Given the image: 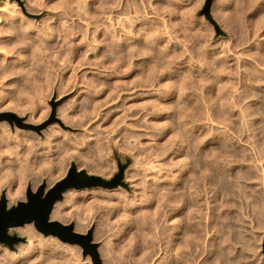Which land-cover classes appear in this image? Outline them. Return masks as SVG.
Returning <instances> with one entry per match:
<instances>
[{"label":"rangeland","instance_id":"rangeland-1","mask_svg":"<svg viewBox=\"0 0 264 264\" xmlns=\"http://www.w3.org/2000/svg\"><path fill=\"white\" fill-rule=\"evenodd\" d=\"M0 1H5V0H0ZM27 1V2H26ZM30 1L31 0H10V3H9V6H7V10H6V13L5 12H1V14H5L4 15V17L6 18V19H11V16L12 15H10V14H12L13 12L14 13H16V14H14L13 13V15H16V16H23V18H25L26 20H28L29 19V21L30 20H32V23H35V30H37L35 33H33V34H35L34 36L32 35V36H28L27 34L25 35V33L24 32H18V34H17V32L15 31V30H11L10 28V25H9V22L11 21V20H9V22H8V20H6L5 18H3V15H2V19L4 20L3 21V23H2V25L0 24V31H2V32H0V115H2V118L3 119H1L0 120V125L2 126V127H0L1 129H0V141H2L3 140V138H4V136H10L9 138H12V137H15V135L17 134L16 132H18V131H22V129H23V131L25 130V131H31V132H35L36 133V135H39L38 137L40 138V140L43 142V147H39L40 148V150H39V148H38V151H37V154H38V156H39V159L37 160V161H32L33 160V158H31L32 157V155L30 156V158L31 159H29L28 161H26V160H24V161H22V163L20 162V164L18 163V165L20 166L19 167V169H18V165H17V167L14 169V170H10V169H7V171H6V169H4L3 170V168L1 167V164H0V168L2 169V171L0 172V179H1V182H0V186H2V187H0V201H1V199L4 197L5 198V200H6V205H7V208H11V207H13V206H16V205H18V203L20 202V201H27V197H28V193H29V191H32V192H34L35 194L38 192V190H39V188L41 187V185H43V184H45L46 186H45V189H44V195L52 188V187H54L55 185H56V183L57 182H59V181H61L63 178H65V177H67L68 175H69V173H70V170H71V168H72V166L73 165H75V167H76V174H78V176H81V173L83 172V171H85L86 172V174H88V176H96V177H98V178H100L101 180H104L105 182H108L107 184H104V183H100V184H97V185H94V186H90V187H83V188H75V187H73V188H70V189H67L66 191H64L63 192V197H62V199H60V200H58V201H56V203L55 204H61V208H62V214L63 215H61L60 216V218H59V216H57V217H52L51 218V216L53 215H50V220L51 221H54L55 219H56V221H59L62 225H63V232L66 234V235H68L67 237H68V239H70V240H63L62 238H60L59 236H57V235H53V234H49L48 236L47 235H45L43 232H41L40 230H38L37 229V227L35 226V224L33 223V222H31V223H26V224H24V225H22V226H13V227H10L9 228V233L11 234V235H14V234H17V235H19V236H22V237H24L25 238V240L24 241H20V242H18V243H16L15 245H14V248H10L9 246H7L6 244H4V243H0V256H1V258H3L4 257V252L2 253V251L3 250H1V249H3V248H7L8 250L10 249V251L11 252H14L16 255H19L21 252H18V251H20V249H21V247L22 246H25V245H27L28 243H29V239H28V235H25L24 236V234H21L20 233V231H19V228L18 227H25V225L26 226H28L29 224H30V226H32L33 228H34V230L38 233V234H40L41 233V235L40 236H43V238H46V239H49L50 240V238H52V239H54V237H55V239L56 240H58V241H60V243H62V250H63V246H69V248H72L71 249V255H72V257L74 258V263H78V264H165L166 263V261H167V263L169 264L170 262V264H177L179 261H181V260H184V261H181V262H179V263H181V264H190V262H188V261H192L191 263H194L195 262V259H196V264L198 263H200V264H221L222 262H224L223 264H225V262H227V264H264V214H263V212H264V210H263V212H262V209H264V208H262V207H264V194L261 192V194H260V191H263L264 192V178H262L260 175H261V173H262V175H264L263 174V172H264V160H262V159H264V155H261V153L262 154H264V144H262V143H260V142H263V140H264V137H262V141L260 140V137L263 135H260L261 133L259 132V131H263L264 132V120H263V115H264V59H262V58H264V0H212V2H211V4H210V7H209V9L207 10L206 9V7H207V3H208V0H120V2H121V4H120V6L119 7H117L116 8V1H119V0H86V1H89V2H85V0H80V2H76V1H72V3H70V5H71V7H73L74 9H75V11L74 12H72L71 14H69V13H65L64 14V10H62L61 8H63L64 9V7L67 5V4H69V3H67L68 1L67 0H33V1H31L32 2V4L30 3ZM37 1V2H36ZM51 1V2H50ZM57 1V2H56ZM84 1V2H83ZM98 1V2H97ZM176 2V3H173V2ZM13 2V3H12ZM29 2V3H28ZM36 2V3H35ZM41 2V3H40ZM60 2H62L61 3V5H59V4H57V5H59L58 7H60V8H57V6H54V5H52L51 3H60ZM94 2V3H93ZM102 2V3H101ZM113 2V3H112ZM141 2H142V4H144V5H142L141 4ZM92 5H91V4ZM166 3H167V5H166ZM13 4V5H12ZM32 5L33 6V8H32V6H31V8L29 7L30 5ZM36 4H39V5H36ZM90 4V5H89ZM113 4V5H112ZM140 4L142 5V6H140ZM168 4H169V7L168 8H166L167 6H168ZM175 4H177V5H175ZM12 5V6H11ZM27 5H28V7L29 8H27ZM41 5V6H40ZM79 5H81L82 7H80L79 8ZM85 5V6H84ZM104 6L105 7V5H106V12H105V14H101V15H99V13H98V9H99V6ZM171 5V6H170ZM173 5V6H172ZM21 6V7H20ZM38 6V7H37ZM145 8H144V7ZM37 7V8H36ZM40 7H42L41 9H40ZM54 7H56V8H54ZM83 7H85L84 8V10H83ZM111 7V8H110ZM174 7V8H173ZM214 7H216V8H214ZM219 7V8H218ZM27 8V9H26ZM98 8V9H97ZM110 8V9H109ZM143 8H144V10H143ZM177 8V9H176ZM10 9V10H9ZM35 9H37V10H35ZM52 9V10H51ZM59 10V12H58V10ZM88 9V12L86 11ZM107 9H108V11H114L113 13L116 15V16H118V17H120V18H117V19H120L119 21H123L124 22V25L122 26H120L119 27V29H118V32H119V34H117L116 36H117V39L120 41V43L121 44H124V46H127L128 48H129V46L133 43V45H131V46H135L136 48H138L139 49V51H138V49H136V53H135V57H134V55H130V54H128V52L127 51H125V50H128V49H125V50H123V52H122V50H119V51H115V52H112L111 50H109V48L111 49L112 48V50H113V47L114 46H108V44L110 43L109 42V38H105V36H101L99 39H96L95 38V33H96V31L98 30L99 31V29L100 28H102L103 26H107V28H109L110 29V23H109V20H107V23H108V25L106 24V19L107 18H105V16L109 13L108 11H107ZM113 9V10H112ZM146 9V10H145ZM172 9V10H171ZM222 9V10H221ZM14 10V11H13ZM22 11V13H21V11ZM39 10V11H38ZM78 10H80V12L78 11ZM81 10H82V13H81ZM95 10V11H94ZM178 10V11H177ZM180 10H182V11H180ZM10 11H11V13H10ZM13 11V12H12ZM38 11V12H37ZM61 11L63 12V13H61ZM85 11H86V13H88V14H86L85 13ZM146 11V12H145ZM180 11V12H179ZM222 11H223V13H222ZM9 12V13H8ZM18 12H20V13H18ZM45 12V13H44ZM60 13V15H59V17H57V15H55V14H53V13ZM98 13V14H96V13ZM132 12V13H131ZM18 13V14H17ZM79 13V14H78ZM84 13V15H82ZM144 13V14H143ZM225 13V14H224ZM20 14H22V15H20ZM25 14H26V17H25ZM61 14H62V16H61ZM65 16H64V15ZM93 14V15H92ZM119 14V15H118ZM136 14V15H135ZM48 15V16H47ZM92 15V16H91ZM98 17H96V16ZM134 15H135V17H134ZM140 17H139V16ZM7 16V17H6ZM29 16H30V18H29ZM44 16V17H43ZM78 16V17H77ZM80 16V17H79ZM130 16V17H129ZM141 16H143L142 18H141ZM147 16V17H146ZM41 17H42V20H41ZM57 17V18H56ZM103 17V18H102ZM131 17H133V18H131ZM136 17H138L137 19H136ZM36 18V19H35ZM53 18H55V19H53ZM59 18V19H58ZM64 18V19H63ZM100 18H102L101 20H100ZM129 18H130V20H129ZM135 18V19H134ZM146 18H147V20H146ZM46 21H45V20ZM58 19V20H57ZM62 21H61V20ZM142 19V20H141ZM144 19V20H143ZM149 19L151 20V21H149ZM54 20H57V23H56V32L57 33H55L54 35L49 31L50 29H48V28H46L47 30V35H48V38H50V39H48V38H46V42L44 41H40V38H41V36L40 35H38L37 33H39V32H42L44 29L42 28V25H43V27L46 25V23L48 22V23H52ZM64 20V21H63ZM89 20V21H88ZM103 20H105L104 22H103ZM132 20V21H131ZM135 20V21H134ZM67 21V22H66ZM87 21L88 22H92L90 25H89V29H90V32L88 33V35H87V37H88V42L90 43L89 45H87L86 46V48H82V44H81V39L85 36V31H83V29L85 30L86 29V25L84 24V23H87ZM97 21H99L98 23H97ZM101 21V22H100ZM128 21V22H127ZM145 21V22H144ZM153 21V22H152ZM31 22V21H30ZM44 24H43V23ZM65 24H64V23ZM97 23V24H95V23ZM128 23V25H127V23ZM159 22V23H158ZM7 23H8V25H9V28H7L8 27V25H7ZM58 23H60V24H58ZM80 23H81V25H80ZM125 23H126V25H125ZM130 23V24H129ZM132 23V24H131ZM171 25H170V24ZM176 23V24H175ZM180 23H181V25H180ZM198 23V24H197ZM6 24V25H5ZM39 24V25H38ZM94 26H93V25ZM104 24V25H103ZM142 24H146V25H143L142 26ZM147 24L148 25H150V26H148L147 27ZM155 24V25H154ZM157 24V25H156ZM159 24H160V26H159ZM163 24H164V26H163ZM169 24V25H168ZM5 25V26H4ZM63 25V27H61ZM79 25H80V27H83V29L81 28V30H80V27H79ZM99 25H101V26H99ZM132 26V28H131V26ZM134 25V26H133ZM154 25V26H153ZM180 25V26H179ZM198 25V26H197ZM3 26V27H2ZM64 26H66L65 28H64ZM117 26H119V23L117 24ZM142 26V27H141ZM145 26L148 28V29H146L145 28ZM172 26H173V28H172ZM178 26V27H177ZM5 27H6V29L8 30L9 29V31L11 32V34H10V32L9 31H7L6 29H5ZM36 27H37V29H36ZM41 27V28H40ZM59 27V28H58ZM124 27V28H123ZM126 27L129 29H126ZM155 27H156V30H155ZM181 27V28H180ZM186 27V28H185ZM200 27V28H199ZM39 28V29H38ZM64 28V29H63ZM141 30H140V29ZM145 28V29H144ZM150 28V29H149ZM159 28H161V30L159 29ZM190 28V29H189ZM2 29V30H1ZM13 29V28H12ZM63 31H62V30ZM77 29V30H76ZM79 29V30H78ZM123 29L126 31H123ZM130 29H131V32H132V34H131V32H130ZM186 30V31H184V30ZM189 29V30H188ZM203 29V30H202ZM5 30V31H4ZM41 30V31H40ZM67 30V31H66ZM127 30H128V33H127ZM143 30V32L141 33V31ZM148 30V31H147ZM151 30V31H150ZM183 30V31H182ZM192 30V31H191ZM206 30V31H205ZM7 31V32H6ZM23 31V30H22ZM69 31V32H68ZM97 31V32H98ZM135 31H137V32H135ZM146 31V32H145ZM154 31V32H153ZM201 31H202V33H201ZM206 32V34H205V32ZM4 32V33H3ZM12 32H14V34H12ZM26 32V31H25ZM28 32H30L31 33V31H29L28 30ZM79 33V34H77V33ZM135 32V33H134ZM138 32H140V33H138ZM148 32V33H147ZM150 32V33H149ZM158 32V33H157ZM186 32V33H185ZM195 32V33H194ZM198 32V33H197ZM204 32V33H203ZM20 33V34H19ZM23 33V34H22ZM49 33V34H48ZM123 33H125V34H123ZM127 33V34H126ZM144 33H146L147 35H145ZM154 33V34H153ZM160 33V34H159ZM170 33V35H166V34H169ZM188 33V34H187ZM3 34V35H2ZM22 34V35H21ZM78 36H77V35ZM83 34V35H82ZM137 34H139V36L137 35ZM144 35V37H148L149 39L148 40H146V41H144L145 39H147V37L146 38H144L143 39V35ZM148 34H150V35H148ZM196 36H195V35ZM204 34V35H203ZM21 35V36H20ZM25 35V36H24ZM55 36V37H53V36ZM121 37H120V36ZM127 35V36H126ZM130 35V36H129ZM132 35V36H131ZM153 37H152V36ZM158 35V36H157ZM171 35H172V37H171ZM202 35V36H201ZM4 36V37H3ZM17 36H20V37H17ZM39 36V37H38ZM56 36H58V37H56ZM60 36V37H59ZM62 36H65V38L68 40L67 42L65 41V39H63L62 38ZM119 36V37H118ZM124 36H125V38H124ZM129 36V37H128ZM157 36V37H156ZM165 36H166V38H165ZM172 38H170V37ZM174 36V37H173ZM192 36H194L193 37V39H192ZM10 37V38H9ZM17 37V38H16ZM22 37H23V39L24 40H22ZM25 37H26V39H25ZM30 39H28V38ZM38 37V38H37ZM80 37H82V38H80ZM123 37V38H122ZM138 37V38H137ZM152 37V38H151ZM155 37V38H154ZM159 37V38H158ZM164 37V38H163ZM15 38H16V42L14 41L15 40ZM33 38H35V40H33ZM52 38V39H51ZM56 38H58V39H56ZM80 38V39H79ZM95 38V39H94ZM122 38V40H120ZM127 38H129L130 40H128ZM152 40H151V39ZM162 38H163V40H162ZM20 39V43H21V45L19 44V42L17 41V40H19ZM38 39V40H37ZM62 39L65 41V43H64V41H62ZM78 39H79V41H78ZM101 39H103V40H105V41H103L102 42V44H105V45H101L100 44V41H101ZM157 39H158V41H157ZM167 39V40H166ZM169 39V40H168ZM184 39H186L185 41H184ZM27 42H26V41ZM38 42H37V41ZM41 40H42V38H41ZM53 40V42H51ZM58 40V41H57ZM71 41V43L73 44V46H71L72 44L71 43H69L70 41ZM96 42H95V41ZM135 40V41H134ZM143 40V41H142ZM178 40H180V41H178ZM23 41V42H22ZM33 41H34V44H33ZM36 41V42H35ZM55 41V42H54ZM62 41V42H61ZM82 41H85V37H84V40H82ZM111 41V40H110ZM130 41V42H129ZM144 42V43H142V42ZM163 41V42H162ZM168 41H171V42H168ZM18 42V43H17ZM28 42H32L31 44L30 43H28ZM40 42L42 43L43 42V44H41V45H39L40 44ZM56 42H59V43H56ZM73 42H75V44L73 43ZM77 42V43H76ZM79 42V43H78ZM92 42L94 43L93 44V46H92ZM125 42V43H124ZM132 42V43H131ZM150 42V44H148ZM155 42V43H154ZM173 42V43H172ZM179 42H180V44H179ZM187 42H188V44H187ZM37 43H39V44H37ZM46 43V44H45ZM49 43H50V45H49ZM52 43H55V44H53L54 45V47L55 48H51V46L53 47V45H51ZM63 43V44H62ZM69 45V47H68V45ZM99 43V44H98ZM126 43H128V44H126ZM157 43V44H156ZM165 44V46L163 47L162 46V44ZM170 43V44H169ZM175 43V44H174ZM185 43V44H184ZM19 44V45H18ZM25 44H27V45H25ZM50 46V48H49V46ZM59 44V45H58ZM64 44H66V45H64ZM79 44V45H78ZM95 44H97L96 45V48L94 47L95 46ZM111 44H113V43H111ZM137 44H139V46L137 45ZM141 44L143 45V46H141ZM158 44H160L163 48L161 49L160 47H159V45ZM177 44V45H176ZM187 44V45H186ZM33 45H35L34 47L36 48V49H34V47L32 48L31 46H33ZM43 45V46H42ZM44 45H46V47L44 46ZM107 45V46H106ZM144 45H146V46H144ZM147 45H149V46H147ZM156 45V46H155ZM158 45V46H157ZM173 45H174V47H173ZM180 45H182L183 47H181ZM29 46V47H28ZM47 46H48V48H47ZM61 46V48H62V50L59 48ZM66 46V47H65ZM75 46V47H74ZM78 46V47H77ZM130 46V48H132ZM152 46H155V47H151ZM169 46V47H168ZM191 46V47H190ZM207 48H206V47ZM42 47H44V48H46L45 49V51H47V52H45L44 51V49L42 50L41 48ZM126 47V48H127ZM142 49V51H141V49ZM143 47H148V48H145L146 49V51L149 53V54H146V52H145V50H143L144 48ZM157 47V48H156ZM167 47H168V49H167ZM185 47H190L191 49H187V48H185ZM193 47V48H192ZM31 48L35 51V50H40V51H38L37 50V52L35 51V53H38V52H40L39 53V55L38 54H35L34 53V51L31 53ZM65 48V52H66V54L65 55H67V56H65L64 54H62V53H65L64 51H63V49ZM67 48H68V50H67ZM78 48V49H77ZM88 48H90V49H88ZM105 48H108V52H107V50L105 49ZM149 48H150V51H149ZM159 48V49H158ZM172 48V49H171ZM48 49L50 50V49H53V50H50L49 52H48ZM74 51H72V50ZM79 49H80V51L82 50V53H83V58H82V55H81V53H80V51H79ZM116 49H118V48H116ZM148 49V50H147ZM155 49V50H154ZM158 50V52H159V54H158V52H156L157 50ZM263 49V50H262ZM58 50H59V52L61 53H59L58 52ZM71 50V51H70ZM86 51V53H85V51ZM90 52H89V51ZM91 50H92V52H91ZM106 50V51H105ZM151 50H152V52H151ZM162 50V51H161ZM164 50V51H163ZM171 50V51H170ZM195 50V51H194ZM205 50V51H204ZM42 51V52H41ZM53 51V52H52ZM56 51V52H55ZM70 51V52H69ZM76 51H78V52H76ZM102 51H103V54H104V57L103 58H105L106 57V55L107 54H109V56H111L110 58H109V56L108 57H106L104 60L103 59H101V60H99L100 59V57L101 56H103V54L102 55H100L101 53H102ZM109 51H111L110 53H109ZM124 51H125V53H124ZM172 51H174V53L172 52ZM201 51H202V53L203 54H201ZM209 51V52H208ZM51 52V53H50ZM54 52H55V54H54ZM71 52H72V54H71ZM77 54H76V53ZM96 52H98V54L96 53ZM107 52V53H106ZM119 52V55L117 54ZM127 52V53H126ZM139 52H141L140 54H139V56H137L138 55V53ZM156 53L155 55H153L154 53ZM161 52H166V54L164 53V55H165V57H164V55H161V56H159L160 55V53ZM167 52L168 53H170L169 55L167 54ZM193 52H195V53H193ZM208 52V53H207ZM218 52V53H217ZM262 52V53H261ZM25 53V54H24ZM28 53H31V54H28ZM43 53H47V54H43ZM49 53V54H48ZM57 53H58V55H57ZM68 53V54H67ZM75 53V54H74ZM79 53V54H78ZM123 53V54H122ZM145 53V54H144ZM153 53V54H152ZM172 53H173V55H172ZM189 53V54H188ZM215 53V54H214ZM225 53V54H224ZM35 56H34V55ZM52 54V55H51ZM60 54V55H59ZM76 56H74V55ZM89 54V55H88ZM127 55L128 57H126L125 55ZM153 56H152V55ZM158 54V57L159 58H157V55ZM162 54V53H161ZM178 56H177V55ZM181 54H182V56H181ZM193 54V55H192ZM196 54H198V55H200V56H205V58L203 59H200V58H197V56L198 55H196ZM260 54V55H259ZM23 55V56H22ZM26 55V56H25ZM30 55V56H29ZM31 55H33L34 57H32ZM38 55V56H37ZM71 55H73L72 56V58L73 59H69V58H71ZM81 55V56H80ZM84 55H86L87 57H84ZM98 55H100V57L98 56ZM113 55H115V56H113ZM140 55H141V57H140ZM146 55V56H145ZM150 55H151V57H150ZM167 55V56H166ZM170 55H171V58H172V56L174 57L175 56V58L173 59V61L175 60V62H173L172 61V59H170ZM184 55V56H183ZM189 55V56H188ZM212 55V56H211ZM223 55V56H222ZM230 55V56H229ZM40 56H42V57H40ZM48 56H51V57H48ZM81 57L82 58V60H81V58H79V57ZM90 56H93V58L91 57V58H89ZM96 56V60H95V57ZM118 56V57H117ZM145 56V57H144ZM147 56H149V57H147ZM163 56V57H162ZM195 56V57H194ZM200 56H198V57H200ZM261 56V57H260ZM28 58V59H25V58ZM31 57V58H30ZM54 57V58H53ZM57 57V58H56ZM60 57H61V59H60ZM63 57H64V59H63ZM99 59H98V58ZM132 57V58H131ZM134 57V58H133ZM138 57V58H137ZM157 59H156V58ZM160 57L162 58V59H160ZM169 57V58H168ZM183 59H182V58ZM188 57L189 58H191V60L190 59H188ZM209 57V58H208ZM211 57V58H210ZM215 57V58H214ZM219 57V58H218ZM45 58V59H44ZM67 58V59H66ZM79 58V59H78ZM86 58H88V61L86 60ZM108 58V59H107ZM126 58V59H125ZM151 60H150V59ZM153 58V59H152ZM167 58V59H166ZM178 58V59H177ZM185 58H187V59H185ZM212 58H214V59H212ZM91 59V60H90ZM115 59V61L117 62V64H115L116 62H113V60ZM133 59V60H132ZM158 59H160V60H158ZM182 59V60H181ZM185 59V60H184ZM193 59H194V61H193ZM211 59V61H209ZM216 59V60H215ZM222 59V60H221ZM32 60V61H31ZM41 60V61H40ZM44 60V61H43ZM49 62H48V61ZM51 60V61H50ZM54 60V61H53ZM64 60V61H63ZM67 61V63H66V61ZM76 60V61H75ZM155 60V61H154ZM165 62H163V61ZM167 60H169V61H167ZM191 61V63L192 62H194V63H190V61ZM8 61V62H7ZM45 61H47V62H45ZM58 61V62H57ZM62 61V62H61ZM71 61V62H70ZM73 61V62H72ZM75 61V62H74ZM85 61V62H84ZM87 61V62H86ZM90 61V62H89ZM91 61H93L92 62V64H91ZM97 61V62H96ZM106 61H109V62H111V63H107ZM133 61V62H132ZM158 61V62H157ZM168 63H167V62ZM174 63V65H173V63ZM184 61V62H183ZM187 61L190 63H187ZM220 61H222V62H220ZM224 61H225V63H224ZM231 61V62H230ZM249 61V62H248ZM11 63V65H10V63ZM16 62V63H15ZM33 62V63H32ZM65 62V63H64ZM83 62V63H82ZM104 64H103V63ZM139 62H141V63H139ZM143 62H144V64H145V62H146V64L148 65H146L147 66V68L145 67V65H142L143 64ZM154 62V63H153ZM208 62H209V64H208ZM211 62V63H210ZM213 62V63H212ZM235 62V63H234ZM6 63V64H5ZM9 65H8V64ZM26 63V64H25ZM30 63H32L33 64V67H31L32 65L30 64ZM46 63H48V64H46ZM64 63V64H63ZM75 63V64H74ZM130 63H131V67L129 66L130 65ZM136 63H137V65H136ZM150 63H152V64H150ZM155 63H157L158 65H156ZM162 63V64H161ZM179 63V64H178ZM215 63V64H214ZM217 63H218V65L220 64V66H218L217 65ZM229 63V64H228ZM239 63V64H238ZM5 64V65H4ZM30 64V65H29ZM55 64V65H54ZM72 64V65H71ZM80 64H82V65H80ZM107 64V65H106ZM113 66V68L110 66ZM115 64V65H114ZM119 64V68H117V65ZM127 64H129V65H127ZM138 64H140L139 65V67H138ZM161 64V65H160ZM194 64H195V66H194ZM206 64H208V65H206ZM254 64V65H253ZM7 65H8V67H7ZM63 65V66H62ZM71 65V66H70ZM152 65V66H151ZM154 65V66H153ZM163 65H164V69H165V67H166V65H167V67H169V65H170V67L172 68H168V70L167 69H163ZM209 65H212V66H209ZM214 65H216V67L214 66ZM241 65V66H240ZM253 65V66H252ZM10 66V67H9ZM16 66V67H15ZM19 66H23V68H24V66H25V68L23 69V68H21V67H19ZM29 66L31 67V68H29ZM56 66V67H55ZM124 66H125V68H124ZM127 66H129V68H127ZM136 66V67H135ZM158 66V67H157ZM161 66V67H160ZM186 68H184V67ZM214 66V67H213ZM223 66V67H222ZM230 66V67H229ZM243 66V67H242ZM7 67V68H6ZM12 67H14V68H12ZM40 67H41V69L43 70V71H45L46 72V74L48 73L47 72V70H49L50 72H49V74L48 75H46L45 73H43L42 74V70L40 69ZM50 67V68H49ZM114 67L116 68V69H114ZM138 67V68H137ZM140 67H142V68H140ZM143 67H144V69H143ZM148 67H150V68H148ZM153 67V68H152ZM160 67V68H159ZM197 67H199V69H197ZM201 67V68H200ZM203 67V68H202ZM220 67H221V69H220ZM224 67H226L225 69H224ZM236 67V68H235ZM239 67V68H238ZM249 67H251L249 70H247ZM259 67V68H258ZM6 68V70H4V69ZM9 68V69H8ZM17 68V69H16ZM18 68L20 69V70H18ZM51 68H52V70H51ZM57 68V69H56ZM66 68V70H64ZM127 68V69H126ZM134 68V69H133ZM146 68V69H145ZM163 70H162V69ZM229 68H232V69H229ZM247 68V69H246ZM13 69H15V70H13ZM27 69H29V70H27ZM38 69V70H37ZM69 69V70H68ZM105 69V70H104ZM143 69V70H142ZM157 69H159L158 70V72L160 73H158L156 70ZM170 69L172 70V71H170ZM180 71H182V73H183V76H184V74H186L185 76H184V78H182L181 80H178V79H180L181 78V76H182V73L181 72H179L178 73V71L179 70ZM184 69V70H183ZM189 69H190V72H189ZM195 69H197V70H195ZM236 69V70H235ZM244 69V70H243ZM246 69V70H245ZM256 69V70H255ZM260 69V70H259ZM21 70H23V71H21ZM27 70V71H26ZM33 70H37V71H34V73H33ZM115 70V71H114ZM141 70H142V73H141ZM146 70H148L147 72H146ZM162 70V71H161ZM200 70H201V72H200ZM211 70V71H210ZM212 70L213 71H215V72H217V74L214 72H212ZM223 71V73H221L220 71ZM224 70H226L225 72H224ZM231 70H232V72H231ZM243 70V71H242ZM255 70V73H256V75H255V73L253 72ZM8 71V72H7ZM18 71V72H17ZM21 71V72H20ZM24 71H26V72H24ZM39 71V72H38ZM55 71V72H54ZM100 71V72H99ZM106 71V72H105ZM127 71V73H125ZM139 71V72H138ZM195 71H199V73H197V72H195ZM207 71V72H206ZM244 71H247V72H244ZM249 71V72H248ZM258 71V72H257ZM5 72V73H4ZM7 72V73H6ZM14 74H13V73ZM57 72H59V73H57ZM70 72V74H68ZM100 74H99V73ZM109 72V76H107L108 73ZM136 72V73H135ZM151 72H153L152 74L153 75H155V76H153V75H151L150 73ZM174 72H175V74H174ZM204 72V73H203ZM220 72V73H219ZM228 72V73H227ZM242 72V73H241ZM260 72V73H259ZM17 73V74H16ZM27 73V76L25 75V74ZM39 73V74H38ZM86 73V74H85ZM104 73H106V74H104ZM138 73V74H137ZM146 74V76L147 75H150L151 76V80L148 78L149 76H145V78H144V76L142 75H140V74ZM148 73V74H147ZM167 73V74H166ZM169 73V74H168ZM172 73V74H171ZM191 74V77H190V75L188 76V74ZM194 73V74H193ZM201 73V74H200ZM205 73H207V74H205ZM235 73V74H234ZM246 73L248 74V75H246ZM251 73V75H249ZM258 73V74H257ZM22 74V75H21ZM42 74V75H41ZM46 76H45V75ZM56 74V75H55ZM58 74V75H57ZM86 76H85V75ZM120 74V75H119ZM135 74H137V75H135ZM177 74V75H176ZM192 74H193V76H192ZM199 74V75H198ZM202 74H203V76H202ZM204 74H205V76H204ZM212 74H214V76L212 75ZM222 74V75H221ZM232 74H234V75H232ZM239 74V75H238ZM261 74H263V75H261ZM2 75H4V77L2 76ZM25 75V76H24ZM40 75V76H39ZM62 75V76H61ZM72 75V76H71ZM84 75V76H83ZM89 75V77H87ZM140 75V76H139ZM163 75V76H162ZM209 75V76H208ZM211 75V76H210ZM221 75V76H220ZM224 75V76H223ZM228 77H227V76ZM242 77H241V76ZM245 75H246V77H245ZM259 75H260V77H259ZM23 76H24V79H23ZM36 76V77H35ZM69 76H71V78L69 77ZM92 76V77H91ZM103 76V77H102ZM134 76V77H133ZM136 76H137V78H136ZM156 77V78H153V77ZM159 76V77H158ZM168 78H167V77ZM182 76V77H183ZM220 77V78H218V77ZM239 76V77H238ZM255 77L254 78V80L253 81H256V80H258V81H256V82H253L252 81V79H253V77ZM258 77V79H257V77ZM37 77H39V78H37ZM48 77V78H47ZM100 77H102V78H100ZM117 77V78H116ZM131 77H133V78H131ZM171 77H173V79L171 78ZM178 77V78H177ZM190 79H193V80H190ZM200 78V77H202V79L200 78V79H197V78ZM204 77V78H203ZM207 77V78H206ZM209 77H212L211 79H209L208 80V78ZM217 79V80H215V78ZM222 77V78H221ZM232 78V80H231V78ZM238 77V78H237ZM243 77H245V78H243ZM248 77V78H247ZM25 78L27 79V81L29 82V83H27V81L25 80ZM35 78V79H34ZM74 78V79H73ZM103 78H104V80H103ZM120 80H122V81H119V79ZM140 79V81L141 80H143V79H146L147 78V80L148 81H141V82H139L138 80ZM141 78H143V79H141ZM153 78V79H152ZM159 78V79H158ZM171 78V82H172V84L170 83V82H168V81H170L169 79ZM175 78V79H174ZM188 78L189 79V81H188V79L186 80V79ZM195 78V79H194ZM225 78V85H223L224 84V79ZM228 78V79H227ZM239 78H243V79H239ZM251 78V79H250ZM39 79V80H38ZM51 79V80H50ZM86 81H85V80ZM95 79H97L96 81H99L100 82V84H101V82H103V84L105 85L106 84V82H107V84H106V86H103L102 84V86L105 88V89H103V87L100 85V84H98V86H97V84H96V82H93V81H95ZM102 79V80H101ZM124 79V80H123ZM125 79H126V81H125ZM129 79H131L130 80V82H133L134 80V82L131 84L130 82H129ZM133 79V80H132ZM157 80V82H156V80ZM165 79V80H164ZM177 79V80H176ZM222 79V80H221ZM239 81H238V80ZM247 80V82H246V80ZM260 79H261V82H260ZM262 79H263V81H262ZM20 80V81H19ZM24 80V81H23ZM72 80V81H71ZM88 80V81H87ZM89 80H93V81H91L92 82V87L93 86H97L96 87V90H95V87H91V85L90 86H88L87 84H90L89 83ZM113 80H116V81H113ZM155 80V81H154ZM175 80H176V82H175ZM186 80V81H185ZM196 80H198L197 81V83H198V85H196L197 83H194V82H196ZM200 80V81H199ZM206 80V81H205ZM213 80H215L214 82H213ZM226 80H227V82H229V84H228V86H226L227 85V82H226ZM242 80H243V82H242ZM249 80H250V82H249ZM25 81H26V83H25ZM77 81V82H76ZM82 82V83H79V82ZM111 81H113L112 83H111ZM139 83H138V82ZM151 81H153V84L152 83H150ZM164 83H163V82ZM168 82V83H170L169 84V86H167L168 85V83L166 84V82ZM202 81V83L203 84H201L200 82ZM217 81H219V82H217ZM237 81V82H236ZM19 82V83H18ZM35 84H34V83ZM51 82V83H50ZM73 82L75 83V84H73ZM88 82V83H87ZM110 82V83H109ZM116 82H118L117 84H118V87L116 88V85L117 84H115ZM155 82V83H154ZM163 83L164 84V87H163V84H161V83ZM174 82L176 83V84H174ZM180 84H179V83ZM187 82V83H186ZM191 82H193V83H191ZM207 82V83H206ZM212 83V85H211V83ZM231 82V83H230ZM233 82H235L234 84H232ZM249 82V83H248ZM258 82H260V84L258 83ZM263 82V83H262ZM32 83V84H31ZM38 83V84H37ZM79 83V84H78ZM85 83V84H84ZM127 83H129V84H127ZM146 83V84H145ZM189 83H191V84H193V86L191 87L190 85H189ZM208 83H210L209 85H208ZM217 83H219V84H217ZM236 83H237V85H236ZM243 83V84H242ZM246 83V84H245ZM21 84V85H20ZM22 84H24V85H22ZM28 84V85H27ZM62 84V85H61ZM84 85V86H82V85ZM138 84V85H137ZM150 84V85H149ZM166 84V85H165ZM202 86V88L200 87V85ZM218 85V86H214V85ZM231 84V85H230ZM245 84V85H244ZM247 84H248V86H247ZM251 86H250V85ZM259 84V85H258ZM18 85V86H17ZM74 85V86H73ZM78 85H80L81 86V88H80V86H78ZM85 85L87 86V88L85 87ZM100 85V86H99ZM109 85H110V87H109ZM112 85L114 86L113 88H116V89H118V90H115V89H113V90H111V88H112ZM129 85H135L134 87H131V86H129ZM140 85V86H139ZM171 85V86H170ZM175 85V86H174ZM180 85H181V87H180ZM182 85H184V86H182ZM186 85H188V86H186ZM194 85H195V87H194ZM211 85V86H210ZM221 85V86H220ZM234 85V86H233ZM246 86L247 87V89L248 90H245V88L246 87H243V86ZM255 85H257V86H255ZM11 86V87H10ZM28 86H30L28 89H27V87ZM36 90V91H34V89L32 88V87ZM72 86V87H71ZM155 86V87H154ZM161 86V87H160ZM166 86V87H165ZM179 86V87H178ZM190 86V87H189ZM205 86V87H204ZM217 87L218 89H220V87L222 88V89H220V90H218V89H214V87ZM220 86V87H219ZM223 86V87H222ZM224 86H225V89H224ZM250 86V87H249ZM252 86H254V87H252ZM21 87V88H20ZM63 87V88H62ZM68 87V88H67ZM84 87H85V89L87 90H89V93H88V90H87V92H86V90H84L83 91V89H84ZM91 87V88H90ZM100 87V88H99ZM102 87V88H101ZM130 87H131V89H130ZM159 87V88H158ZM196 87H198V88H196ZM207 87H208V89H207ZM212 87V88H211ZM231 87V88H230ZM234 87H236V88H234ZM237 87L240 89H238L237 91L239 92H237L236 91V89H237ZM259 87H261V88H259ZM263 87V88H262ZM25 88V92H26V90H27V93H25V92H23V89ZM31 88H32V90H31ZM120 88V89H119ZM164 90H163V89ZM173 88H174V91H173ZM175 88H177V90L179 91L180 89L182 90H180V92H181V94L183 95V89H184V91H186L187 93H184L185 95H183V96H180L181 94L179 93V92H176L175 93V91H177ZM183 88V89H182ZM193 89V88H195V89H197V90H192L191 91V89ZM205 88V89H204ZM228 90H227V89ZM244 88V89H243ZM251 88H254V89H251ZM18 89L19 90H21V91H18ZM66 89H67V91H66ZM81 89V90H80ZM100 89V90H99ZM109 89V91H107ZM166 89V90H165ZM172 89V90H171ZM185 89H187V90H185ZM212 89V90H211ZM230 89V90H229ZM249 89H250V91H251V93H255L256 95L254 96L253 94H252V96L250 95L251 93H250V91H249ZM261 89L263 90V91H261ZM38 90V91H37ZM52 90V91H51ZM77 90V91H76ZM80 90V91H79ZM95 90L96 91V93L95 92H93V91ZM99 90V91H98ZM119 90H121V91H119ZM159 90V91H158ZM169 90V91H168ZM215 90V91H214ZM218 90V91H217ZM221 90H223V91H221ZM225 90V91H224ZM235 90V93H233V91ZM242 90H245V91H243V92H241L240 93V91H242ZM258 90V93L256 92ZM79 91V93H77ZM92 91V92H91ZM119 91V92H118ZM156 91V92H155ZM191 91V92H190ZM195 91H197V92H199V93H194ZM202 91H204V93L202 92ZM206 91V92H205ZM207 91H209V93L207 92ZM221 91V92H220ZM226 91H229V92H226ZM232 91V92H231ZM249 91V93H247V92ZM9 92V93H8ZM11 92H13L12 94H11ZM30 92V94H28ZM50 92V93H49ZM97 92H99V93H97ZM117 92V93H116ZM161 92H162V94H161ZM173 94H172V93ZM202 92V93H201ZM220 92V93H219ZM17 93H19V94H17ZM32 93V94H31ZM38 93V94H37ZM49 95H48V94ZM77 93V94H76ZM91 93H94V94H91ZM131 93H134V94H131ZM193 93V94H192ZM205 93H207L206 95L208 96H206L205 95ZM211 93H213V94H211ZM216 93H219V94H216ZM225 93V94H224ZM262 93V94H261ZM11 94V95H10ZM17 94V95H16ZM87 96V97H91V98H87V97H85L86 99H83V97L82 96ZM89 94V95H88ZM98 94V95H97ZM104 94V95H103ZM198 94V95H197ZM202 94V95H201ZM215 94V95H214ZM223 94V95H222ZM227 94V96H224V95H226ZM239 94L241 95L240 97H239ZM247 94H249V95H247ZM257 94H260L259 95V98L257 97L258 95ZM8 95V96H7ZM31 95V96H30ZM34 97H33V96ZM36 95H38V96H36ZM76 95V96H75ZM80 95V96H79ZM94 95V96H93ZM107 95V96H106ZM169 95V96H168ZM173 95V96H172ZM186 95H188V99H186L187 98V96ZM196 97H195V96ZM200 95V96H199ZM203 95H205V97L203 96ZM217 95V98L215 97ZM218 95H219V98H218ZM232 95V96H231ZM235 95V96H234ZM238 95V96H237ZM243 95V96H242ZM245 95V96H244ZM246 95L249 97V96H251V97H249V98H246V100L245 99H243V98H245L246 97ZM5 96V97H4ZM12 96H13V99H12ZM46 96V97H45ZM47 96H49V97H47ZM134 96V97H133ZM178 96V97H177ZM186 98H185V97ZM190 96H192V97H190ZM202 96V97H201ZM210 96V97H209ZM212 96V97H211ZM220 96H222V97H220ZM226 97V101L225 102H223V100H224V97ZM4 97V98H3ZM17 97H19V99H21V100H19ZM22 97V98H21ZM32 97V98H31ZM41 97V98H40ZM45 97V98H44ZM75 97V99L73 100V98ZM98 97H99V99H98ZM130 97V98H129ZM157 97V99H155ZM175 97H177V98H175ZM201 97V98H200ZM205 99H204V98ZM206 97L208 98L207 100H206ZM214 97V98H213ZM231 97V98H230ZM236 97V98H235ZM243 97V98H242ZM256 97V98H255ZM9 98H11V99H9ZM77 98V99H76ZM94 98V99H93ZM150 98H153V99H155V100H152V102H151V100H149ZM174 98V99H173ZM184 98V99H183ZM210 98V99H209ZM215 98L218 100L219 99V102L217 101V100H215ZM221 98H223V100L221 99ZM255 98V99H254ZM39 99V100H38ZM42 100V102L43 103H41V100ZM45 99V100H44ZM82 99H83V101H82ZM88 99V100H87ZM93 99V100H92ZM97 99V100H96ZM101 99V100H100ZM186 99V100H185ZM195 101V100H197L196 102H197V104L200 102V101H203L202 103V105H201V102L199 103V109H198V106H196L197 104L193 101V100ZM200 99V100H199ZM244 101H243V100ZM31 100H33V101H31ZM76 100V101H75ZM78 100H80V101H82V102H79ZM92 100V101H91ZM95 100V101H94ZM169 102H168V101ZM181 100V101H180ZM188 100V101H187ZM191 100H192V103H189V102H191ZM199 100V101H198ZM206 100V104H205V101ZM209 100L215 105H213V104H211V102H210V105H209ZM256 100V101H255ZM261 100V101H260ZM9 101V102H8ZM12 101V104L10 103ZM14 101V102H13ZM74 101V102H73ZM78 101V102H77ZM85 101H86V103H87V105L85 104ZM90 103V107H89V104H88V102ZM94 101V102H93ZM98 101H99V108H98ZM135 101V102H134ZM153 101H154V103H153ZM155 101H157L158 103H160L159 105L157 104V102H155ZM160 101V102H159ZM187 103L188 102V104H186L185 102ZM238 102V105H237V103L236 102ZM32 102H34V103H32ZM37 102V103H36ZM40 102V104H38ZM76 102V103H75ZM92 102L95 104V106L92 104ZM130 102H134V106H133V103L132 104H130ZM164 102H168V103H164ZM171 102V103H170ZM181 102H183L184 104H186V106L184 105V104H182V105H180L181 104ZM220 103L219 105H220V107H218L219 105H217L216 106V104H218V103ZM221 102H222V106H221ZM227 102H229V103H227ZM231 102V103H230ZM233 102V103H232ZM235 102V103H234ZM15 103V104H14ZM18 103V104H17ZM20 103V104H19ZM25 104V106H26V104H27V107H29V108H27V107H25L23 104ZM73 103H75V104H73ZM81 103L82 104H84V105H81ZM193 103H195V104H193ZM240 103V104H239ZM8 104V105H7ZM11 104V105H10ZM35 104V105H34ZM73 104V106H71ZM92 104V105H91ZM135 104H137V105H135ZM152 104H153V106H155V107H153L152 106ZM155 104H157L158 105V108H160V109H158L157 108V105H155ZM161 104H162V106H161ZM167 104H170L169 105V107L167 106ZM177 104H178V106H177ZM204 104H205V106H204ZM207 104H208V106H207ZM243 104V105H242ZM249 104L251 105V107L249 106ZM23 105V106H22ZM33 105V106H32ZM167 107H166V106ZM192 105H194L195 107H196V109L198 110V113H196L197 111L195 110V111H193L192 113H190L191 111H192V109H191V107H193V108H195L194 106H192ZM201 105V106H200ZM213 105V106H212ZM226 105V106H225ZM229 105V107H227ZM234 105V106H233ZM236 105H237V108H236ZM247 105V106H246ZM255 105V106H254ZM258 105V106H257ZM11 106V107H10ZM15 108H14V107ZM19 107V110L21 111V108L23 107V110H24V107H25V109H28V110H22V112H20V111H18V107ZM22 106V107H21ZM47 106V107H46ZM77 106H81L82 107V109L80 108L79 109V107H77ZM94 106V107H93ZM166 107V108H168L167 110H165L164 108V110L162 111L161 110V108L162 107ZM182 106H185V108L183 107V109H182ZM191 106V107H190ZM223 106H224V109H221V108H223ZM238 106H240V107H238ZM244 106H245V108H244ZM32 107V108H31ZM44 107H45V109H44ZM69 109H68V108ZM70 107H72L71 109H70ZM85 107H87L88 108V110H87V108L86 109H84ZM92 107V108H91ZM124 107H126V109H124ZM170 107H174L175 109H169ZM177 107V108H176ZM206 107V108H205ZM208 107H210V110H208L209 108ZM213 107V108H212ZM216 107H218V108H216ZM225 107H227V108H225ZM232 107V108H231ZM234 107H235V109H234ZM246 107H249L248 109L246 108ZM254 107V110L252 109ZM260 107H261V109H260ZM263 107V108H262ZM33 108H35V109H33ZM38 108V109H37ZM43 108V109H42ZM62 110H61V109ZM75 108H78V109H75ZM178 108H181V109H178ZM189 108V109H188ZM202 108H204V109H202ZM243 108L247 111V112H245V110H243ZM257 108H258V113L256 112V110H257ZM39 109H40V111H39ZM60 109V110H59ZM83 109L85 110L84 112H82L83 111ZM90 109V110H89ZM94 109V110H93ZM95 109H98V110H95ZM177 109H178V111H177ZM185 109H187V112L185 111ZM190 109H191V111H190ZM211 109H212V111H211ZM217 109V110H216ZM218 109H219V111H220V114L218 113L219 111H218ZM228 109H230V110H228ZM234 111H233V110ZM243 111H242V110ZM260 109V110H259ZM35 110V111H34ZM38 110V111H37ZM43 110H44V112H43ZM82 110V111H81ZM91 110H93V111H91ZM159 110H161V111H159ZM174 110V111H173ZM176 110V111H175ZM179 110H180V112H179ZM194 110V109H193ZM204 110V111H203ZM208 110V111H207ZM223 110H224V114H226V115H222V113H223ZM228 110V111H227ZM237 110H239V111H237ZM241 110V111H240ZM263 110V111H262ZM34 111V112H33ZM46 111V112H45ZM74 111L77 113L78 112V114H75L74 113ZM91 112L90 114L93 116H90V114H89V112ZM94 111H97V114H95L96 112H94ZM159 111V112H158ZM184 111V113H182ZM189 111V112H188ZM201 111V112H200ZM212 113H211V112ZM218 111V112H217ZM222 111V112H221ZM227 113H226V112ZM234 112V113H232V114H230V113H228V112ZM254 111L256 112V113H254ZM262 111V112H261ZM39 112H41V113H39ZM61 112V113H60ZM68 112V113H67ZM93 112V113H92ZM181 113V114H179V113ZM202 112H204L205 113V116H204V113H202ZM210 112V113H209ZM217 112V113H216ZM239 112V117H237L238 115L236 114V113H238ZM244 112V114H242ZM252 113V115L254 114L255 115V117H254V115L252 116L250 113ZM261 112V113H260ZM29 113H31V114H29ZM71 113V114H70ZM82 113V117H81V115H79V114H81ZM83 113H85V114H83ZM200 113L205 117V118H203L202 117V115H200ZM34 114H35V116H34ZM64 114V115H63ZM68 114V116H66ZM70 114V115H69ZM75 115V116H73L72 117V115ZM87 114H89V115H87ZM101 114V115H100ZM147 114V115H146ZM175 114H177V115H175ZM195 114L196 115H199L198 116V118H197V116H195ZM213 114V115H212ZM216 114V115H215ZM218 114H219V116H218ZM236 114V115H235ZM245 114H247V116L245 115ZM256 114L257 115H259V117L258 116H256ZM261 114V115H260ZM263 114V115H262ZM38 115V116H37ZM41 115H42V118H41ZM63 115V116H62ZM79 115V117H81V118H79V117H77ZM85 115V116H84ZM86 115H87V117H86ZM95 115V116H94ZM168 115V116H167ZM182 115H185V117L184 116H182ZM230 115H232V116H230ZM235 115V116H234ZM248 115H250L249 117H248ZM40 116V117H39ZM83 116H84V118H83ZM183 118H182V117ZM241 116V117H240ZM246 116V117H245ZM252 116V117H251ZM29 117V118H28ZM35 117V118H34ZM39 117V118H38ZM70 117H72V118H70ZM88 117H91V118H88ZM173 117H175V118H177V120L175 119V118H173ZM178 117L180 118V119H178ZM196 117V118H195ZM209 117V118H208ZM227 117V118H226ZM237 117V118H236ZM244 117V118H243ZM248 117V118H247ZM251 117V118H250ZM261 117V118H260ZM263 117V118H262ZM32 118V119H31ZM37 118V119H36ZM75 118H77V119H79L78 121H76V119ZM83 118V119H82ZM143 119V120H145V119H147L148 118V120H151V123H150V121L149 122H147V123H145L144 121H142L141 119ZM165 118H167V119H165ZM186 118V119H185ZM189 118L192 120V121H194V122H192L191 120H189ZM202 118L205 120H202ZM207 118V119H206ZM216 118V119H215ZM224 118H226V121L224 120ZM228 118H229V120H228ZM241 118H243V119H241ZM68 119H73L72 121L71 120H68ZM90 119V120H89ZM139 119H140V121H139ZM187 120L188 119V121H185V120ZM214 119V120H213ZM218 119V120H217ZM237 119H239V120H237ZM250 119V120H249ZM253 121H252V120ZM255 119V120H254ZM260 119V120H259ZM67 120V122H65ZM84 120V121H83ZM137 120V121H136ZM154 120L156 121L155 122V124H160V125H158L159 127H160V129L164 126V128H162V131H157L158 129H159V127L158 126H155L154 127ZM158 120V121H157ZM166 120H167V122L170 124V125H172L173 123H174V125L173 126H170V125H168V123L166 122ZM184 120V121H183ZM220 120V121H219ZM231 120V121H230ZM257 120V121H256ZM4 121V122H3ZM71 123H70V122ZM81 121V126H80V122ZM147 121V120H146ZM160 121L161 122H163L164 124H162V123H160ZM192 123H191V122ZM219 121V122H218ZM222 121H225V122H222ZM236 122V123H234V122ZM255 121V122H254ZM65 122V123H64ZM74 124H73V123ZM85 122V123H84ZM134 122V123H133ZM142 122H144V123H142ZM182 122L184 123V124H186V123H191V124H186L187 125V127L186 128H188V129H186V128H183V126H185V125H182ZM221 122V123H220ZM226 122H229V124H226ZM253 123V124H250V123ZM257 122V123H256ZM2 123V124H1ZM7 123V124H6ZM76 123H78V124H76ZM83 123H84V125H83ZM132 123V124H131ZM142 124V126H144V127H142L141 126V124ZM177 123H181L180 125L182 126V128L179 126V124H177ZM203 123V124H202ZM222 123H225V124H222ZM230 123H232V125L230 124ZM243 123L245 124V125H243ZM246 123L248 124V126H250V127H247L246 126ZM5 124L8 126H5ZM16 124V125H15ZM73 126H72V125ZM76 124V125H75ZM144 124V125H143ZM200 124H201V126L203 125L204 127H201L200 126ZM209 124V125H208ZM236 124V125H235ZM238 124V125H237ZM239 124H241L240 126H239ZM51 125H52V127H51ZM128 125V126H127ZM197 125V126H196ZM206 125V126H205ZM218 126V127H216V126ZM221 125V126H220ZM225 125V126H224ZM231 125V126H230ZM258 125V126H257ZM4 126L5 127H7V128H4ZM54 126V127H53ZM84 126V127H83ZM147 126V127H146ZM174 126H175V129H174ZM178 126V127H177ZM189 126V127H188ZM192 126V127H191ZM227 126V127H226ZM232 126H234L235 128H237V129H239L240 131L242 130L243 131V133H242V131H241V133H239V131L238 130H236V129H234ZM241 126H243V127H241ZM257 126V127H256ZM262 126H263V128H262ZM16 127V128H15ZM88 129H87V128ZM145 127H146V129H145ZM156 127H158V128H156ZM177 127V128H176ZM196 127V128H195ZM201 127V128H200ZM208 127H210L209 129H208ZM246 129H245V128ZM59 131V132H57L56 131V129ZM86 128V129H85ZM90 128V129H89ZM91 128L93 129V130H91ZM95 128H96V130H95ZM132 128V129H131ZM148 128V129H147ZM156 128V129H155ZM170 128L172 129V130H170ZM178 128H180L179 130H178ZM195 128V129H194ZM199 128V129H198ZM204 128L205 129H207V130H204ZM214 128V129H213ZM216 128V129H215ZM227 129V131H226V129ZM251 128V129H250ZM257 129L258 128V130L256 131V130H254V129ZM5 129H7V132H6V130ZM16 129V130H15ZM21 129V130H20ZM51 129H54V130H51ZM83 129H84V131H83ZM150 129V130H149ZM168 129H169V131H168ZM181 129L183 130V133H182V131H181ZM211 129H213L212 131H211ZM13 130V131H12ZM18 130V131H17ZM50 130H51V132H50ZM89 130V131H88ZM163 130H164V132H163ZM199 130V131H198ZM209 130H210V132H209ZM224 130L226 131V134H228V135H226L225 134V132H224ZM244 130H246V131H248V133H250V134H248V133H246V131H244ZM5 131V132H4ZM16 131V132H15ZM24 131V132H25ZM53 131L55 132L56 131V133H59L58 134V136H56L55 138H54V144L53 145H57L56 147L55 146H50V147H52V148H50V147H48L49 146V144H47L46 143V141H47V139L50 137V135L49 134H51V133H53ZM65 133H64V132ZM127 131V132H126ZM129 131V132H128ZM136 131V132H135ZM147 131V132H146ZM150 131V132H149ZM172 131H174V132H172ZM180 131H181V133H182V136H186L185 135V132L187 133V136L185 137V138H183L182 139V137L180 138V137H178V135L177 134H179L180 133ZM185 131V132H184ZM198 131V132H197ZM201 131V132H200ZM204 131H207L208 133H210L211 134V136H210V134L208 135V133L206 132H204ZM214 131H215V133H214ZM222 131V132H221ZM236 131H238V133H236ZM254 131V132H253ZM2 132H4V133H6L5 135L2 133ZM8 132H9V134H8ZM10 132H11V134H10ZM45 132V133H44ZM49 132V133H48ZM67 132H70L69 134L67 133ZM75 132V133H74ZM81 132V133H80ZM99 133V134H96V133ZM120 132V133H119ZM123 132H126V133H123ZM146 133V135H142V136H140V139H139V135L137 134V133ZM162 132V133H161ZM175 132L177 133L176 135H175ZM190 132V133H189ZM195 132V133H194ZM198 133V135H197V133ZM212 132V133H211ZM221 133V134H219V133ZM224 132V133H223ZM229 132H230V135H229ZM256 132H258V133H256ZM82 134V135H84V137L82 136V135H79V134ZM88 133V134H87ZM128 133H129V136H128ZM130 133H131V135H130ZM137 134V136H136V134ZM139 133V134H140ZM141 133V134H142ZM148 133H150V134H148ZM170 133V134H169ZM193 133V134H192ZM201 133H202V137H200V135H201ZM203 133H205L206 135H208V136H205V134L203 135ZM218 133V134H217ZM234 133V134H233ZM246 133V134H245ZM252 133V134H251ZM12 134H14V135H12ZM45 134H48V135H46V138H45ZM63 134H66V135H64L66 138L64 139L63 137ZM74 134V135H73ZM90 134V135H89ZM126 134V136L125 137H128V138H125V137H123L122 135H125ZM137 137L136 138V140H135V137H134V135ZM140 134V135H141ZM174 134V135H173ZM189 134V135H188ZM223 134V135H222ZM232 134V135H231ZM239 134V135H238ZM248 134V135H247ZM254 134H256V136L259 138V139H257V137L255 136V138H254ZM259 134V135H258ZM72 135V136H71ZM79 135V136H78ZM86 135V136H85ZM133 135V136H132ZM160 135V136H159ZM181 135V134H180ZM190 135H191V138H190ZM212 135H213V137H212ZM219 135V136H218ZM221 135V136H220ZM242 135V136H241ZM245 135H247L246 137L247 138H245ZM49 136V137H48ZM68 136H70V137H68ZM74 136V137H73ZM78 136V137H77ZM98 136V137H97ZM194 136V137H193ZM204 136V137H203ZM215 136V137H214ZM225 136V137H224ZM227 136V137H226ZM231 136V137H230ZM239 136V137H238ZM240 136H241V138H240ZM244 136V137H243ZM253 138H252V137ZM264 136V135H263ZM62 137V138H61ZM133 137V138H132ZM169 137V138H168ZM189 137V138H188ZM198 137H200V139L201 138H204L203 140H204V142H203V140L201 139H199ZM207 137V138H206ZM218 137H219V139H218ZM236 137V138H235ZM252 139H251V138ZM61 138V139H60ZM67 138L69 139V141H67ZM79 138H81V139H83V140H79ZM88 140H87V139ZM113 138V139H112ZM195 138H196V140H199L200 142L198 143V141H196L195 140ZM217 138V139H216ZM233 138V139H232ZM235 138V139H234ZM16 139V138H15ZM15 139H13V140H15ZM59 139V140H58ZM96 140V142H99L98 144L95 142V140ZM115 139V140H114ZM118 139V140H117ZM124 141H123V140ZM127 139V140H126ZM131 139V140H130ZM169 139V140H168ZM182 139V142H183V145H182V142L180 141ZM185 139V140H184ZM186 139H188V140H191L192 139V141L193 142H195V143H193L192 141H187ZM221 139L223 140V141H221ZM231 140L232 142H228V140ZM240 139L242 140V142L240 141ZM250 139H251V142H248L247 140H249L250 141ZM256 140V141H254V140ZM61 140V141H60ZM74 140V141H73ZM108 142H106V141ZM129 140V141H128ZM138 141L137 142V144H138V146L137 145H135L136 144V142H134V141ZM139 140H140V142H139ZM174 140V141H173ZM225 140H227V141H225ZM237 140H239V141H237ZM246 140V141H245ZM253 140V141H252ZM257 140H260V144L259 145H257L258 144V142H257ZM4 141V140H3ZM44 141H45V143H44ZM56 141H57V143H56ZM78 141V142H77ZM121 141L124 143H121ZM125 141H127L128 142V145H127V142H125ZM141 141H142V143H141ZM157 141H158V147H157ZM202 141V142H201ZM235 141H237V142H235ZM5 142V141H4ZM4 142H1V143H4ZM58 142H59V144H58ZM65 143L66 144V142H67V145H70V146H66L65 144H62V143ZM70 142H73V143H70ZM76 142V143H75ZM82 142V143H81ZM159 142L162 144H159ZM186 142H188V144L186 143ZM220 142V143H219ZM235 142V143H234ZM242 143L241 145H240V143ZM245 142V143H244ZM6 143V142H5ZM61 143V144H60ZM68 143H70V144H68ZM104 143V144H103ZM130 143H132L131 145H130ZM174 145H173V144ZM181 143V144H180ZM185 143H186V145H185ZM190 143V144H189ZM201 143H202V146H201ZM211 145H210V144ZM214 143V145H215V148L217 149V148H219V147H221V149H217L218 150V152H220L221 151V153L220 154H218V152H216V151H214V146L212 145ZM222 143H223V145H222ZM252 143V144H251ZM254 143H257V144H254ZM46 144V145H45ZM88 144V145H87ZM89 144H95V145H90V151H89V149H88V147H89ZM101 144V145H100ZM103 144V145H102ZM142 144V145H141ZM177 144H179L178 146H177ZM191 144H195V146H193V145H191ZM198 146H197V145ZM204 144V145H203ZM219 144V145H218ZM227 144V145H226ZM231 145V146H229V145ZM48 145V146H47ZM64 145V146H63ZM76 145V146H75ZM86 146V148H85V146ZM105 145H106V148L108 149V150H110L109 152H107L108 150L105 148ZM132 146V148L130 149V147H128V146ZM141 145V146H140ZM154 145H156L154 148L156 149H161L162 148V150L164 149V151L162 152V150H160V151H158L157 149H156V152L154 151L155 149L154 148H152V146H154ZM172 145V146H171ZM187 145H188V147L192 150H190L188 147H187ZM191 145V146H190ZM222 145V146H221ZM240 146V148L238 147V146ZM252 145V146H251ZM260 146V149H258L259 147H257V146ZM262 145V146H261ZM45 146V147H44ZM63 147V149H62V147ZM97 146H100V148L99 147H97ZM101 146H102V148H101ZM109 146V147H108ZM126 146V147H125ZM163 146V147H162ZM169 146V147H168ZM200 146V147H199ZM208 146V147H207ZM217 146V147H216ZM226 146H228V147H226ZM234 146H236V147H234ZM243 146H245V147H243ZM47 147H48V151H47ZM61 147V148H60ZM65 147H67V149H65ZM68 147L70 148L69 150H68ZM92 147V148H91ZM96 149H100L99 151L98 150H96ZM142 148V149H145L144 151L141 149V151H140V149L139 148ZM180 147H182V149H180ZM211 147V148H210ZM224 147V148H223ZM233 147V148H232ZM243 147V148H242ZM263 147V149L261 150V148ZM56 148V149H55ZM57 148H59L60 150H58ZM73 148H74V150H73ZM104 148V149H103ZM134 148V149H133ZM138 148V149H137ZM167 148H169V150H166ZM171 148V149H170ZM173 148V149H172ZM188 148V149H187ZM198 148V149H197ZM222 148L225 150V149H228V150H225L224 152H223V150H222ZM229 148H231V150L229 149ZM239 148V149H238ZM246 148H248V150L246 149ZM12 149H14V148H12ZM43 149V150H42ZM50 149V150H49ZM53 149V150H52ZM65 149V150H64ZM76 149V150H75ZM84 149H86V150H84ZM94 149V150H93ZM104 151H103V150ZM106 149V150H105ZM133 149V150H132ZM151 149V150H150ZM153 149V150H152ZM185 149H186V151H187V153L189 154V155H186L187 153H186V151H185ZM193 149H196L197 151L198 150H200V151H198V153H196V150H193ZM215 149V150H216ZM235 149H237L238 150V154H239V157H238V155H237V151H235ZM242 149H244L243 151H242ZM251 149H252V153H250L251 152ZM15 150V149H14ZM14 150H12V151H14ZM42 150V151H41ZM62 150V151H61ZM67 150V151H66ZM96 150V151H95ZM172 150V151H171ZM175 150V151H174ZM203 150H205V151H203ZM230 150V151H229ZM234 151V153H235V155H234V153H232L233 151ZM255 150H256V152H255ZM258 150V151H257ZM16 151V150H15ZM15 151H14V153L12 152L11 154H9V156H14V157H16L17 158V155L15 154ZM47 151V156H46V154H45V152ZM49 151H51V152H49ZM62 152V154H61V152ZM66 151V152H65ZM88 153H87V152ZM94 151H95V153H96V155H95V153H94ZM101 151H103V152H101ZM143 151V152H142ZM167 151H169V152H167ZM177 151V152H176ZM184 151H185V155H186V157H185V155H184ZM206 151H207V153L209 154V156H208V154L206 153ZM228 151V152H227ZM241 151V153H239ZM244 151H246L245 152V154L243 155V153L242 152H244ZM260 151V152H259ZM42 152L44 153V154H42ZM58 152V153H57ZM132 152H133V154L135 155V158H133L134 157V155L132 154ZM141 152V153H140ZM146 152H147V154L149 153L150 155H152V156H150L149 154H148V156H149V159H148V156L146 155ZM152 152H155V153H152ZM157 152H158V154H157ZM215 152L217 153V154H215ZM223 152V153H222ZM229 154V155H227V153ZM250 154H254V155H252V156H257V157H259V154H260V157L262 158L261 160L263 161V164H262V161L260 160V159H257V157H252L251 155H248L249 153ZM255 152V153H254ZM258 152V154H256ZM52 153V154H51ZM64 153V154H63ZM87 153V154H86ZM99 153V154H98ZM144 153H145V156H144ZM211 153H214V154H211ZM226 153V154H225ZM60 154V155H59ZM91 154V155H90ZM95 156H94V155ZM101 154V155H100ZM106 156H104V155ZM108 154V155H107ZM138 154V155H137ZM154 154V155H153ZM158 156H157V155ZM161 154H163V155H165V156H162ZM173 154V155H172ZM178 154V155H177ZM193 154V155H192ZM204 154V155H203ZM206 154V155H205ZM211 154V155H210ZM224 154L226 155V156H224ZM234 155V158H233V155ZM43 155H45V156H43ZM49 155V156H48ZM97 155L98 156H100V158L99 157H97ZM160 155L162 156V158L160 157ZM172 155V156H171ZM198 155V156H197ZM214 155H217L216 157L214 156ZM240 155H242V156H240ZM28 156V157H29ZM54 156V157H53ZM55 156H57L58 158H59V160L58 159H56L55 158ZM64 156V157H63ZM103 156H104V158H103ZM109 157V159H108V157ZM177 156V157H176ZM182 156H184L185 157V161L183 160V158L184 157H182ZM190 156H192V158L193 159H191V157ZM195 156H197V157H195ZM219 156V157H218ZM231 156V158L229 159V157ZM247 156V157H246ZM248 156H250V158L248 157ZM52 157V158H51ZM97 157V158H96ZM111 157V158H110ZM138 157V158H137ZM143 159V163L141 162L142 161V159ZM153 157H155V159L153 158ZM158 157L160 158V159H158ZM187 157H190V158H187ZM218 157V158H217ZM222 157V158H221ZM231 161L232 160V162L229 164V160L227 159V158ZM236 157V158H235ZM237 157H238V159H237ZM242 157V159H246V160H242V159H240ZM26 158V157H25ZM42 158V159H41ZM48 158H50L49 159V161H48ZM61 158V159H60ZM95 158V159H94ZM101 160H99V159ZM102 158V159H101ZM150 158H152V160L150 161ZM157 158V159H156ZM176 158V159H175ZM182 158V159H181ZM224 158H226V159H224ZM256 158V159H255ZM47 159V160H46ZM52 159V160H51ZM106 159V160H105ZM140 159V160H139ZM163 159V160H162ZM165 159H167V161L169 160H171L170 162H172V163H170L169 161L167 162H164L165 161ZM173 159V160H172ZM175 159V160H174ZM180 159V160H179ZM189 159V161H187V160ZM199 159H200V161H199ZM204 159H206V160H204ZM215 159H217V160H215ZM222 159V160H221ZM238 160V161H235V160ZM249 159H253V161L254 160H256V161H252V160H249ZM42 160V161H41ZM55 160H56V162H55ZM95 160V161H94ZM134 160V161H133ZM138 160V161H137ZM145 160L147 161V162H145ZM161 160V161H160ZM221 161L220 163H218L219 161ZM224 160H226L225 162H226V164H224ZM227 160L229 161L228 162V164L230 165V167H229V165L227 164ZM240 160V161H239ZM248 160V161H247ZM32 161V162H31ZM51 161H52V163L53 162H55V163H53V167H51L52 166V164H51ZM59 161H61V164H59ZM99 163H98V162ZM108 161V162H107ZM110 161V162H109ZM148 161H150V162H152L151 164H153L152 166H150L151 164H150V162H148ZM156 161V162H155ZM159 161V162H158ZM176 162V164H178L180 167H182V169L179 167V166H176V164H174L175 162ZM184 161V162H183ZM199 161V162H198ZM202 161H204V162H202ZM206 161H207V163H208V161H209V164H212V165H209L208 164V166L206 165V164H204V163H206ZM217 161V163H216V167H215V164L213 165V162H216ZM244 161H246V162H244ZM24 162L26 163V164H24ZM34 162V163H33ZM134 162V163H133ZM183 162V166H182V163ZM189 163L188 165L187 164H185V163ZM196 162H198V164H200V163H203V166L200 164V165H198ZM252 162H253V164H252ZM257 162H259L258 164H257ZM28 163V164H27ZM31 163H33V164H31ZM36 163V164H35ZM108 163V164H107ZM114 163V164H113ZM133 163V164H132ZM136 163V164H135ZM139 163V164H138ZM148 163V164H147ZM156 163V164H155ZM163 164L164 165V163L165 164H168V163H170L169 165H167V167H166V165H161V164ZM196 163V164H195ZM239 163V164H238ZM249 163H251L252 165H250ZM22 164V165H21ZM31 164V165H30ZM55 164V165H54ZM57 164V165H56ZM144 164L146 165L145 167H143L144 166ZM192 164V165H191ZM195 164V165H194ZM223 164V165H222ZM240 164H242V165H240ZM244 164V165H243ZM246 164V165H245ZM249 164V165H248ZM256 164V165H255ZM29 165V166H28ZM61 165V166H60ZM96 165H98V166H96ZM102 165V166H101ZM121 165H125V167H124V169H123V171H122V175L120 176V179H119V181H118V183L116 184V185H110V183L112 184V183H114V181H116L117 179H118V177H119V174L121 173ZM132 165H134L133 167H132ZM143 165V166H142ZM157 165V166H156ZM160 165V166H159ZM184 165H186V166H184ZM205 165V166H204ZM222 166V167H218V166ZM225 165V166H224ZM240 165V166H239ZM250 166V167H252V169H253V165H255L256 166V168H254L253 169V172H252V170H251V172H250V169H248V170H244V169H247L248 168V166ZM257 165H259V167H257ZM263 165V166H262ZM96 166V167H95ZM147 166H148V168H147ZM157 168H155V167ZM158 166L159 167H161V168H163L164 169V171H163V169H161V168H158ZM172 168H171V167ZM173 166H176V167H173ZM188 166V167H187ZM192 166V167H191ZM193 166H197L196 168L194 167L193 168ZM198 166H200V167H198ZM201 166L203 167V168H201ZM207 166V168H205ZM228 166V167H227ZM243 166V167H242ZM246 166V167H245ZM59 167V168H58ZM99 168V170H97V169H94L93 170V168ZM115 167V168H114ZM131 167V168H130ZM143 167V168H142ZM150 167V168H149ZM153 167V168H152ZM169 167V168H168ZM179 167V168H178ZM183 167H184V169H183ZM190 167V168H189ZM213 167H215V168H213ZM224 167V168H223ZM227 167V168H226ZM239 167V168H238ZM245 167V168H244ZM261 167V168H260ZM40 168V169H39ZM115 170H114V169ZM146 168V171L145 170H143V169H145ZM170 168H171V170L172 171H174V172H172L171 170H170ZM244 168V169H243ZM258 168H259V170L261 169H263L262 170V172H261V170L259 171L258 170ZM35 169V173L36 174H34V172H33V170ZM53 169H54V171H53ZM136 169V170H135ZM153 169V170H152ZM170 170V172H169V170ZM176 169H178L177 171H178V176H177V171H176ZM181 169V170H180ZM189 169H193V170H189ZM194 169L196 170V171H194ZM203 169H205V171H202ZM210 169V170H209ZM213 169V170H212ZM220 169V170H219ZM221 169H223V170H221ZM228 169V170H227ZM244 170L246 173H243V175H244V177L243 178H247L248 176H250L251 174L250 173H253V176L251 175V177H249V179L251 178L252 179V181L251 180H248V178L246 179V181H244L245 179H243V181L246 183V185H247V187H246V185L244 184V182L242 183L241 181H242V179L241 178H239V177H241L240 175L242 174L241 172H243L242 170ZM256 169V170H255ZM57 170H58V172H57ZM112 170V171H111ZM129 170V171H128ZM148 170V171H147ZM150 170V171H149ZM155 170V171H154ZM157 170H158V172H157ZM232 170H234V171H232ZM240 170V171H239ZM257 170H258V172H261L260 174L258 173V175L260 176V178H254L255 176H257L258 177V175H255V174H257ZM5 171V172H4ZM10 171H12V172H10ZM24 171V172H23ZM30 171H32V173L30 172ZM143 171V172H142ZM154 171V172H153ZM167 171V172H166ZM188 171H189V173H188ZM194 171V172H193ZM210 173H212L213 171H214V174L216 173V172H218V174H221L222 176H224V173H225V176H229V177H221V175H218L217 173V176H219L218 178L219 179H216L217 178V176L216 175H214V174H210ZM216 171V172H215ZM222 171V172H221ZM231 171H232V173H231ZM235 171H236V173L239 171V173H237L238 175H236V173H235ZM255 171H256V173H255ZM20 172H22V174L19 173ZM126 172V173H125ZM148 172V173H147ZM197 172V173H196ZM198 172H199V174H198ZM204 172H206V173H204ZM210 174V176H211V178H206V177H210L209 175H208V173ZM234 172V173H233ZM31 173V174H30ZM39 175H38V174ZM42 173H44V174H42ZM130 173H132V177H128V174H130ZM146 173V174H145ZM155 173V174H154ZM192 173H196L197 175H199V176H197L196 174L195 175H193ZM223 173V174H222ZM241 173V174H240ZM20 175V177H19V175ZM23 174H26V175H24L23 176ZM32 174H33V176H32ZM54 176H53V175ZM152 176H151V175ZM166 174H167V177H166ZM171 174H172V176H171ZM190 174V175H189ZM204 174V175H203ZM231 175V178L232 179H230V175ZM248 174V175H247ZM28 175H30V176H28ZM36 175V178H34V176ZM176 175V176H175ZM187 175H188V177H187ZM191 175L194 177V180H193V182H192V186H184V185H186L187 184V182L183 185V183H184V181L182 182V180H184V179H186V178H189V177H191ZM203 175V176H202ZM236 175V176H235ZM255 175V176H254ZM38 176V177H37ZM40 176H42V177H40ZM157 176V177H156ZM215 176H216V178H215ZM239 176V177H238ZM2 177H5V178H2ZM9 179H8V178ZM13 179H11V178ZM24 177H26V178H24ZM33 177V178H32ZM157 179H156V178ZM169 177V178H168ZM177 177H178V179H177ZM183 177V178H182ZM196 177H197V182H196ZM198 177H199V180H198ZM223 178L222 180H221V178ZM233 177H235L236 178V180H235V178L233 179ZM253 177V178H252ZM264 177V176H263ZM18 178V179H17ZM131 178V179H130ZM153 178V179H152ZM202 178V179H201ZM205 178V179H204ZM213 178H215L216 179V181L217 180H221L220 181V183H221V185H223V187L225 186V184L227 183V185H229V187L226 185V187H227V189H223L222 188V186H219L220 185V183H219V185L217 184V182L215 181V183H214V181L213 180H215V179H213ZM228 178V179H227ZM239 178V179H238ZM7 179V180H6ZM29 179V180H28ZM36 179L38 180V181H36ZM40 179L42 180V181H40ZM165 179V180H164ZM228 180V182L226 181V180ZM253 179H254V181H253ZM258 179V180H257ZM263 179V180H262ZM15 180V181H14ZM26 180V181H25ZM35 181V182H33V181ZM55 180V181H54ZM137 180V181H136ZM153 180V181H152ZM172 180V181H171ZM200 180H201V182H200ZM202 180H204V182L202 181ZM208 180V181H207ZM212 180V181H211ZM225 180V181H224ZM233 180H235L236 182H238V183H234V181ZM239 180V181H238ZM241 180V181H240ZM248 180V181H247ZM7 181V182H6ZM25 183H24V182ZM32 181V182H31ZM52 181H54V182H52ZM141 183H140V182ZM147 181H149V182H147ZM194 181H195V184H194ZM198 181H199V184L201 183V185L202 186H204V187H206L207 189H209L210 188V192H208V190L207 189H205V188H203L201 185L199 186V184H198ZM224 181V182H223ZM231 183H230V182ZM3 182V183H2ZM9 182V183H8ZM10 182H11V185H10ZM16 182V183H15ZM19 182V183H18ZM26 182H28L27 184H26ZM30 182H31V184H30ZM50 182H51V184H50ZM132 182V183H131ZM205 184V185H203V183ZM208 182H212V183H210V186H208L209 184H208ZM233 182V183H232ZM242 184H241V183ZM255 182V183H254ZM7 183V184H6ZM34 183H36L37 184V186L34 184ZM40 183V184H39ZM134 183V184H133ZM145 183H146V185H148V186H146L145 185ZM155 183V184H154ZM169 183V184H168ZM197 183V184H196ZM3 184V185H2ZM8 184L10 185V186H8ZM14 184V185H13ZM19 184V185H18ZM22 184H24V185H22ZM34 184V185H33ZM142 184L144 185V186H142ZM164 184V185H163ZM219 186V187H216L217 189H219V190H217L214 186H217V185ZM249 184V185H248ZM18 185V186H17ZM32 185H33V187H32ZM50 185V186H49ZM152 185H154L153 187H152ZM166 185V186H165ZM194 185V186H193ZM197 185V186H196ZM214 185V186H213ZM231 185V186H230ZM234 185V186H233ZM240 185V187H242V189L240 188V187H238V186ZM243 185H245V187L248 189L249 187H251V188H249L248 190L243 186ZM255 185H257L256 187H255ZM260 185H261V187H260ZM4 186V187H3ZM7 186H8V188H7ZM19 186H21L20 188H19ZM35 186V187H34ZM139 186H141V187H143V188H141V187H139ZM151 186V187H150ZM161 186H163L164 188V190L163 189H161L160 190V188H162ZM173 187L172 189V191H173V194L175 193V196L177 197L178 195L177 194H179L180 196H184V197H182V199H180V200H182V201H180V202H178L177 200H176V203H175V201L174 202H170L171 204H169V200L167 199V201H168V205H167V202L165 201V194L167 193V192H169V187ZM177 186H179V187H177ZM200 188H202V189H204V190H202L201 189V191H200V189H199V187ZM209 188H208V187ZM235 186L237 187V188H235ZM255 188H254V187ZM263 186V187H262ZM11 187V188H10ZM13 187V188H12ZM18 189H16V188ZM121 187V188H120ZM135 187V188H134ZM147 189H146V188ZM148 187H150V188H153V189H150V188H148ZM159 187V188H158ZM169 188V189H167V188ZM180 187H182V188H180ZM186 187V188H185ZM193 187V188H192ZM195 187H197V189L201 192H199ZM211 187H212V189H211ZM213 187H214V189H213ZM252 187H253V190L254 191H257V193L258 194H256V192L254 193V192H251V191H253L252 190ZM257 187H259V188H257ZM35 188V189H34ZM154 188H155V191H154ZM184 190L183 192H184V194H183V192H181V190ZM185 188V189H184ZM187 188H189V192H195V193H193V194H191V195H194V194H196V192H197V194L196 195H194L196 198H197V200H200L201 201V203H200V201H197L198 202V204L200 205L199 207H201V208H199L197 205H195V202H193L192 200V196H188V189ZM221 188V189H220ZM231 188V189H230ZM240 190H239V189ZM263 188V189H262ZM19 189H20V191H19ZM122 189V190H121ZM146 189V191H144ZM180 191H179V190ZM236 189V192H237V194H238V191L240 192H242L243 193V195L246 193V195L247 194H249L248 195V197H246V195H244L243 197L245 198H242V197H240V196H242V195H240V194H242V193H239V196L236 194L235 195V191L234 190ZM256 189V190H255ZM260 191H259V190ZM7 190V191H6ZM25 192H24V191ZM76 190V191H75ZM82 190H84V191H82ZM87 190V191H86ZM92 192V193H90V191ZM96 192H95V191ZM136 190H138V191H136ZM150 190V191H149ZM152 190V191H151ZM160 190V191H159ZM163 190V191H162ZM176 190H178V192H177V194H176ZM197 190V191H196ZM213 190H214V192H213ZM216 190V191H215ZM227 190V191H226ZM233 190V191H232ZM12 191V192H11ZM23 191V192H22ZM87 193H86V192ZM89 191V192H88ZM175 191V192H174ZM206 191V192H205ZM220 191H222V192H220ZM228 191H229V193H228ZM230 191H232V192H230ZM248 191V192H247ZM9 192V193H8ZM16 192H19L17 195H16ZM23 194H22V193ZM70 192V193H69ZM73 192V193H72ZM78 192V193H77ZM81 192H82V195H80L81 194ZM95 192V193H94ZM104 192H106V194L104 193ZM120 192H122V193H120ZM141 192V193H140ZM144 192H146L145 194L146 195H144ZM154 192V193H153ZM156 192H158V193H156ZM181 194H180V193ZM205 192V193H204ZM212 192V193H211ZM219 194H218V193ZM227 194L228 193V195L229 194H232V193H234V195H235V197H238L237 199L239 200H237L236 198V200H234V199H232V197L234 198V196L232 195V197L230 198V196L231 195H229V198H228V196L226 195L225 196V194ZM10 193H12V195H10ZM14 193V194H13ZM80 193V194H79ZM105 195H104V194ZM128 193V194H127ZM143 193V194H142ZM149 193V194H148ZM153 194V195H151V194ZM187 193V194H186ZM252 193H254V195L252 194ZM22 194V195H21ZM75 194H77V195H75ZM92 194V195H91ZM102 194V195H101ZM108 194H110V195H108ZM113 194H115L114 196H113ZM117 194V195H116ZM120 195V197H118L117 198V196H119ZM124 194H125V197H124ZM133 194V195H132ZM135 194V195H134ZM154 194H155V196H154ZM156 194H158V196L160 195L161 197H159V198H157L158 196L156 195ZM189 194V195H190ZM201 194V195H200ZM205 196H204V195ZM207 194V195H206ZM208 194H211L210 196L208 195ZM215 194V195H214ZM223 194V196H222V199L220 198V195H222ZM25 195H26V197H25ZM70 195V196H69ZM92 197H91V196ZM101 197H100V196ZM122 195H123V197L124 198H126L127 200L126 201H120V198L122 197ZM132 195V196H131ZM138 195V196H137ZM148 195H151V196H153L152 197V199L153 200H149V198H148ZM187 195V196H186ZM217 195V196H216ZM252 196L253 198L255 197L256 198V196H257V198H259L258 196H260L261 198H259V200L260 199H263V200H257V198H256V201H259V203L260 202H262V203H260L261 204V208L259 207V203L258 202H256L255 201V198H254V200H253V198L251 197H249V196ZM256 195V196H255ZM11 196V199L9 198ZM73 196H75V198L73 197ZM93 196H94V198H93ZM157 196V197H156ZM163 196V197H162ZM177 197V198H181V197ZM193 196V197H194ZM203 198H202V197ZM214 197V198H212V197ZM20 197V198H19ZM78 197V198H77ZM84 197V198H83ZM128 197V198H127ZM129 197H131V198H129ZM157 199H156V198ZM185 197H186V199H185ZM191 197V200L189 199V198ZM226 197V198H225ZM68 198V199H67ZM70 198V199H69ZM83 198V199H82ZM162 198H164L163 199V202H161L160 200H162ZM199 198V199H198ZM216 198V199H215ZM218 198V199H217ZM226 200L225 202H224V204H223V201H224V199ZM242 198V199H241ZM248 198V200H246ZM103 199V200H102ZM115 199H117L118 201H119V203H118V201L117 200H115ZM146 199H148V201L146 200ZM158 199H160V200H158ZM183 199L185 200V202H186V200H187V202L185 203L184 201H183ZM203 199V200H202ZM206 199V200H205ZM211 199V200H210ZM230 201H229V200ZM244 199V200H243ZM252 199V200H251ZM11 200V201H10ZM74 200V201H73ZM87 200V201H86ZM158 201V203H157V201ZM190 200V201H189ZM214 200V201H213ZM217 200V201H216ZM222 201V203H221V201ZM229 201V203H228V201ZM234 200V201H233ZM242 200V201H241ZM251 200V201H250ZM67 201H69L68 203H67ZM73 201V202H72ZM77 201H78V203H77ZM79 201H81V202H79ZM204 201V202H203ZM205 201H207V202H205ZM213 203H212V202ZM216 201V202H215ZM220 202V204L219 205H217V206H222V207H220L219 209H220V211L218 210V207L216 206V205H214V207H213V204H216L217 202ZM236 201V204L235 205H233V203L232 202H235ZM245 201H248L247 202V204L248 205H246L245 204ZM17 202V203H16ZM74 202H76L75 204H74ZM148 202V203H147ZM160 202V203H159ZM164 202H165V204H164ZM181 202H183V203H181ZM218 202V203H219ZM240 202V203H239ZM244 202V203H243ZM254 202H255V205L256 206H254ZM67 203V204H66ZM80 203H81V205H80ZM83 203V204H82ZM87 205H86V204ZM89 203V204H88ZM114 205H113V204ZM144 203V204H143ZM161 203L163 204V205H161ZM189 203V204H188ZM194 203V204H193ZM203 203V205H205L204 207H203V205H201ZM230 203H231V208H230ZM241 204V205H239V204ZM242 203L244 204V206L242 205ZM256 203H258V204H256ZM74 204V205H73ZM78 206H77V205ZM117 204H119V205H117ZM173 204V205H172ZM175 204V205H174ZM183 204V205H182ZM191 204V205H190ZM263 204V205H262ZM65 205V206H64ZM85 205V206H84ZM89 205V206H88ZM121 205H122V208L120 209V207H121ZM152 205V206H151ZM154 205V206H153ZM158 206V208H157V206ZM161 205V206H160ZM170 205V206H169ZM192 205H194V206H192ZM207 205V206H206ZM209 205V206H208ZM212 205V206H211ZM226 205L228 206V208H226ZM233 205V206H232ZM82 206V207H81ZM124 206V207H123ZM146 206V207H145ZM166 206V207H165ZM177 206V207H176ZM190 206H192V207H190ZM211 206V207H210ZM225 206V207H224ZM237 206V207H236ZM239 206V207H238ZM249 206H251L252 208H253V210H252V208L251 207H249ZM257 206H258V208H257ZM116 207H118V209H120V211L116 208ZM126 207L128 208V212H126L127 210H126ZM172 207V208H171ZM187 207V208H186ZM208 207H210V209L208 208ZM241 207H245V208H241ZM247 207H248V209H247ZM54 208H55V205H54ZM54 208H53V210H52V213H53V211H54ZM86 208H88V209H86ZM124 208V209H123ZM130 208H132L133 210L132 211H130L129 209ZM138 208H139V211H138ZM143 208H145V209H143ZM156 208V209H155ZM197 209L198 208V211H194V209ZM206 208V209H205ZM222 208V209H221ZM233 208V209H232ZM241 209V211H240V209ZM254 208H256V210L254 209ZM86 209V210H85ZM123 209V210H122ZM169 209V210H168ZM174 209V210H173ZM180 209H182V211L180 210ZM188 210V212H186L185 210ZM199 209H201V210H199ZM204 209V211H202ZM224 209V210H223ZM227 209V210H226ZM250 209V210H249ZM260 209V210H259ZM81 210V211H80ZM121 210L123 211V212H121ZM161 210H163V212L161 211ZM173 210V211H172ZM189 210H191V211H189ZM216 212H215V211ZM238 212H237V211ZM244 210V211H243ZM259 210V211H258ZM63 211L65 212V213H63ZM68 213H67V212ZM125 211V212H124ZM129 211H130V213H132V214H130L129 213ZM139 213H138V212ZM153 211V212H152ZM169 211V212H168ZM193 211V212H192ZM206 211V212H205ZM212 213H211V212ZM225 211H227V213L229 214V216H227V213L225 212ZM240 211V212H239ZM246 211V212H245ZM82 212V213H81ZM135 212V213H134ZM151 212L153 213V214H151ZM155 212V213H154ZM157 212V213H156ZM166 212H168L169 214H166ZM171 212V213H170ZM185 212V213H184ZM202 212V214H200ZM203 212H205V214L203 213ZM210 212V213H209ZM217 212H220V213H217ZM230 212V213H229ZM231 212H232V214H231ZM234 212H236V214H238V215H236ZM248 212V213H247ZM258 212V213H257ZM261 212V213H260ZM148 213V214H147ZM190 213L191 214H193L194 213V215H196V217L194 216V215H191V218H190V220L195 224L196 222L197 223H199L198 224V226L200 227V229H201V233L200 234H196L195 235V233L193 232V230H192V228H190L189 229V231L187 232V234L189 233L190 234V236H189V234H188V236L190 237H188L187 235V237H188V239H187V241L185 240V239H182V238H184V237H182L179 241L180 242H182V245H180L179 246V244H181L179 241H177L176 243H175V245L173 246L172 244H171V239H172V236H171V234H172V230L171 229H173V226H172V223L171 222H173V224H175V222L174 221H176L177 220V222L179 221V219H182V218H184V220H186V219H188V221H190L189 220V218H187L188 217V215H190ZM196 213V214H195ZM197 213H199V214H197ZM211 214L210 216H208L209 214ZM240 213H242V214H240ZM247 213V214H246ZM67 214V215H66ZM115 214V215H114ZM142 214V215H141ZM156 214V215H155ZM181 214V215H180ZM218 214H219V217H218ZM220 214H221V216H220ZM231 214V215H230ZM262 214V215H261ZM144 215H147V216H144ZM149 215H151V216H149ZM153 215L154 216H156V217H154L153 218ZM157 215H158V217H157ZM178 215V216H177ZM179 215L181 216V218H178L179 217ZM186 215H187V217H186ZM215 215V216H214ZM243 215V216H242ZM114 216V217H113ZM116 216H118V217H116ZM140 217V216H142L144 219H142V217H140L141 218V220H143L142 222H141V220H139L140 218H138V217ZM161 218H160V217ZM175 216H176V220H175ZM186 217V219H185V217ZM198 216L203 220H201L200 218H199V222L197 221V219H198ZM214 216V217H213ZM225 216V217H224ZM235 216H236V219H235ZM238 216V217H237ZM239 216H241V217H245V218H242V220L239 218ZM62 217V218H61ZM82 219H81V218ZM130 217H133V219H132V221L129 219ZM207 218V219H205V218ZM210 217H211V219L212 220H214V222L212 221L211 222V219H210ZM217 217V218H216ZM222 218V220H220L221 218ZM228 217H230L231 219H229ZM117 218V219H116ZM135 218V219H134ZM147 218H150V219H148L147 220ZM165 218V220H163ZM174 218V219H173ZM196 218V219H195ZM219 218V220H217ZM229 220H228V219ZM79 219V220H78ZM109 219V220H108ZM138 220V221H135V220ZM146 219V220H145ZM152 219V220H151ZM171 219V220H170ZM193 219H195V220H193ZM224 219H227V220H224ZM233 219V220H232ZM67 220V221H66ZM80 220H81V222H80ZM155 221V223H154V221ZM168 220H170V221H168ZM172 220H174V221H172ZM207 220V221H206ZM217 220V221H216ZM66 221V222H65ZM108 221V222H107ZM161 221H163V222H161ZM187 221V220H186ZM186 221H184V222H186ZM205 221V222H204ZM208 221H210V223L208 222ZM220 221H221V228H223V230L221 229H219V230H217L218 232H216V229H218L219 228V225L217 224V223H219L220 224ZM228 221V222H227ZM233 222V224L231 223V222ZM238 221V222H237ZM241 221V222H240ZM244 221V222H243ZM82 224V222L83 223H87L88 224V226L86 227V229L85 230H83V231H81V230H79L78 228H76L77 227V225L79 224ZM100 222H102V223H100ZM104 222V223H103ZM137 222H139V223H137ZM151 222H152V224H151ZM156 222H158V223H156ZM167 222V225L165 224ZM168 222H169V224H168ZM205 225H202V223ZM225 222H227L228 223V225L231 227V229H230V227H228L226 224L227 223H225ZM245 222H246V224H245ZM107 223V224H106ZM127 223H129L128 225H127ZM135 223H137V224H135ZM149 223V224H148ZM201 223V224H200ZM222 223H224V224H222ZM238 223V224H237ZM28 224V225H27ZM106 225V226H103V225ZM110 224V225H109ZM125 226H124V225ZM132 226H131V225ZM147 224V225H146ZM151 224V225H150ZM158 224V225H157ZM186 224H187V226L189 225V223H187L186 222ZM209 225V227H208V225ZM210 224H211V228H213L214 229V231H210L211 230V228H210ZM216 224V225H215ZM235 224V225H234ZM68 225H73V228H72V230L69 232V230L68 229H66V227L65 226H68ZM144 225V226H143ZM145 225L146 226H149L150 228H148V227H145ZM163 225H165V226H163ZM169 225H171L170 226V228H169ZM207 225V226H206ZM213 225H215L214 227H213ZM224 225V226H223ZM225 225L228 227H226L225 228ZM235 227H234V226ZM103 226V228L105 229V230H102L103 228H100V227H102ZM108 226V227H107ZM110 226V227H109ZM119 226H121V227H119ZM123 226H124V228H123ZM138 226V227H137ZM139 226H142L143 228H141V227H139ZM159 226V227H158ZM161 226V227H160ZM223 226V227H222ZM237 226H241V227H238L237 228ZM130 227H132V228H130ZM135 227H137V228H135ZM153 229H152V228ZM156 227H157V229H156ZM206 229H205V228ZM233 227V228H232ZM119 228H121L122 229V231H119V230H121V229H119ZM145 228H147V229H145ZM188 228H189V226H188ZM204 228V229H203ZM110 231H109V230ZM119 229V230H118ZM127 229V230H126ZM139 229V230H138ZM143 230V232H144V230H145V232H146V230L148 231H151V232H142V230ZM212 229V230H213ZM225 229H228V230H226L225 231ZM234 229V230H233ZM132 232H131V231ZM136 230V231H135ZM157 230H158V232H157ZM192 230V231H191ZM202 230H204V232L202 231ZM207 230V231H206ZM100 231V232H99ZM104 231V232H103ZM106 231V232H105ZM126 231V232H125ZM128 231V232H127ZM130 231V232H129ZM133 231H135V232H133ZM119 232V233H118ZM123 232V233H122ZM158 234V236H157V234ZM169 232V233H168ZM192 232L194 233V234H192ZM207 232L209 233L208 235H207ZM210 232H213L214 233V235H213V233L211 234V236L213 235V237H215V238H212L211 236H209L210 235ZM71 233L73 234V235H71ZM121 233V234H120ZM130 233L132 234V235H130ZM141 233H143L142 235H141ZM148 233V234H147ZM153 233H155V234H153ZM163 235H162V234ZM217 233V234H216ZM229 235L230 234V236H228L227 234ZM100 234V235H99ZM119 234V235H118ZM125 234H127V235H125ZM133 234H134V236H133ZM144 234H145V237H143L144 236ZM151 234H153V235H155V236H152ZM164 234H167V235H164ZM169 234V235H168ZM206 234V235H205ZM219 234H221V235H219ZM223 234H226V235H223ZM233 234V235H232ZM102 235V236H101ZM130 235V236H129ZM138 235V236H137ZM152 236V239L154 240V238H155V240L154 241H152V239H151V236ZM191 235H192V239H191ZM196 236V238H197V236H198V239H196L197 240V242H195L194 241V238L193 237H195ZM205 235V237L206 238H204V237H202V236H204ZM216 235V236H215ZM232 235V236H231ZM142 236V237H141ZM158 238H157V237ZM161 236V237H160ZM166 236V237H165ZM217 236H218V238H217ZM221 236H223V238L225 239V240H222L223 242V245L225 246H223L222 247V244H221V239H223V238H221ZM47 237H49V238H47ZM132 237V238H131ZM134 237V238H133ZM136 237V238H135ZM148 237H150V239L148 238ZM165 237V238H164ZM126 238V239H125ZM168 238V239H167ZM202 238V239H201ZM220 238V239H219ZM111 239V240H110ZM124 239V240H123ZM135 239V240H134ZM142 239V240H141ZM161 241H160V240ZM165 239V240H164ZM200 239V240H199ZM210 241H212L213 239H216L217 241L219 240V246L221 247V248H218L217 249V247H216V245L218 246V244H216L217 242H216V240H214L215 241V249H214V252H210L211 251V245H210V243L211 242H209V240ZM71 240H73V241H71ZM126 240V241H125ZM132 240V241H131ZM147 240V241H146ZM183 240H185L186 241V243L183 241ZM189 240H191V242H189ZM201 240H202V242H201ZM207 240V241H206ZM229 240H230V242H229ZM233 242H232V241ZM107 241H111L110 242V244H109V242H107ZM125 241V242H124ZM144 241H145V243H144ZM148 241H149V244H148ZM167 241H168V244H167ZM209 242L208 244L207 243H205V242ZM237 241V242H236ZM124 242V243H123ZM141 242V243H140ZM152 242V243H151ZM157 244H156V243ZM160 242V243H159ZM166 242V243H165ZM191 243L192 245H194L193 247H194V249H193V247H191V244H189V243ZM199 242H200V244H199ZM227 242V243H226ZM234 242H235V244H234ZM111 243H112V245H111ZM146 245H144V244ZM155 243V244H154ZM187 243L190 245L189 247L188 246H186L187 245ZM230 243V244H229ZM65 244V245H64ZM70 244V245H69ZM115 244V245H114ZM171 244V245H170ZM179 246V247H177V245ZM183 244L185 245L182 249L185 251V254H181V253H184V251L181 249V247L183 246ZM196 244V245H195ZM201 244H203V245H201ZM204 244H206V245H204ZM226 244H228V245H226ZM114 245V246H113ZM118 245V246H117ZM151 245H152V247H153V249L151 248ZM161 245V246H160ZM163 245V246H162ZM167 247H166V246ZM229 245H231L230 247H227L226 248V246H229ZM6 246V247H5ZM155 246H158V248H159V250H158V248H156ZM164 246H165V248H167L166 250L164 249ZM171 246H173V247H171ZM201 246V247H200ZM206 246V247H205ZM218 246V247H219ZM234 246V247H233ZM124 247V248H123ZM146 247H148V250H147V248ZM190 249V248H192V250L190 249H188V248ZM203 247V248H202ZM113 248V249H112ZM139 248V249H138ZM150 248V249H149ZM170 248V249H169ZM172 248V249H171ZM174 248V249H173ZM176 248H178L179 250L177 251V250H175ZM186 248V249H185ZM195 248H197L196 250H195ZM198 248H199V250H198ZM201 248V249H200ZM206 248V249H205ZM224 248V249H223ZM232 248H233V250H232ZM12 249V250H11ZM68 248H64V250H67ZM106 249L107 250V252L108 251H110V254L108 255L107 254V252L105 251L104 252V250ZM143 249H145V250H147V251H145V250H143ZM208 249V250H207ZM226 249V250H225ZM17 250V251H16ZM63 250V251H64ZM77 250H78V252H77ZM112 250V251H111ZM174 250V251H173ZM186 250H187V252L190 254H188L187 252H186ZM197 250H198V254H197ZM63 251H58V252H60V254L63 252ZM116 251V252H115ZM149 251H151V252H149ZM159 252V253H157L156 254V252ZM161 251V252H160ZM164 251V252H163ZM170 251V252H169ZM173 251V252H172ZM183 251V252H182ZM189 251H191V252H189ZM199 251H201V252H203V253H199ZM219 251H220V253H219ZM233 252L232 254H233V256H231L232 254H229L228 252ZM74 252V253H73ZM143 252H149L148 253V256L150 255V257H148L147 256V253L145 254V253H143ZM163 252V253H162ZM176 254H175V253ZM179 252H181V253H179ZM193 252V253H192ZM195 252V253H194ZM210 252V253H209ZM218 252V253H217ZM225 252V253H224ZM47 253V252H46ZM64 253V252H63ZM62 253V254H63ZM118 253V254H117ZM167 255H166V254ZM205 253V254H204ZM215 253H216V255L218 256H216L215 255ZM228 253V254H227ZM143 254V255H142ZM152 254V255H151ZM169 254V255H168ZM172 254V255H171ZM176 255V257L177 258H175V255ZM177 254H180V256H183L184 258H182V257H180L179 255H177ZM186 254H188V255H186ZM199 256H197V255ZM204 254V255H203ZM219 254H224L223 255V258L224 257H226L227 256V259H223V258H221L222 257V255H220L219 256ZM235 254H237V255H235ZM2 255H3V257H2ZM113 255V256H112ZM165 255V256H164ZM174 255V256H173ZM195 255L197 256V257H195ZM206 255V256H205ZM212 255H214V256H212ZM229 255H230V257H229ZM89 256V257H88ZM146 256V257H145ZM166 256H168V257H166ZM187 256H188V258H187ZM190 256V257H189ZM200 256H202L201 258H200ZM215 256L217 257L216 259H215ZM237 256V257H236ZM152 257V258H151ZM166 258V259H164V258ZM170 257H174V258H170ZM181 259H180V258ZM192 257V258H191ZM203 257H204V259H203ZM206 257V258H205ZM212 257V258H211ZM0 258V259H1ZM76 258L78 259V261L76 260ZM179 258V259H178ZM185 258H186V260H185ZM210 258H211V262H210ZM219 258H221V259H219ZM80 259V260H79ZM162 259H164V260H162ZM173 259H175V261L173 260ZM192 259V260H191ZM212 259H215V261L214 260H212ZM232 260L231 262H230V260ZM73 260V259H72ZM76 260V261H75ZM172 260V261H171ZM201 260V261H200ZM209 261L208 263H206V262H203V261ZM220 262H219V261ZM222 260V261H221ZM226 260V261H225ZM80 261H81V263H80ZM91 261V262H90ZM160 261V262H159ZM163 261H165V263H162ZM174 261V262H173ZM176 261H178L177 263H176ZM186 261V263H184ZM213 261H214V263H213ZM228 261H229V263H228ZM236 261V262H235ZM188 262V263H187ZM219 262V263H218ZM73 263V264H74ZM76 263V264H77ZM166 263V264H167ZM194 263V264H195Z\"/></svg>","mask_w":264,"mask_h":264},{"label":"bare ground","instance_id":"bare-ground-1","mask_svg":"<svg viewBox=\"0 0 264 264\" xmlns=\"http://www.w3.org/2000/svg\"><path fill=\"white\" fill-rule=\"evenodd\" d=\"M11 1H12V0H11ZM15 1H16V0H15ZM31 1H33V0H31ZM31 1H30V3L32 4ZM37 1H38V0H37ZM37 1H36V2H37ZM57 1H58V0H57ZM57 1H56V2H57ZM67 1H68L67 3H69V4H67V5L64 7V9H63V8H61V9L64 10V14H65V13H69V14H71L72 12L75 11V9H74L73 7H71L70 3H72V1H73V2H74V1H76V2H80V0H67ZM26 2H27V1H26ZM36 2H35V3H36ZM50 2H51V1H50ZM83 2H84V1H83ZM85 2H89V1H86V0H85ZM97 2H98V1H97ZM9 3H10V0H5V1H3V2L0 1V24H1V25H2V23H3V21H4V20L2 19V15H3V14H1V12H5V13H6V10L8 9L7 6H9ZM12 3H13V2H12ZM28 3H29V2H28ZM40 3H41V2H40ZM61 3H62V2H60V3H56V4H55V3H51V4L54 5V6H57V8H60V7H58V6L61 5ZM93 3H94V2H93ZM93 3H92V4H93ZM101 3H102V2H101ZM112 3H113V2H112ZM173 3H176V2L174 1ZM33 4H34V3H33ZM33 4H32V5H33ZM57 4H59V5H57ZM90 4H91V3H90ZM90 4H89V5H90ZM92 4H91V5H92ZM116 4H117V5H116V8L119 7L120 4H121L120 0H119V1H116ZM141 4H142V2H141ZM141 4H140V6L144 5V4H142V5H141ZM12 5H13V4H12ZM12 5H11V6H12ZM29 5H30V4H29ZM32 5H30L29 7L31 8ZM36 5H39V4H36ZM112 5H113V4H112ZM166 5H167V3H166ZM175 5H177V4H175ZM40 6H41V5H40ZM84 6H85V5H84ZM170 6H171V5H170ZM172 6H173V5H172ZM20 7H21V6H20ZM29 7H28V5H27V8H29ZM37 7H38V6H37ZM37 7H36V8H37ZM80 7H82V6L79 5V8H80ZM143 7H144V6H143ZM168 7H169V4H168V6H167L166 8H168ZM27 8H26V9H27ZM32 8H33V6H32ZM41 8H42V7H40V9H41ZM54 8H56V7H54ZM84 8H85V7H83V10H84ZM106 8H107L106 5H105V7L102 6V5L99 6V9L97 8V9H98L97 11H98L99 15H101V14H102V15L105 14V12H106ZM110 8H111V7H110ZM110 8H109V9H110ZM144 8H145V7H144ZM144 8H143V10H144ZM173 8H174V7H173ZM214 8H216V7H214ZM218 8H219V7H218ZM176 9H177V8H176ZM9 10H10V9H9ZM35 10H37V9H35ZM51 10H52V9H51ZM57 10H58V9H57ZM112 10H113V9H112ZM145 10H146V9H145ZM171 10H172V9H171ZM221 10H222V9H221ZM13 11H14V10H13ZM13 11H12V12H13ZM20 11H21V10H20ZM38 11H39V10H38ZM38 11H37V12H38ZM78 11L80 12V10H78ZM86 11L88 12V9H87ZM86 11H85V13H86ZM94 11H95V10H94ZM107 11H108V9H107ZM177 11H178V10H177ZM180 11H182V10H180ZM180 11H179V12H180ZM58 12H59V10H58ZM108 12H109V13L105 16V18H107V19H106V24H107V25H108L107 20H109V23H110V29L107 28V26H103V27H102L101 25H99V26H101L102 28H100L99 31L97 30L98 32L96 31V33H95V38H96V39H99L101 36H105V38H109V39L111 40V41L109 40L110 43L108 44V46H114V47H113V50H112V48H111V49L109 48V50H111L112 52H115L116 50H117V51L122 50V52H123V50L128 49V50H125V51H127L128 54H130L131 56L134 55V57H135L136 49H138V48L135 47L136 45H135V46H131V45H133L134 42H133V43L131 42L132 44H131L130 46H131L132 48H130V46H129V48H128L127 46H124V44H121L120 41L117 39V36H116L117 34H119V32H118L119 27H120L122 24L124 25V22H123V21H119L120 19H117V18H120V17L116 16V15L113 13L114 11H111V12L108 11ZM145 12H146V11H145ZM8 13H9V12H8ZM10 13H11V11H10ZM13 13H14V12H13ZM13 13L10 14V15H12V16H11V19H9V20H11L10 22H9L8 19H6V18L4 17L5 14L3 15V18H5L6 20H8L9 25H10V27H11L10 29H11L12 31L15 30V31L17 32V34H18V32H20V33H21V32H24L25 35L27 34L29 37L32 36V35L34 36L35 34H33V33H35V32L37 31V30H35V26H36L35 23H32V20H30V21H31V22H30L29 19L26 20L25 18H23L24 15L21 17V16L13 15ZM18 13H20V12H18ZM18 13H17V14H18ZM21 13H22V11H21ZM44 13H45V12H44ZM61 13H63V12L61 11ZM81 13H82V10H81ZM95 13H96V12H95ZM98 13H96V14H98ZM131 13H132V12H131ZM222 13H223V11H222ZM14 14H16V13H14ZM22 14H23V13H22ZM22 14H20V15H22ZM53 14L57 15V17H59V15H60V13L58 14V13H56V12L53 13ZM64 14H63V15H64ZM78 14H79V13H78ZM86 14H88V13H86ZM143 14H144V13H143ZM224 14H225V13H224ZM82 15H84V13H83ZM92 15H93V14H92ZM92 15H91V16H92ZM118 15H119V14H118ZM135 15H136V14H135ZM135 15H134V17H135ZM47 16H48V15H47ZM61 16H62V14H61ZM64 16H65V15H64ZM95 16H96V15H95ZM97 16H98V15H97ZM97 16H96V17H97ZM103 16H104V15H103ZM138 16H139V15H138ZM6 17H7V16H6ZM25 17H26V14H25ZM43 17H44V16H43ZM57 17H56V18H57ZM62 17H63V16H62ZM77 17H78V16H77ZM79 17H80V16H79ZM129 17H130V16H129ZM139 17H140V16H139ZM142 17H143V16H141V18H142ZM146 17H147V16H146ZM29 18H30V16H29ZM59 18H60V17H59ZM59 18H58V19H59ZM97 18H98V17H97ZM102 18H103V17H102ZM102 18H100V20H101ZM131 18H133V17H131ZM137 18H138V17H136V19H137ZM143 18H144V17H143ZM35 19H36V18H35ZM53 19H55V18H53ZM58 19H57V20H58ZM63 19H64V18H63ZM134 19H135V18H134ZM41 20H42V17H41ZM44 20H45V19H44ZM57 20H54L52 23H48V22H47L46 25H45L44 27H43V25H42V28H43L44 30H43L42 32L37 33V34L40 35L41 38H42V40H41V38H40V41H43V42H44V41L46 40V38H48L47 31H46L47 29H46V28L50 29L49 31H50L53 35H54L55 33H57V32H56V23H57ZM60 20H61V19H60ZM129 20H130V18H129ZM141 20H142V19H141ZM143 20H144V19H143ZM146 20H147V18H146ZM45 21H46V20H45ZM61 21H62V20H61ZM63 21H64V20H63ZM88 21H89V20H88ZM88 21H87V23H84V24L86 25V29H85V30L83 29V27H80L81 23H80V25H79L80 30H81V28H82L83 31H85V32H84V33H85V36H84V37H85V41H82V40H84V37H83V38L80 37V38H82V39H81V44L83 45L82 48H83V47L86 48V46L90 44V43L88 42V37H87V35H88V33L90 32L89 25H90L92 22L90 23V22H88ZM104 21H105V20H103V22H104ZM131 21H132V20H131ZM134 21H135V20H134ZM149 21H151V20L149 19ZM66 22H67V21H66ZM98 22H99V21H97V23H98ZM100 22H101V21H100ZM127 22H128V21H127ZM127 22H126V23H127ZM144 22H145V21H144ZM152 22H153V21H152ZM42 23H43V22H42ZM63 23H64V22H63ZM94 23H95V22H94ZM97 23H95V24H97ZM118 23H119V26H117ZM126 23H125V25H126ZM158 23H159V22H158ZM43 24H44V23H43ZM58 24H60V23H58ZM64 24H65V23H64ZM129 24H130V23H129ZM131 24H132V23H131ZM169 24H170V23H169ZM169 24H168V25H169ZM175 24H176V23H175ZM197 24H198V23H197ZM5 25H6V24H5ZM5 25H4V26H5ZM7 25H8V23H7ZM9 25H8L7 28H9ZM38 25H39V24H38ZM92 25H93V24H92ZM103 25H104V24H103ZM123 25H122V26H123ZM127 25H128V23H127ZM143 25H146V24H142V26H143ZM154 25H155V24H154ZM154 25H153V26H154ZM156 25H157V24H156ZM170 25H171V24H170ZM180 25H181V23H180ZM180 25H179V26H180ZM81 26H82V25H81ZM93 26H94V25H93ZM130 26H131V25H130ZM133 26H134V25H133ZM142 26H141V27H142ZM148 26H150V25L147 24V27H148ZM159 26H160V24H159ZM163 26H164V24H163ZM197 26H198V25H197ZM2 27H3V26H2ZM45 27H46V28H45ZM61 27H63V25H62ZM65 27H66V26H64V28H65ZM143 27H144V26H143ZM147 27L145 26L146 29H148ZM177 27H178V26H177ZM12 28H13V29H12ZM40 28H41V27H40ZM58 28H59V27H58ZM64 28H63V29H64ZM123 28H124V27H123ZM131 28H132V26H131ZM145 28H144V29H145ZM172 28H173V26H172ZM180 28H181V27H180ZM185 28H186V27H185ZM199 28H200V27H199ZM5 29H6V27H5ZM36 29H37V27H36ZM38 29H39V28H38ZM126 29H128V28L126 27ZM139 29H140V28H139ZM149 29H150V28H149ZM159 29L161 30V28H159ZM189 29H190V28H189ZM189 29H188V30H189ZM1 30H2V29H1ZM6 30H7V29H6ZM11 30H10V31H11ZM22 30H23V31H22ZM28 30L31 31V33L28 32ZM61 30H62V29H61ZM76 30H77V29H76ZM78 30H79V29H78ZM128 30H129V29H128ZM128 30H127V33H128ZM140 30H141V29H140ZM155 30H156V27H155ZM183 30H184V29H183ZM183 30H182V31H183ZM202 30H203V29H202ZM4 31H5V30H4ZM7 31H9V29H8ZM7 31H6V32H7ZM10 31H9V32H10ZM25 31H26V32H25ZM40 31H41V30H40ZM62 31H63V30H62ZM66 31H67V30H66ZM123 31H125V30L123 29ZM147 31H148V30H147ZM150 31H151V30H150ZM156 31H157V30H156ZM184 31H186V30H184ZM191 31H192V30H191ZM205 31H206V30H205ZM205 31H204V32H205ZM0 32H2V31H0ZM37 32H38V31H37ZM68 32H69V31H68ZM125 32H126V31H125ZM130 32H131V29H130ZM135 32H137V31H135ZM135 32H134V33H135ZM142 32H143V30L141 31V33H142ZM145 32H146V31H145ZM153 32H154V31H153ZM204 32H203V33H204ZM3 33H4V32H3ZM20 33H19V34H20ZM76 33H77V32H76ZM127 33H126V34H127ZM138 33H140V32H138ZM147 33H148V32H147ZM149 33H150V32H149ZM157 33H158V32H157ZM185 33H186V32H185ZM194 33H195V32H194ZM197 33H198V32H197ZM201 33H202V31H201ZM10 34H11V32H10ZM12 34H14V32H12ZM15 34H16V33H15ZM15 34H14V35H15ZM22 34H23V33H22ZM22 34H21V35H22ZM48 34H49V33H48ZM77 34H79V33H77ZM77 34H76V35H77ZM123 34H125V33H123ZM131 34H132V32H131ZM144 34L147 35L146 33H144ZM153 34H154V33H153ZM159 34H160V33H159ZM187 34H188V33H187ZM205 34H206V32H205ZM2 35H3V34H2ZM21 35H20V36H21ZM25 35H24V36H25ZM53 35H52V36H53ZM82 35H83V34H82ZM137 35L139 36V34H137ZM142 35H143V34H142ZM148 35H150V34H148ZM166 35L168 36V35H170V33H169V34H166ZM194 35H195V34H194ZM203 35H204V34H203ZM20 36H17V37H20ZM77 36H78V35H77ZM119 36H120V35H119ZM119 36H118V37H119ZM126 36H127V35H126ZM129 36H130V35H129ZM129 36H128V37H129ZM131 36H132V35H131ZM151 36H152V35H151ZM153 36H154V35H153ZM153 36H152V37H153ZM157 36H158V35H157ZM157 36H156V37H157ZM195 36H196V35H195ZM201 36H202V35H201ZM3 37H4V36H3ZM17 37H16V38H17ZM34 37H35V36H34ZM38 37H39V36H38ZM38 37H37V38H38ZM53 37H55V36H53ZM56 37H58V36H56ZM59 37H60V36H59ZM63 37H64V38H63ZM120 37H121V36H120ZM146 37H147V36H146ZM146 37H144V35H143V39L146 38ZM148 37H149V36H148ZM148 37H147V39H145L144 41L148 40V39H149ZM152 37H151V38H152ZM169 37H170V36H169ZM171 37H172V35H171ZM171 37H170V38H171ZM173 37H174V36H173ZM193 37H194V36H192V39H193ZM9 38H10V37H9ZM16 38H15V40H14L15 42H16ZM20 38H21V37H20ZM27 38H28V37H27ZM62 38L65 39L66 42L68 41V40L65 38V36H62ZM80 38H79V39H80ZM95 38H94V39H95ZM122 38H123V37H122ZM122 38H121L120 40H122ZM124 38H125V36H124ZM137 38H138V37H137ZM151 38H150V39H151ZM154 38H155V37H154ZM158 38H159V37H158ZM163 38H164V37H163ZM163 38H162V40H163ZM165 38H166V36H165ZM25 39H26V37H25ZM28 39H29V38H28ZM48 39H50V38H48ZM51 39H52V38H51ZM56 39H58V38H56ZM63 39H62V41H64ZM79 39H78V41H79ZM127 39L130 40L129 38H127ZM171 39H172V38H171ZM22 40H24L23 37H22ZM29 40H30V39H29ZM33 40H35V38H33ZM37 40H38V39H37ZM37 40H36V41H37ZM151 40H152V39H151ZM166 40H167V39H166ZM168 40H169V39H168ZM185 40H186V39H184V41H185ZM17 41H18L19 44L21 45V43H20V39L17 40ZM25 41H26V40H25ZM36 41H35V42H36ZM57 41H58V40H57ZM62 41H61V42H62ZM65 41H64V43H65ZM69 41H70V40H69ZM71 41H72V40H71ZM71 41H70L69 43H71ZM94 41H95V40H94ZM103 41H105V40L101 39V41H100V44H101L102 46L105 45V44H102ZM134 41H135V40H134ZM142 41H143V40H142ZM142 41H141V42H142ZM157 41H158V39H157ZM178 41H180V40H178ZM18 42H17V43H18ZM22 42H23V41H22ZM26 42H27V41H26ZM37 42H38V41H37ZM43 42H42V43L40 42V44H39V43H37V44L41 45V44H43ZM45 42H46V41H45ZM51 42H53V40H52ZM54 42H55V41H54ZM95 42H96V41H95ZM129 42H130V41H129ZM162 42H163V41H162ZM168 42H171V41H168ZM180 42H181V41H180ZM180 42H179V44H180ZM28 43L31 44L32 42H28ZM46 43H47V42H46ZM46 43H45V44H46ZM56 43H59V42H56ZM69 43H68V44H69ZM73 43L75 44V42H73ZM76 43H77V42H76ZM78 43H79V42H78ZM111 43H113V44H111ZM124 43H125V42H124ZM142 43H144V42H142ZM154 43H155V42H154ZM172 43H173V42H172ZM19 44H18V45H19ZM33 44H34V41H33ZM53 44H55V43H52L51 45H53ZM62 44H63V43H62ZM66 44H67V43H66ZM66 44H64V45H66ZM68 44H67V45H68ZM71 44H72V43H71ZM93 44H94V43L92 42V46H93ZM98 44H99V43H98ZM126 44H128V43H126ZM148 44H150V42H149ZM156 44H157V43H156ZM161 44H162V43H161ZM169 44H170V43H169ZM174 44H175V43H174ZM184 44H185V43H184ZM187 44H188V42H187ZM187 44H186V45H187ZM25 45H27V44H25ZM31 45H32V44H31ZM47 45H48V44H47ZM49 45H50V43H49ZM49 45H48V46H49ZM58 45H59V44H58ZM78 45H79V44H78ZM96 45H97V44H95V46H94L95 48H96ZM137 45L139 46V44H137ZM150 45H151V44H150ZM158 45H159V47L161 46L160 44H158ZM158 45H157V46H158ZM176 45H177V44H176ZM34 46H35V45H33V46H31V47L33 48ZM42 46H43V45H42ZM44 46L46 47V45H44ZM48 46H47V48H48ZM56 46H57V45H56ZM56 46H55V47H56ZM71 46H73V44H72ZM106 46H107V45H106ZM141 46H143V45L141 44ZM144 46H146V45H144ZM147 46H149V45H147ZM155 46H156V45H155ZM155 46H152V47H155ZM162 46L164 47L165 44H162ZM162 46L160 47L161 49L163 48ZM180 46L183 47L182 45H180ZM28 47H29V46H28ZM55 47H54V45H53V47L51 46V48H55ZM65 47H66V46H65ZM68 47H69V45H68ZM74 47H75V46H74ZM77 47H78V46H77ZM126 47H127V48H126ZM150 47H151V46H150ZM152 47H151V48H152ZM168 47H169V46H168ZM168 47H167V49H168ZM173 47H174V45H173ZM190 47H191V46H190ZM190 47H188V48L191 49ZM205 47H206V46H205ZM207 47H208V46H207ZM207 47H206V48H207ZM32 48H31V53L34 51ZM40 48H41V47H40ZM49 48H50V46H49ZM56 48H57V47H56ZM59 48L62 50L61 46H60ZM116 48H118V49H116ZM139 48H140V47H139ZM143 48H144L143 50H145L146 54H149V53L146 51V49H145V48H148V47H143ZM156 48H157V47H156ZM185 48H187V47H185ZM188 48H187V49H188ZM192 48H193V47H192ZM34 49H36V48L34 47ZM41 49H42V50L44 49V51H45L46 48L42 47ZM77 49H78V48H77ZM88 49H90V48H88ZM105 49H106L107 52H108V48H105ZM140 49H141V48H140ZM158 49H159V48H158ZM171 49H172V48H171ZM32 50H33V51H32ZM37 50H38V49H37ZM37 50H35V51L37 52ZM46 50H47V49H46ZM50 50H53V49H50ZM50 50L48 49V52H49ZM64 50H65V48L63 49V51H64ZM67 50H68V48H67ZM71 50H72V49H71ZM71 50H70V51H71ZM106 50H105V51H106ZM147 50H148V49H147ZM154 50H155V49H154ZM156 50H157V49H156ZM262 50H263V49H262ZM35 51H34V53H35ZM38 51H40V50H38ZM70 51H69V52H70ZM72 51H73V50H72ZM79 51H80V49H79ZM84 51H85V50H84ZM88 51H89V50H88ZM111 51H109V53H110ZM125 51H124V53H125ZM138 51H139V49H138ZM141 51H142V49H141ZM149 51H150V48H149ZM161 51H162V50H161ZM163 51H164V50H163ZM170 51H171V50H170ZM194 51H195V50H194ZM204 51H205V50H204ZM41 52H42V51H41ZM45 52H47V51H45ZM52 52H53V51H52ZM55 52H56V51H55ZM55 52H54V54H55ZM58 52H59V50H58ZM64 52H65V51H64ZM73 52H74V51H73ZM76 52H78V51H76ZM76 52H75V53H76ZM89 52H90V51H89ZM91 52H92V50H91ZM107 52H106V53H107ZM119 52H120V51H119ZM119 52L117 53L118 55H119ZM127 52H126V53H127ZM142 52H143V51H142ZM151 52H152V50H151ZM156 52H158V50H157ZM159 52H160V51H159ZM159 52H158V54H159ZM172 52L174 53V51H172ZM208 52H209V51H208ZM208 52H207V53H208ZM31 53H28V54H31ZM39 53H40V52L35 53V54H38V55H39ZM50 53H51V52H50ZM59 53H60V52H59ZM75 53H74V54H75ZM80 53H81L82 58H83V53H84V52L82 53V50H81ZM85 53H86V51H85ZM96 53L98 54V52H96ZM115 53H116V52H115ZM140 53H141V52H139L137 56H139ZM153 53H154V52H153ZM153 53H152V54H153ZM161 53H162V54H161ZM161 53H160L159 56L164 55V53L166 54V52H164V53L161 52ZM170 53H171V52H170ZM170 53L167 52L168 55H169ZM173 53H172V55H173ZM193 53H195V52H193ZM203 53H204V52H203ZM203 53H202V51H201V54H203ZM217 53H218V52H217ZM261 53H262V52H261ZM24 54H25V53H24ZM40 54H41V53H40ZM43 54L45 55V54H47V53H43ZM48 54H49V53H48ZM60 54H61V53H60ZM60 54H59V55H60ZM62 54L65 55L66 52H65V53H62ZM67 54H68V53H67ZM71 54H72V52H71ZM74 54H73V55H74ZM76 54H77V53H76ZM78 54H79V53H78ZM102 54H103V51H102V53H101L100 55H102ZM122 54H123V53H122ZM128 54H127V55H128ZM136 54H137V53H136ZM141 54H142V53H141ZM144 54H145V53H144ZM152 54H151V55H152ZM155 54H156V53H154L153 55H155ZM158 54L156 55L157 58H159V57H158ZM188 54H189V53H188ZM201 54H200V55H201ZM214 54H215V53H214ZM224 54H225V53H224ZM33 55H34V54H33ZM33 55H31V56L34 57L35 55H34V56H33ZM38 55H37V56H38ZM51 55H52V54H51ZM57 55H58V53H57ZM73 55H71V58H69V59H73V58H72ZM81 55H80V56H81ZM88 55H89V54H88ZM100 55H98V56L100 57ZM120 55H121V54H120ZM120 55H119V56H120ZM124 55H125V54H124ZM127 55H125V56L128 57ZM151 55H150V57H151ZM153 55H152V56H153ZM176 55H177V54H176ZM192 55H193V54H192ZM196 55H198V54H196ZM200 55H198V56H200ZM259 55H260V54H259ZM22 56H23V55H22ZM25 56H26V55H25ZM29 56H30V55H29ZM65 56H67V55H65ZM74 56H75V55H74ZM108 56H109V54L106 55V57H108ZM111 56H112V55H111ZM111 56H109V58H110ZM113 56H115V55H113ZM145 56H146V55H145ZM145 56H144V57H145ZM166 56H167V55H166ZM177 56H178V55H177ZM181 56H182V54H181ZM183 56H184V55H183ZM188 56H189V55H188ZM198 56H197V58H200V59H202L203 57L205 58V56H203V55H202L203 57H202V56L198 57ZM211 56H212V55H211ZM222 56H223V55H222ZM229 56H230V55H229ZM40 57H42V56H40ZM48 57H51V56H48ZM75 57H76V56H75ZM78 57H79V56H78ZM84 57H87V56L84 55ZM91 57L93 58V56H90L89 58H91ZM103 57H104V54H103V56L100 57V59H99L98 57H97V58H98L99 60H101V59L104 60L106 57H105V58H103ZM117 57H118V56H117ZM134 57H133V58H134ZM140 57H141V55H140ZM147 57H149V56H147ZM162 57H163V56H162ZM164 57H165V55H164ZM194 57H195V56H194ZM260 57H261V56H260ZM28 58H29V57H28ZM28 58L26 57L25 59H28ZM30 58H31V57H30ZM53 58H54V57H53ZM56 58H57V57H56ZM79 58H81V57H79ZM79 58H78V59H79ZM82 58H81V60H82ZM94 58H95V60H96V56H95ZM131 58H132V57H131ZM135 58H136V57H135ZM137 58H138V57H137ZM155 58H156V57H155ZM157 58H156V59H157ZM168 58H169V57H168ZM172 58L174 59L175 56H174V57L172 56ZM172 58H171V55H170V59H172ZM181 58H182V57H181ZM204 58H203V59H204ZM208 58H209V57H208ZM210 58H211V57H210ZM214 58H215V57H214ZM214 58H212V59H214ZM218 58H219V57H218ZM44 59H45V58H44ZM60 59H61V57H60ZM63 59H64V57H63ZM66 59H67V58H66ZM107 59H108V58H107ZM110 59H111V58H110ZM125 59H126V58H125ZM149 59H150V58H149ZM152 59H153V58H152ZM160 59H162V58L160 57ZM160 59H158V60H160ZM166 59H167V58H166ZM173 59H172V61H173ZM175 59H176V58H175ZM177 59H178V58H177ZM182 59H183V58H182ZM182 59H181V60H182ZM185 59H187V58H185ZM185 59H184V60H185ZM188 59L191 60V58H189V57H188ZM262 59H264V58H262ZM86 60L88 61V58H86ZM90 60H91V59H90ZM112 60H113V59H112ZM132 60H133V59H132ZM150 60H151V59H150ZM190 60H189V61H190ZM215 60H216V59H215ZM221 60H222V59H221ZM31 61H32V60H31ZM40 61H41V60H40ZM43 61H44V60H43ZM47 61H48V60H47ZM47 61H45V62H47ZM50 61H51V60H50ZM53 61H54V60H53ZM63 61H64V60H63ZM65 61H66V60H65ZM75 61H76V60H75ZM75 61H74V62H75ZM87 61H86V62H87ZM154 61H155V60H154ZM162 61H163V60H162ZM167 61H169V60H167ZM167 61H166V62H167ZM172 61H171V62H172ZM191 61H192V60H191ZM191 61H190V63H191ZM193 61H194V59H193ZM209 61H211V59H210ZM7 62H8V61H7ZM48 62H49V61H48ZM57 62H58V61H57ZM61 62H62V61H61ZM70 62H71V61H70ZM72 62H73V61H72ZM84 62H85V61H84ZM89 62H90V61H89ZM92 62H93V61H91V64H92ZM96 62H97V61H96ZM106 62H107V63H111V62H109V61H106ZM113 62H116L115 59L113 60ZM132 62H133V61H132ZM157 62H158V61H157ZM163 62H164V61H163ZM173 62H175V60H174ZM173 62H172V63H173ZM183 62H184V61H183ZM220 62H222V61H220ZM230 62H231V61H230ZM248 62H249V61H248ZM9 63H10V62H9ZM15 63H16V62H15ZM32 63H33V62H32ZM32 63H30V64L32 65L31 67H33V64H32ZM64 63H65V62H64ZM64 63H63V64H64ZM66 63H67V61H66ZM82 63H83V62H82ZM102 63H103V62H102ZM139 63H141V62H139ZM153 63H154V62H153ZM164 63H165V62H164ZM167 63H168V62H167ZM187 63H189V62L187 61ZM190 63H189V64H190ZM192 63H194V62H192ZM192 63H191V64H192ZM210 63H211V62H210ZM212 63H213V62H212ZM224 63H225V61H224ZM234 63H235V62H234ZM5 64H6V63H5ZM5 64H4V65H5ZM7 64H8V63H7ZM25 64H26V63H25ZM30 64H29V65H30ZM46 64H48V63H46ZM74 64H75V63H74ZM103 64H104V63H103ZM115 64H117V62H116ZM115 64H114V65H115ZM145 64H146V62H145ZM145 64H144V62H143L142 65H145ZM150 64H152V63H150ZM155 64L158 65L157 63H155ZM161 64H162V63H161ZM161 64H160V65H161ZM178 64H179V63H178ZM208 64H209V62H208ZM208 64H206V65H208ZM214 64H215V63H214ZM228 64H229V63H228ZM238 64H239V63H238ZM8 65H9V64H8ZM8 65H7V67H8ZM10 65H11V63H10ZM54 65H55V64H54ZM71 65H72V64H71ZM71 65H70V66H71ZM80 65H82V64H80ZM92 65H93V64H92ZM106 65H107V64H106ZM109 65H110V64H109ZM127 65H129V64H127ZM136 65H137V63H136ZM139 65H140V64H138V67H139ZM146 65H147V64H146ZM146 65H145V67L147 68L148 65H147V66H146ZM173 65H174V63H173ZM217 65H218V63H217ZM253 65H254V64H253ZM253 65H252V66H253ZM11 66H12V65H11ZM62 66H63V65H62ZM110 66H111V65H110ZM118 66H119V64L117 65V68H119ZM129 66L131 67V63H130ZM129 66H127V68H129ZM151 66H152V65H151ZM153 66H154V65H153ZM194 66H195V64H194ZM209 66H212V65H209ZM214 66L216 67V65H214ZM214 66H213V67H214ZM218 66H220V64H219ZM240 66H241V65H240ZM7 67H6V68H7ZM9 67H10V66H9ZM15 67H16V66H15ZM19 67H21V66H19ZM31 67L29 66V68H31ZM55 67H56V66H55ZM111 67L113 68V66H111ZM132 67H133V66H132ZM132 67H131V68H132ZM135 67H136V66H135ZM138 67H137V68H138ZM157 67H158V66H157ZM160 67H161V66H160ZM160 67H159V68H160ZM169 67H170V65H169ZM169 67H167V65H166L165 69L168 70ZM183 67H184V66H183ZM222 67H223V66H222ZM229 67H230V66H229ZM242 67H243V66H242ZM6 68H5V69L3 68V69L6 70ZM12 68H14V67H12ZM21 68H23V66H22ZM24 68H25V66H24ZM24 68H23V69H24ZM49 68H50V67H49ZM124 68H125V66H124ZM127 68H126V69H127ZM140 68H142V67H140ZM146 68H145V69H146ZM148 68H150V67H148ZM152 68H153V67H152ZM170 68H171V67H170ZM184 68H185V67H184ZM200 68H201V67H200ZM202 68H203V67H202ZM225 68H226V67H224V69H225ZM235 68H236V67H235ZM238 68H239V67H238ZM250 68H251V67H249L248 69L246 68V69L249 70ZM258 68H259V67H258ZM8 69H9V68H8ZM16 69H17V68H16ZM40 69H41V67H40ZM56 69H57V68H56ZM114 69H116V68L114 67ZM133 69H134V68H133ZM143 69H144V67H143ZM143 69H142V70H143ZM161 69H162V68H161ZM163 69H164V65H163ZM163 69H162V70H163ZM165 69H164V70H165ZM171 69H172V68H171ZM171 69H170V71H172ZM185 69H186V68H185ZM197 69H199V67H197ZM197 69H195V70H197ZM220 69H221V67H220ZM229 69H232V68H229ZM246 69H245V70H246ZM13 70H15V69H13ZM18 70H20V69L18 68ZM27 70H29V69H27ZM27 70H26V71H27ZM37 70H38V69H37ZM37 70H33V73H34V71H37ZM41 70H42V69H41ZM49 70H50V69H49ZM49 70H47V72H48L47 74H46L45 71L42 70V71H43L42 74L45 73L46 75H48L49 72H50ZM51 70H52V68H51ZM64 70H66V68H65ZM68 70H69V69H68ZM104 70H105V69H104ZM142 70H141V73H142ZM158 70H159V69H157L156 71L158 72ZM162 70H161V71H162ZM178 70H179V69H178ZM183 70H184V69H183ZM221 70H222V69H221ZM235 70H236V69H235ZM243 70H244V69H243ZM243 70H242V71H243ZM255 70H256V69H255ZM255 70L253 71L254 73H255ZM259 70H260V69H259ZM263 70H264V69H263ZM0 71H1V70H0ZM21 71H23V70H21ZM21 71H20V72H21ZM26 71H24V72H26ZM114 71H115V70H114ZM147 71H148V70H146V72H147ZM210 71H211V70H210ZM215 71H216V70H215ZM215 71L212 70L213 73H214ZM219 71H220V70H219ZM225 71H226V70H224V72H225ZM7 72H8V71H7ZM7 72H6V73H7ZM17 72H18V71H17ZM38 72H39V71H38ZM54 72H55V71H54ZM99 72H100V71H99ZM99 72H98V73H99ZM105 72H106V71H105ZM138 72H139V71H138ZM148 72H149V71H148ZM179 72L182 73V71H180V70L178 71V73H179ZM189 72H190V69H189ZM195 72H197V71H195ZM200 72H201V70H200ZM206 72H207V71H206ZM220 72L223 73V71H220ZM220 72H219V73H220ZM231 72H232V70H231ZM244 72H247V71H244ZM248 72H249V71H248ZM257 72H258V71H257ZM4 73H5V72H4ZM12 73H13V72H12ZM57 73H59V72H57ZM125 73H127V71H126ZM135 73H136V72H135ZM152 73H153V72H151L150 74L153 75L154 73H153V74H152ZM158 73H159V72H158ZM197 73H199V71H198ZM203 73H204V72H203ZM215 73L217 74V72H215ZM227 73H228V72H227ZM241 73H242V72H241ZM259 73H260V72H259ZM13 74H14V73H13ZM16 74H17V73H16ZM24 74H25V73H24ZM38 74H39V73H38ZM42 74H41V75H42ZM45 74H44V75H45ZM68 74H70V72H69ZM85 74H86V73H85ZM85 74H84V75H85ZM99 74H100V73H99ZM104 74H106V73H104ZM107 74H108L107 76H109V72H108ZM137 74H138V73H137ZM137 74H135V75H137ZM139 74H140V73H139ZM147 74H148V73H147ZM159 74H160V73H159ZM166 74H167V73H166ZM168 74H169V73H168ZM171 74H172V73H171ZM174 74H175V72H174ZM179 74H180V73H179ZM193 74H194V73H193ZM193 74H192V76H193ZM200 74H201V73H200ZM205 74H207V73H205ZM205 74H204V76H205ZM223 74H224V73H223ZM234 74H235V73H234ZM234 74H232V75H234ZM257 74H258V73H257ZM21 75H22V74H21ZM25 75L27 76V73H26ZM25 75H24V76H25ZM46 75H45V76H46ZM55 75H56V74H55ZM57 75H58V74H57ZM84 75H83V76H84ZM119 75H120V74H119ZM140 75L142 76L143 74H140ZM140 75H139V76H140ZM144 75L146 76V74H144ZM144 75H143V76H144ZM176 75H177V74H176ZM185 75H186V74H184V76H185ZM189 75H190V77H191V74H190V73L188 74V76H189ZM198 75H199V74H198ZM212 75L214 76V74H212ZM221 75H222V74H221ZM221 75H220V76H221ZM238 75H239V74H238ZM246 75H248V74L246 73ZM246 75H245V77H246ZM249 75H251V73H250ZM255 75H256V73H255ZM261 75H263V74H261ZM2 76L4 77V75H2ZM24 76H23V79H24ZM39 76H40V75H39ZM61 76H62V75H61ZM71 76H72V75H71ZM71 76H69V77L71 78ZM85 76H86V75H85ZM145 76H144V78H145ZM147 76H149L148 78L151 80V76H150V75H147ZM147 76H146V77H147ZM153 76H155V75H153ZM153 76H152V77H153ZM162 76H163V75H162ZM182 76H183V73H182ZM182 76H181V78L178 79V80H181L182 78H184V76H183V77H182ZM202 76H203V74H202ZM208 76H209V75H208ZM210 76H211V75H210ZM223 76H224V75H223ZM226 76H227V75H226ZM228 76H229V75H228ZM228 76H227V77H228ZM240 76H241V75H240ZM35 77H36V76H35ZM87 77H89V75H88ZM91 77H92V76H91ZM102 77H103V76H102ZM102 77H100V78H102ZM133 77H134V76H133ZM133 77H131V78H133ZM158 77H159V76H158ZM166 77H167V76H166ZM193 77H194V76H193ZM217 77H218V76H217ZM238 77H239V76H238ZM238 77H237V78H238ZM241 77H242V76H241ZM245 77H243V78H245ZM252 77H253V76H252ZM256 77H257V76H256ZM259 77H260V75H259ZM37 78H39V77H37ZM47 78H48V77H47ZM116 78H117V77H116ZM136 78H137V76H136ZM153 78H156V77H153ZM153 78H152V79H153ZM167 78H168V77H167ZM171 78L173 79V77H171ZM171 78L169 79L170 81H168V82H170V83L172 84V82H171ZM177 78H178V77H177ZM188 78H189V77H188ZM188 78H187V79H188ZM200 78L202 79V77H200ZM200 78L198 77L197 79H200ZM203 78H204V77H203ZM206 78H207V77H206ZM211 78H212V77H209L208 80L211 79ZM214 78H215V77H214ZM218 78H220V77H218ZM221 78H222V77H221ZM230 78H231V77H230ZM243 78H239V79H243ZM247 78H248V77H247ZM254 78H255V77H253L252 81L254 80ZM260 78H261V77H260ZM34 79H35V78H34ZM39 79H40V78H39ZM39 79H38V80H39ZM71 79H72V78H71ZM73 79H74V78H73ZM118 79H119V78H118ZM133 79H134V78H133ZM133 79H132V80H133ZM138 79H139V78H138ZM141 79H143V78H141ZM158 79H159V78H158ZM174 79H175V78H174ZM185 79H186V78H185ZM187 79H186V80H187ZM189 79H190V78H189ZM189 79H188V81H189ZM194 79H195V78H194ZM227 79H228V78H227ZM250 79H251V78H250ZM255 79H256V78H255ZM257 79H258V77H257ZM263 79H264V78H263ZM263 79H262V81H263ZM25 80L27 81L26 78H25ZM50 80H51V79H50ZM84 80H85V79H84ZM96 80H97V79H95V81H93V80H89V83H90V84H87V85H88V86L91 85V87H92L93 84H92L91 81L96 82V84L100 81V80H99V81H96ZM101 80H102V79H101ZM103 80H104V78H103ZM123 80H124V79H123ZM130 80H131V79H129V82H130ZM143 80H144L145 82L148 81L147 78H146V79H143ZM143 80H141V81H143ZM155 80H156V79H155ZM155 80H154V81H155ZM164 80H165V79H164ZM176 80H177V79H176ZM176 80H175V82H176ZM186 80H185V81H186ZM190 80H193V79H190ZM215 80H217V79L215 78ZM215 80H213V82H214ZM221 80H222V79H221ZM223 80H224V84H223V85H225V78H224ZM231 80H232V78H231ZM237 80H238V79H237ZM245 80H246V79H245ZM19 81H20V80H19ZM23 81H24V80H23ZM26 81H25V83H26ZM71 81H72V80H71ZM85 81H86V80H85ZM87 81H88V80H87ZM113 81H116V80H113ZM113 81H111V83H112ZM119 81H122V80L119 79ZM125 81H126V79H125ZM134 81H135V80H134ZM134 81H133V82H134ZM138 81L141 82L140 79H139ZM138 81H137V82H138ZM197 81H198V80H196V82H194V83H197ZM199 81H200V80H199ZM205 81H206V80H205ZM238 81H239V80H238ZM256 81H258V80H256ZM256 81H253V82H256ZM76 82H77V81H76ZM103 82H104V81H103ZM103 82H101V84H102L103 86H106V84H107L108 81L106 82L105 85L103 84ZM126 82H127V81H126ZM133 82H130V83L132 84ZM139 82H138V83H139ZM156 82H157V80H156ZM162 82H163V81H162ZM165 82H166V81H165ZM168 82H166V84H167ZM175 82H174V84L177 83V82H176V83H175ZM217 82H219V81H217ZM226 82H227V80H226ZM236 82H237V81H236ZM242 82H243V80H242ZM246 82H247V80H246ZM249 82H250V80H249ZM249 82H248V83H249ZM260 82H261V79H260ZM260 82H258V83L260 84ZM18 83H19V82H18ZM27 83H29V82L27 81ZM33 83H34V82H33ZM50 83H51V82H50ZM79 83H82V82L80 81ZM79 83H78V84H79ZM87 83H88V82H87ZM109 83H110V82H109ZM113 83H114V82H113ZM113 83H112V84H113ZM117 83H118V82H116L115 84H117ZM141 83H142V82H141ZM143 83H144V82H143ZM143 83H142V84H143ZM150 83L153 84V81H151ZM154 83H155V82H154ZM160 83H161V82H160ZM163 83H164V82H163ZM163 83H161V84H163ZM170 83H168L167 86H169ZM178 83H179V82H178ZM186 83H187V82H186ZM191 83H193V82H191ZM191 83H189V85H190ZM194 83H193V84H194ZM200 83L203 84L202 81H201ZM206 83H207V82H206ZM210 83H211V82H210ZM210 83H208V85H209ZM230 83H231V82H230ZM234 83H235V82H233L232 84H234ZM262 83H263V82H262ZM31 84H32V83H31ZM34 84H35V83H34ZM37 84H38V83H37ZM73 84H75V83L73 82ZM84 84H85V83H84ZM98 84H100V82H99ZM98 84H97V86H98ZM101 84H100V85H101ZM127 84H129V83H127ZM145 84H146V83H145ZM166 84H165V85H166ZM179 84H180V83H179ZM193 84H191V85L193 86ZM217 84H219V83H217ZM228 84H229V82H227V85H226V86H228ZM242 84H243V83H242ZM245 84H246V83H245ZM245 84H244V85H245ZM259 84H258V85H259ZM20 85H21V84H20ZM22 85H24V84H22ZM27 85H28V84H27ZM61 85H62V84H61ZM81 85H82V84H81ZM100 85H99V86H100ZM102 85H101V86H102ZM137 85H138V84H137ZM149 85H150V84H149ZM153 85H154V84H153ZM172 85H173V84H172ZM191 85H190V86H191ZM196 85H198V83H197ZM199 85H200V84H199ZM211 85H212V83H211ZM211 85H210V86H211ZM230 85H231V84H230ZM236 85H237V83H236ZM249 85H250V84H249ZM260 85H261V84H260ZM17 86H18V85H17ZM24 86H25V85H24ZM73 86H74V85H73ZM78 86H80V85H78ZM82 86H84V85H82ZM97 86H96V85L93 86V87H95V90H96V87H97ZM103 86H102V87H103ZM107 86H108V85H107ZM107 86H106V87H107ZM114 86H115V85H114ZM114 86L112 85L111 90H113V89L118 90V89H116V88L118 87V84L116 85V88H113ZM129 86H131V85H129ZM134 86H135V85H132L131 87H134ZM139 86H140V85H139ZM170 86H171V85H170ZM174 86H175V85H174ZM182 86H184V85H182ZM186 86H188V85H186ZM190 86H189V87H190ZM192 86H191V87H192ZM214 86H218V85L215 84ZM214 86H213V87H214ZM220 86H221V85H220ZM220 86H219V87H220ZM233 86H234V85H233ZM242 86H243V85H242ZM247 86H248V84H247ZM250 86H251V85H250ZM250 86H249V87H250ZM255 86H257V85H255ZM10 87H11V86H10ZM25 87H26V86H25ZM29 87H30V86H28L27 89H28ZM31 87H32V86H31ZM71 87H72V86H71ZM85 87L87 88L86 85H85ZM85 87H84L83 91L86 90ZM91 87H90V88H91ZM93 87H92V88H93ZM102 87H101V88H102ZM109 87H110V85H109ZM131 87H130V89H131ZM135 87H136V86H135ZM154 87H155V86H154ZM160 87H161V86H160ZM163 87H164V84H163ZM165 87H166V86H165ZM178 87H179V86H178ZM180 87H181V85H180ZM184 87H185V86H184ZM194 87H195V85H194ZM200 87L202 88L201 85H200ZM204 87H205V86H204ZM222 87H223V86H222ZM243 87H246V86H243ZM252 87H254V86H252ZM20 88H21V87H20ZM32 88H33V87H32ZM32 88H31V90H32ZM62 88H63V87H62ZM67 88H68V87H67ZM80 88H81V86H80ZM97 88H98V87H97ZM99 88H100V87H99ZM158 88H159V87H158ZM196 88H198V87H196ZM211 88H212V87H211ZM215 88L218 89L217 87H214V89H215ZM230 88H231V87H230ZM234 88H236V87H234ZM259 88H261V87H259ZM262 88H263V87H262ZM22 89H23V88H22ZM22 89H21V90H22ZM33 89H34V88H33ZM103 89H105V88L103 87ZM119 89H120V88H119ZM162 89H163V88H162ZM175 89L177 90V88H175ZM182 89H183V88H182ZM190 89H191V88H190ZM194 89H195V88L191 89V91L194 90ZM204 89H205V88H204ZM207 89H208V87H207ZM220 89H222V88L220 87ZM220 89H218V90H220ZM224 89H225V86H224ZM226 89H227V88H226ZM238 89H239V88L237 87L236 91H237ZM240 89H241V88H240ZM240 89H239V90H240ZM243 89H244V88H243ZM251 89H254V88H251ZM21 90L18 89V91H21ZM24 90H25V88L23 89V92H25ZM80 90H81V89H80ZM80 90H79V91H80ZM87 90H88V89H87ZM87 90H86V92H87ZM89 90H90V89H89ZM89 90H88V93H89ZM95 90H94V91L92 90V91L96 93ZM99 90H100V89H99ZM99 90H98V91H99ZM163 90H164V89H163ZM165 90H166V89H165ZM171 90H172V89H171ZM180 90H181V89H180ZM180 90H179V91H178V90L175 91V93H176V92H179V93L181 94ZM185 90H187V89H185ZM195 90H197V89H195ZM208 90H209V89H208ZM211 90H212V89H211ZM218 90H217V91H218ZM227 90H228V89H227ZM229 90H230V89H229ZM239 90H238V91H239ZM245 90H248L247 87L245 88ZM245 90L240 91V93L243 92V91H245ZM34 91H36V90L34 89ZM37 91H38V90H37ZM51 91H52V90H51ZM66 91H67V89H66ZM76 91H77V90H76ZM79 91H78L77 93H79ZM92 91H91V92H92ZM107 91H109V89H108ZM119 91H121V90H119ZM119 91H118V92H119ZM158 91H159V90H158ZM168 91H169V90H168ZM173 91H174V88H173ZM181 91H182V90H181ZM191 91H190V92H191ZM197 91H198V90H197ZM197 91H195V92L193 91V92L196 93ZM214 91H215V90H214ZM221 91H223V90H221ZM221 91H220V92H221ZM224 91H225V90H224ZM238 91H237V92H238ZM249 91H250V89H249ZM249 91H248V92L246 91V92L249 93ZM261 91H263V90L261 89ZM21 92H22V91H21ZM109 92H110V91H109ZM155 92H156V91H155ZM183 92H184V93H187L186 91H184V89H183ZM202 92L204 93V91H202ZM202 92H201V93H202ZM205 92H206V91H205ZM207 92L209 93V91H207ZM220 92H219V93H220ZM226 92H229V91H226ZM231 92H232V91H231ZM256 92L258 93V90H257ZM8 93H9V92H8ZM12 93H13V92H11V94H12ZM25 93H27V90H26ZM49 93H50V92H49ZM77 93H76V94H77ZM97 93H99V92H97ZM116 93H117V92H116ZM171 93H172V92H171ZM184 93H183V95H185ZM197 93H199V92H197ZM219 93H216V94H219ZM229 93H230V92H229ZM233 93H235V90L233 91ZM238 93H239V92H238ZM250 93H251V91H250ZM250 93H249V94H250ZM11 94H10V95H11ZM13 94H14V93H13ZM13 94H12V95H13ZM17 94H19V93H17ZM17 94H16V95H17ZM28 94H30V92H29ZM31 94H32V93H31ZM37 94H38V93H37ZM47 94H48V93H47ZM91 94H94V93H91ZM131 94H134V93H131ZM161 94H162V92H161ZM172 94H173V93H172ZM192 94H193V93H192ZM206 94H207V93H205V95H206ZM211 94H213V93H211ZM224 94H225V93H224ZM230 94H231V93H230ZM249 94H247V95H249ZM252 94H253L254 96L256 95L255 93H251L250 95L252 96ZM261 94H262V93H261ZM14 95H15V94H14ZM48 95H49V94H48ZM83 95H84V94H83ZM88 95H89V94H88ZM97 95H98V94H97ZM103 95H104V94H103ZM183 95L181 94L180 96H183ZM197 95H198V94H197ZM201 95H202V94H201ZM205 95H203V96L205 97ZM214 95H215V94H214ZM222 95H223V94H222ZM247 95H246L245 98H243V97H242V98L246 100V98L251 97V96L248 97ZM257 95H258L257 97L259 98V95H260V94H257ZM7 96H8V95H7ZM30 96H31V95H30ZM32 96H33V95H32ZM36 96H38V95H36ZM75 96H76V95H75ZM79 96H80V95H79ZM93 96H94V95H93ZM106 96H107V95H106ZM168 96H169V95H168ZM172 96H173V95H172ZM186 96H187V98H186L185 96H184V97H185L186 99H188V95H186ZM194 96H195V95H194ZM199 96H200V95H199ZM206 96H207V95H206ZM224 96H227V94L224 95ZM224 96H223V97H224ZM231 96H232V95H231ZM234 96H235V95H234ZM237 96H238V95H237ZM240 96H241V95L239 94V97H240ZM242 96H243V95H242ZM244 96H245V95H244ZM260 96H261V95H260ZM4 97H5V96H4ZM4 97H3V98H4ZM33 97H34V96H33ZM45 97H46V96H45ZM45 97H44V98H45ZM47 97H49V96H47ZM82 97H83V99H86L85 97H87V96L84 95V96H82ZM133 97H134V96H133ZM177 97H178V96H177ZM177 97H175V98H177ZM190 97H192V96H190ZM195 97H196V96H195ZM201 97H202V96H201ZM201 97H200V98H201ZM204 97H203V98H204ZM207 97H208V96H207ZM207 97H206V100L208 99ZM209 97H210V96H209ZM211 97H212V96H211ZM215 97L217 98V95H216ZM220 97H222V96H220ZM17 98L19 99V97H17ZM21 98H22V97H21ZM31 98H32V97H31ZM40 98H41V97H40ZM87 98H91V97H87ZM129 98H130V97H129ZM213 98H214V97H213ZM216 98H215V100H217ZM218 98H219V95H218ZM230 98H231V97H230ZM235 98H236V97H235ZM251 98H252V97H251ZM255 98H256V97H255ZM255 98H254V99H255ZM263 98H264V97H263ZM9 99H11V98H9ZM12 99H13V96H12ZM74 99H75V97L73 98V100H74ZM76 99H77V98H76ZM83 99H82V101H83ZM93 99H94V98H93ZM93 99H92V100H93ZM98 99H99V97H98ZM151 99H152V100H155V99H157V97H156L155 99L150 98L149 100H151ZM173 99H174V98H173ZM183 99H184V98H183ZM186 99H185V100H186ZM204 99H205V98H204ZM209 99H210V98H209ZM219 99H220V98H219ZM219 99L217 100L218 102H219ZM221 99L223 100V98H221ZM225 99H226V97H224L223 102L226 101ZM243 99H242V100H243ZM249 99H250V98H249ZM19 100H21V99H19ZM38 100H39V99H38ZM40 100H41V99H40ZM44 100H45V99H44ZM87 100H88V99H87ZM92 100H91V101H92ZM96 100H97V99H96ZM100 100H101V99H100ZM152 100H151V102H152ZM157 100H158V99H157ZM192 100H193V99H192ZM192 100H191V102H189V103H192ZM199 100H200V99H199ZM199 100H198V101H199ZM206 100L204 101L205 104H206ZM31 101H33V100H31ZM75 101H76V100H75ZM78 101H79V102H82V101H80V100H78ZM78 101H77V102H78ZM94 101H95V100H94ZM94 101H93V102H94ZM167 101H168V100H167ZM180 101H181V100H180ZM187 101H188V100H187ZM193 101H194V100H193ZM196 101H197V100H195L194 102L197 104ZM243 101H244V100H243ZM255 101H256V100H255ZM260 101H261V100H260ZM8 102H9V101H8ZM13 102H14V101H13ZM73 102H74V101H73ZM87 102H88V101H87ZM93 102H92V104L95 106L96 103L94 104ZM134 102H135V101H134ZM134 102H130V104L133 103V106H134ZM155 102H157V101H155ZM159 102H160V101H159ZM168 102H169V101H168ZM168 102H164V103H168ZM184 102H185V101H184ZM200 102H201V105H202V104H203V103H202L203 101H200ZM200 102H199V103H200ZM210 102H211V101L209 100V105H210ZM218 102H217V103H218ZM235 102H236V101H235ZM235 102H234V103H235ZM10 103L12 104V101H11ZM32 103H34V102H32ZM36 103H37V102H36ZM41 103H43L42 100H41ZM75 103H76V102H75ZM75 103H73V104H75ZM153 103H154V101H153ZM160 103H161V102H160ZM160 103L157 102L158 105H159ZM170 103H171V102H170ZM185 103H186V102H185ZM195 103H193V104H195ZM199 103H198L196 106H198ZM227 103H229V102H227ZM230 103H231V102H230ZM232 103H233V102H232ZM236 103H237V105H238V102H236ZM11 104H10V105H11ZM14 104H15V103H14ZM17 104H18V103H17ZM19 104H20V103H19ZM22 104H23V103H22ZM38 104H40V102H39ZM73 104H72L71 106H73ZM85 104L87 105L86 101H85ZM88 104H89V107H90V103H89V102H88ZM92 104H91V105H92ZM97 104H98V105H97ZM97 104H96V105H97L98 108H99V101H98ZM157 104H155V105H157ZM182 104H184V103L181 102L180 105H182ZM186 104H188V102H187ZM186 104H184V105L186 106ZM205 104H204V106H205ZM211 104H213V103L211 102ZM214 104H215V103H214ZM214 104H213V105H214ZM219 104H220V103L216 104V106L219 105ZM239 104H240V103H239ZM7 105H8V104H7ZM23 105L25 106V104H23ZM23 105H22V106H23ZM34 105H35V104H34ZM81 105H84V104L81 103ZM135 105H137V104H135ZM158 105H157V108H158ZM169 105H170V104H167L168 107H169ZM188 105H189V104H188ZM201 105H200V106H201ZM213 105H212V106H213ZM222 105H223V104H222V102H221V106H222ZM237 105H236V108H237ZM242 105H243V104H242ZM251 105H252V104H251ZM251 105L249 104L250 107H251ZM22 106H21V107H22ZM32 106H33V105H32ZM84 106H85V105H84ZM94 106H93V107H94ZM152 106H153V104H152ZM159 106H160V105H159ZM161 106H162V104H161ZM165 106H166V105H165ZM167 106H166V107H167ZM177 106H178V104H177ZM185 106H182V109H183V107L185 108ZM192 106H194V105H192ZM207 106H208V104H207ZM210 106H211V105H210ZM214 106H215V105H214ZM225 106H226V105H225ZM233 106H234V105H233ZM246 106H247V105H246ZM254 106H255V105H254ZM257 106H258V105H257ZM263 106H264V105H263ZM10 107H11V106H10ZM13 107H14V106H13ZM15 107H16V106H15ZM15 107H14V108H15ZM17 107H18V106H17ZM19 107H20V106H19ZM19 107H18V111H20V110H19ZM25 107H27V104H26ZM25 107H24V110H28V109H25ZM46 107H47V106H46ZM77 107H79V106H77ZM153 107H155V106H153ZM166 107L163 106V107L161 108V110H162L163 108H164L165 110H167L168 108H166ZM186 107H187V106H186ZM190 107H191V106H190ZM194 107H195V106H194ZM218 107H220V105H219ZM218 107H216V108H218ZM227 107H229V105H228ZM227 107H225V108H227ZM238 107H240V106H238ZM27 108H29V107H27ZM31 108H32V107H31ZM67 108H68V107H67ZM71 108H72V107H70V109H71ZM80 108L82 109L81 106L79 107V109H80ZM83 108H84V107H83ZM86 108H87V107H85L84 109H86ZM91 108H92V107H91ZM171 108H172V107H170L169 109H171ZM176 108H177V107H176ZM205 108H206V107H205ZM208 108H209L208 110H210V107H208ZM212 108H213V107H212ZM231 108H232V107H231ZM244 108H245V106H244ZM244 108H243V110H245ZM246 108L248 109L249 107H246ZM262 108H263V107H262ZM29 109H30V108H29ZM33 109H35V108H33ZM37 109H38V108H37ZM42 109H43V108H42ZM44 109H45V107H44ZM60 109H61V108H60ZM60 109H59V110H60ZM62 109H63V108H62ZM62 109H61V110H62ZM68 109H69V108H68ZM75 109H78V108H75ZM84 109H83V111H82V110H81V111L84 112V111H85ZM124 109H126V107H124ZM158 109H160V108H158ZM164 109H163V110H164ZM172 109H175V108L173 107ZM178 109H181V108H178ZM178 109H177V111H178ZM182 109H181V110H182ZM188 109H189V108H188ZM191 109H192V111H191ZM191 109H190V111H191L190 113H192V112L195 111V110L197 111L196 113H198V110L196 109V107H195V108L191 107ZM193 109H194V110H193ZM198 109H199V106H198ZM202 109H204V108H202ZM221 109H224V106H223V108H221ZM234 109H235V107H234ZM247 109H246V110H247ZM249 109H250V108H249ZM252 109L254 110V107H253ZM260 109H261V107H260ZM260 109H259V110H260ZM263 109H264V108H263ZM22 110H23V107L21 108V111H20V112H22ZM24 110H23V111H24ZM45 110H46V109H45ZM87 110H88V108H87ZM89 110H90V109H89ZM93 110H94V109H93ZM93 110H91V111H93ZM95 110H98V109H95ZM161 110H159V111H161ZM163 110H162V111H163ZM208 110H207V111H208ZM216 110H217V109H216ZM228 110H230V109H228ZM228 110H227V111H228ZM232 110H233V109H232ZM241 110H242V109H241ZM241 110H240V111H241ZM243 110H242V111H243ZM246 110H245V112H247ZM34 111H35V110H34ZM34 111H33V112H34ZM37 111H38V110H37ZM39 111H40V109H39ZM159 111H158V112H159ZM173 111H174V110H173ZM175 111H176V110H175ZM185 111L187 112V109H185ZM203 111H204V110H203ZM211 111H212V109H211ZM211 111H210V112H211ZM218 111H219V109H218ZM218 111H217V112H218ZM233 111H234V110H233ZM237 111H239V110H237ZM257 111H258V108H257L256 112H257ZM262 111H263V110H262ZM262 111H261V112H262ZM24 112H25V111H24ZM43 112H44V110H43ZM45 112H46V111H45ZM88 112H89V111H88ZM94 112H96L95 114H97V111H94ZM179 112H180V110H179ZM179 112H178V113H179ZM188 112H189V111H188ZM200 112H201V111H200ZM210 112H209V113H210ZM212 112H213V111H212ZM212 112H211V113H212ZM217 112H216V113H217ZM221 112H222V111H221ZM225 112H226V111H225ZM256 112L254 111V113H256ZM261 112H260V113H261ZM39 113H41V112H39ZM60 113H61V112H60ZM67 113H68V112H67ZM74 113H75V114H78V112L76 113L75 111H74ZM90 113H91V112H89V114H90ZM92 113H93V112H92ZM182 113H184V111H183ZM202 113H204V112H202ZM218 113L220 114V111H219ZM226 113H227V112H226ZM228 113L232 114V113H234V112L231 113V112L229 111ZM249 113H250V112H249ZM257 113H258V112H257ZM29 114H31V113H29ZM70 114H71V113H70ZM70 114H69V115H70ZM83 114H85V113H83ZM89 114H87V115H89ZM179 114H181V113H179ZM219 114H218V116H219ZM223 114H224V110H223L222 115H223ZM236 114L238 115L239 112L236 113ZM236 114H235V115H236ZM242 114H244V112H243ZM250 114L252 115V113H250ZM63 115H64V114H63ZM63 115H62V116H63ZM79 115H81V117H82V113L79 114ZM79 115H78L77 117H79ZM87 115H86V117H87ZM100 115H101V114H100ZM146 115H147V114H146ZM175 115H177V114H175ZM200 115H202V114L200 113ZM212 115H213V114H212ZM215 115H216V114H215ZM224 115H226V114H224ZM232 115H233V114H232ZM232 115H230V116H232ZM235 115H234V116H235ZM245 115L247 116V114H245ZM253 115H254V114H253ZM253 115H252V116H253ZM260 115H261V114H260ZM262 115H263V114H262ZM34 116H35V114H34ZM37 116H38V115H37ZM66 116H68V114H67ZM73 116H75V115L73 114L72 117H73ZM84 116H85V115H84ZM84 116H83V118H84ZM90 116H92V115L90 114ZM94 116H95V115H94ZM167 116H168V115H167ZM182 116L185 117V115H182ZM182 116H181V117H182ZM195 116H197V118H198L199 115H196V114H195ZM204 116H205V113H204ZM204 116L202 115L203 118L206 117V116H205V117H204ZM226 116H227V115H226ZM246 116H245V117H246ZM249 116H250V115H248V117H249ZM252 116H251V117H252ZM256 116L259 117V115H257V114H256ZM39 117H40V116H39ZM39 117H38V118H39ZM68 117H69V116H68ZM72 117H70V118H72ZM81 117H79V118H81ZM92 117H93V116H92ZM237 117H239V115H238ZM237 117H236V118H237ZM240 117H241V116H240ZM248 117H247V118H248ZM251 117H250V118H251ZM254 117H255V115H254ZM263 117H264V115H263ZM263 117H262V118H263ZM28 118H29V117H28ZM34 118H35V117H34ZM41 118H42V115H41ZM83 118H82V119H83ZM88 118H91V117H88ZM173 118H175V117H173ZM182 118H183V117H182ZM195 118H196V117H195ZM203 118H202V120H204ZM208 118H209V117H208ZM226 118H227V117H226ZM226 118H224L225 121H226ZM243 118H244V117H243ZM243 118H241V119H243ZM260 118H261V117H260ZM31 119H32V118H31ZM36 119H37V118H36ZM75 119H76V121L79 120V119H77V118H75ZM140 119H141V118H140ZM140 119H139V121H140ZM165 119H167V118H165ZM175 119L177 120V118H175ZM178 119H180V118L178 117ZM185 119H186V118H185ZM185 119H184V120H185ZM206 119H207V118H206ZM215 119H216V118H215ZM68 120H71V119H68ZM72 120H73V119H72ZM72 120H71V121H72ZM89 120H90V119H89ZM141 120L144 121L145 123H147V122H149V121H150V123H151V120H148V118L145 119V120H143V119H141ZM146 120H147V121H146ZM167 120H168V119H167ZM167 120H166V122H167ZM184 120H183V121H184ZM189 120H191V119L189 118ZM213 120H214V119H213ZM217 120H218V119H217ZM228 120H229V118H228ZM237 120H239V119H237ZM249 120H250V119H249ZM251 120H252V119H251ZM254 120H255V119H254ZM259 120H260V119H259ZM263 120H264V118H263ZM73 121H74V120H73ZM83 121H84V120H83ZM136 121H137V120H136ZM157 121H158V120H157ZM185 121H188V119L185 120ZM191 121H192V120H191ZM191 121H190V122H191ZM204 121H205V120H204ZM219 121H220V120H219ZM219 121H218V122H219ZM225 121H222V122H225ZM230 121H231V120H230ZM252 121H253V120H252ZM256 121H257V120H256ZM3 122H4V121H3ZM65 122H67V120H66ZM65 122H64V123H65ZM69 122H70V121H69ZM144 122H142V123H144ZM155 122H156V121L154 120V127L160 125V124H155ZM192 122H194V121H192ZM192 122H191V123H192ZM233 122H234V121H233ZM236 122H237V121H236ZM236 122H234V123H236ZM254 122H255V121H254ZM70 123H71V122H70ZM72 123H73V122H72ZM79 123H80V126H81V124H82L81 121H80ZM84 123H85V122H84ZM84 123H83V125H84ZM133 123H134V122H133ZM145 123H144V124H145ZM160 123L164 124V123L161 122V121H160ZM167 123H168V122H167ZM191 123H186V124L188 125V124H191ZM220 123H221V122H220ZM256 123H257V122H256ZM1 124H2V123H1ZM6 124H7V123H6ZM6 124H5V126H7ZM73 124H74V123H73ZM76 124H78V123H76ZM76 124H75V125H76ZM131 124H132V123H131ZM140 124H141V123H140ZM144 124H143V125H144ZM170 124H171V123H170ZM170 124L168 123V125H170ZM177 124H179V126L182 128V126L180 125L181 123H177ZM186 124H184V123L182 122V125H185V126H183V128H186V127H187ZM202 124H203V123H202ZM222 124H225V123H222ZM226 124H229V122H226ZM230 124L232 125V123H230ZM250 124H253V123L251 122ZM15 125H16V124H15ZM71 125H72V124H71ZM173 125H174V123H173L172 125H170V126H173ZM208 125H209V124H208ZM231 125H230V126H231ZM235 125H236V124H235ZM237 125H238V124H237ZM240 125H241V124H239V126H240ZM243 125H245V124L243 123ZM263 125H264V124H263ZM2 126H3V125H2ZM2 126L0 125V127H2ZM5 126H4V128H7V127H8V126H7V127H5ZM72 126H73V125H72ZM127 126H128V125H127ZM141 126H142V124H141ZM196 126H197V125H196ZM200 126H201V124H200ZM205 126H206V125H205ZM215 126H216V125H215ZM220 126H221V125H220ZM224 126H225V125H224ZM246 126H247V127H250V126H248L247 123H246ZM257 126H258V125H257ZM257 126H256V127H257ZM51 127H52V125H51ZM53 127H54V126H53ZM83 127H84V126H83ZM142 127H144V126H142ZM146 127H147V126H146ZM146 127H145V129H146ZM158 127H159V126H158ZM158 127H156V128H158ZM177 127H178V126H177ZM177 127H176V128H177ZM188 127H189V126H188ZM191 127H192V126H191ZM201 127H204V126L202 125ZM201 127H200V128H201ZM216 127H218V126H216ZM226 127H227V126H226ZM232 127H233L234 129L238 130L239 133H241L242 130L240 131L239 129L235 128L234 126H232ZM241 127H243V126H241ZM15 128H16V127H15ZM86 128H87V127H86ZM86 128H85V129H86ZM156 128H155V129H156ZM162 128H164V126H163ZM162 128L160 129V127H159V129H158L157 131H159V130L162 131ZM183 128H182V129H183ZM195 128H196V127H195ZM195 128H194V129H195ZM209 128H210V127H208V129H209ZM244 128H245V127H244ZM262 128H263V126H262ZM0 129H1V128H0ZM2 129H3V128H2ZM2 129H1V130H2ZM55 129H56V128H55ZM87 129H88V128H87ZM89 129H90V128H89ZM93 129H94V128H93ZM93 129L91 128V130H93ZM131 129H132V128H131ZM147 129H148V128H147ZM174 129H175V126H174ZM179 129H180V128H178V130H179ZM182 129H181V131H182V133H183V130H182ZM186 129H188V128H186ZM198 129H199V128H198ZM213 129H214V128H213ZM213 129H211V131H212ZM215 129H216V128H215ZM225 129H226V128H225ZM245 129H246V128H245ZM250 129H251V128H250ZM5 130H6V132H7V129H5ZM15 130H16V129H15ZM20 130H21V129H20ZM51 130H54V129H51ZM51 130H50V132H51ZM95 130H96V128H95ZM149 130H150V129H149ZM170 130H172V129L170 128ZM204 130H207V129L204 128ZM254 130L257 131L258 128H257V129L255 128ZM12 131H13V130H12ZM17 131H18V130H17ZM24 131H25V130H24ZM24 131H23V129H22V131H18V132L15 131L17 134L15 135V137H12V138H9L10 136L8 137L7 135L4 136L3 140H4L6 143H5L3 140L0 141V164H1V167L3 168V170H4V169H6V171H7V169L14 170V169L17 167L18 163L20 164V162L22 163V161H24V160L28 161L29 159L33 158L32 161H37V160L39 159V156H38V154H37V151H38V148H39V147H40V148L43 147V142H42V141L40 140V138L38 137L39 135H36L35 132H31V131H28V130L25 131V132H24ZM56 131L59 132L57 129H56ZM56 131H55V132L53 131V133L49 134L50 137L48 136V137H49L48 139L46 138V135H48V134H45V138L47 139L46 143L49 144V146L47 145L48 147H50V146H52V147L55 146V145H53V144H54V141H55L54 138H55L56 136H58V134H59V133H56ZM83 131H84V129H83ZM88 131H89V130H88ZM168 131H169V129H168ZM181 131H180L179 134H177V133L175 132V135L177 134L178 137H180V138L182 137V139H183V138H185V137L187 136V133H186L187 131H186V132L184 131V132H185V135H186L185 137L182 136ZM198 131H199V130H198ZM198 131H197V132H198ZM226 131H227V129H226ZM226 131L224 130L225 134H226ZM238 131H236V133H238ZM244 131H246V130H244ZM248 131H249V130H248ZM248 131H246V133H248ZM250 131H251V130H250ZM250 131H249V132H250ZM258 131H259V130H258ZM4 132H5V131H4ZM4 132H2V133L5 135L6 133H4ZM63 132H64V131H63ZM126 132H127V131H126ZM126 132H123V133H126ZM128 132H129V131H128ZM135 132H136V131H135ZM146 132H147V131H146ZM149 132H150V131H149ZM163 132H164V130H163ZM172 132H174V131H172ZM197 132H196V133H197ZM200 132H201V131H200ZM204 132L206 133L207 131H204ZM209 132H210V130H209ZM221 132H222V131H221ZM224 132H223V133H224ZM253 132H254V131H253ZM259 132H260V133L262 132L260 135H262V134L264 135V132H263V131H259ZM44 133H45V132H44ZM48 133H49V132H48ZM64 133H65V132H64ZM67 133L69 134L70 132H67ZM74 133H75V132H74ZM80 133H81V132H80ZM119 133H120V132H119ZM139 133H140V132H139ZM139 133H137V134L139 135V139H140V136H142L144 133L141 132V133H142V134L140 133L141 135H140ZM161 133H162V132H161ZM189 133H190V132H189ZM194 133H195V132H194ZM205 133H203V135H204ZM207 133H208V132H207ZM211 133H212V132H211ZM214 133H215V131H214ZM218 133H219V132H218ZM218 133H217V134H218ZM242 133H243V131H242ZM242 133H241V134H242ZM246 133H245V134H246ZM256 133H258V132H256ZM0 134H1V133H0ZM8 134H9V132H8ZM10 134H11V132H10ZM78 134H79V133H78ZM87 134H88V133H87ZM96 134H99V133L97 132ZM126 134H127V133H126ZM126 134H125V135H122V136L125 137ZM135 134H136V133H135ZM137 134H136V136H137ZM148 134H150V133H148ZM169 134H170V133H169ZM180 134H181V135H180ZM192 134H193V133H192ZM209 134H210V133H208V135H209ZM219 134H221V133H219ZM233 134H234V133H233ZM248 134H250V133H248ZM248 134H247V135H248ZM251 134H252V133H251ZM12 135H14V134H12ZM59 135H60V134H59ZM64 135H66V134H63V136H64ZM73 135H74V134H73ZM79 135H82V134H79ZM79 135H78V136H79ZM89 135H90V134H89ZM130 135H131V133H130ZM133 135H134V134H133ZM133 135H132V136H133ZM144 135H146V133H145ZM173 135H174V134H173ZM188 135H189V134H188ZM197 135H198V133H197ZM208 135L205 134V136H208ZM222 135H223V134H222ZM226 135H228V134H226ZM229 135H230V132H229ZM231 135H232V134H231ZM238 135H239V134H238ZM247 135H245V138H247V137H246ZM258 135H259V134H258ZM263 135L260 137V140H261V141H262V137H264ZM71 136H72V135H71ZM78 136H77V137H78ZM82 136L84 137V135H82ZM85 136H86V135H85ZM128 136H129V133H128ZM136 136L134 135L135 140H136V138H137ZM159 136H160V135H159ZM198 136H199V135H198ZM210 136H211V134H210ZM218 136H219V135H218ZM220 136H221V135H220ZM241 136H242V135H241ZM241 136H240V138H241ZM253 136H254V138H255L256 134H254ZM68 137H70V136H68ZM73 137H74V136H73ZM97 137H98V136H97ZM129 137H130V136H129ZM193 137H194V136H193ZM200 137H202V133H201ZM200 137H198V138L200 139ZM203 137H204V136H203ZM212 137H213V135H212ZM214 137H215V136H214ZM224 137H225V136H224ZM226 137H227V136H226ZM230 137H231V136H230ZM238 137H239V136H238ZM243 137H244V136H243ZM251 137H252V136H251ZM251 137H250V138H251ZM256 137H257V136H256ZM0 138H1V137H0ZM15 138H16V139H15ZM61 138H62V137H61ZM61 138H60V139H61ZM63 138L65 139L66 137L64 136ZM125 138H128V137H125ZM132 138H133V137H132ZM168 138H169V137H168ZM188 138H189V137H188ZM190 138H191V135H190ZM206 138H207V137H206ZM235 138H236V137H235ZM235 138H234V139H235ZM252 138H253V137H252ZM252 138H251V139H252ZM13 139H15V140H13ZM80 139H81V138H79V140H80ZM86 139H87V138H86ZM112 139H113V138H112ZM128 139H129V138H128ZM182 139L180 140L181 142H182ZM201 139L203 140L204 138H201ZM201 139H200V140H201ZM216 139H217V138H216ZM218 139H219V137H218ZM232 139H233V138H232ZM232 139H231V140H232ZM251 139H250V141H249V140H247V141H248V142H251ZM255 139H256V138H255ZM257 139H259V138L257 137ZM58 140H59V139H58ZM81 140H83V139H81ZM87 140H88V139H87ZM94 140H95V139H94ZM114 140H115V139H114ZM117 140H118V139H117ZM122 140H123V139H122ZM124 140H125V139H124ZM124 140H123V141H124ZM126 140H127V139H126ZM130 140H131V139H130ZM168 140H169V139H168ZM184 140H185V139H184ZM186 140H187V141H192V139H191V140L186 139ZM195 140H196V138H195ZM204 140H205V139H204ZM204 140H203V142H204ZM227 140H228V139H227ZM227 140H225V141H227ZM231 140H228V142H232ZM253 140H254V139H253ZM253 140H252V141H253ZM260 140H257V142H258V141L260 142ZM60 141H61V140H60ZM67 141H69L68 138H67ZM73 141H74V140H73ZM105 141H106V140H105ZM128 141H129V140H128ZM133 141H134V140H133ZM173 141H174V140H173ZM196 141H198V143L200 142L199 140H196ZM196 141H195V142H196ZM221 141H223V140L221 139ZM237 141H239V140H237ZM237 141H235V142H237ZM240 141L242 142L241 139H240ZM245 141H246V140H245ZM254 141H256V140H254ZM1 142H4V143H1ZM77 142H78V141H77ZM95 142H96V140H95ZM106 142H107V141H106ZM125 142H127V141H125ZM134 142H136V141H134ZM137 142H138V141H137ZM137 142H136L135 145L138 146ZM139 142H140V140H139ZM192 142H193V141H192ZM195 142H193V143H195ZM201 142H202V141H201ZM235 142H234V143H235ZM259 142H258V144H257V143H254V144H257V145H259L260 143L264 144V140H263V142H260V143H259ZM44 143H45V141H44ZM56 143H57V141H56ZM70 143H73V142H70ZM70 143H68V144H70ZM75 143H76V142H75ZM81 143H82V142H81ZM96 143L98 144L99 142H96ZM107 143H108V142H107ZM121 143H123V142L121 141ZM141 143H142V141H141ZM186 143L188 144V142H186ZM186 143H185V145H186ZM219 143H220V142H219ZM232 143H233V142H232ZM239 143H240V142H239ZM244 143H245V142H244ZM58 144H59V142H58ZM60 144H61V143H60ZM62 144H65V143L63 142ZM103 144H104V143H103ZM103 144H102V145H103ZM123 144H124V143H123ZM131 144H132V143H130V145H131ZM159 144H161V143L159 142ZM172 144H173V143H172ZM180 144H181V143H180ZM189 144H190V143H189ZM209 144H210V143H209ZM241 144H242V143H240V145H241ZM251 144H252V143H251ZM45 145H46V144H45ZM65 145H66V146H70V145H67V142H66ZM87 145H88V144H87ZM90 145H95V144H89L88 149L90 148ZM100 145H101V144H100ZM127 145H128V142H127ZM130 145H129L128 147H130V149H131L132 146H130ZM141 145H142V144H141ZM141 145H140V146H141ZM161 145H162V144H161ZM173 145H174V144H173ZM178 145H179V144H177V146H178ZM182 145H183V142H182ZM191 145H193V144H191ZM191 145H190V146H191ZM196 145H197V144H196ZM203 145H204V144H203ZM210 145H211V144H210ZM212 145H213L214 148H215L214 143H213ZM218 145H219V144H218ZM222 145H223V143H222ZM222 145H221V146H222ZM226 145H227V144H226ZM228 145H229V144H228ZM231 145H232V144H231ZM231 145H229V146H231ZM257 145H256V146H257ZM56 146H57V145H56ZM56 146H55V147H56ZM63 146H64V145H63ZM75 146H76V145H75ZM84 146H85V145H84ZM95 146H96V145H95ZM155 146H156V145L152 146V148H154ZM171 146H172V145H171ZM183 146H184V145H183ZM193 146H195V144H194ZM197 146H198V145H197ZM201 146H202V143H201ZM232 146H233V145H232ZM237 146H238V145H237ZM251 146H252V145H251ZM261 146H262V145H261ZM44 147H45V146H44ZM48 147H47V151H48ZM52 147H50V148H52ZM61 147H62V146H61ZM61 147H60V148H61ZM97 147L100 148V146H97ZM108 147H109V146H108ZM125 147H126V146H125ZM157 147H158V141H157ZM162 147H163V146H162ZM168 147H169V146H168ZM178 147H179V146H178ZM187 147H188V145H187ZM199 147H200V146H199ZM207 147H208V146H207ZM216 147H217V146H216ZM226 147H228V146H226ZM234 147H236V146H234ZM238 147L240 148V146H238ZM243 147H245V146H243ZM243 147H242V148H243ZM257 147H259L258 149H260V146H257ZM12 148H14L16 151H15L14 149H12ZM40 148H39V150H40ZM85 148H86V146H85ZM91 148H92V147H91ZM94 148H95V147H94ZM99 148H98V149L95 148V149L99 151V150H100ZM101 148H102V146H101ZM105 148H106V145H105ZM138 148H139V147H138ZM138 148H137V149H138ZM188 148H189V147H188ZM188 148H187V149H188ZM210 148H211V147H210ZM223 148H224V147H223ZM223 148H222L223 152H224L225 150H228V149H225V150H224ZM232 148H233V147H232ZM239 148H238V149H239ZM55 149H56V148H55ZM57 149L60 150L59 148H57ZM62 149H63V147H62ZM65 149H67V147H65ZM65 149H64V150H65ZM69 149H70V148L68 147V150H69ZM103 149H104V148H103ZM103 149H102V150H103ZM106 149H107V148H106ZM106 149H105V150H106ZM133 149H134V148H133ZM133 149H132V150H133ZM139 149H140V151H141L142 148H139ZM154 149H155V148H154ZM156 149H157V148H156ZM156 149L154 150L155 152H156ZM159 149H160V148H159ZM159 149H157V150H158V151L162 150V148H161L160 150H159ZM170 149H171V148H170ZM172 149H173V148H172ZM180 149H182V147H180ZM189 149H190V148H189ZM197 149H198V148H197ZM215 149H216V148H215ZM215 149H214V151L218 152L217 149H221V147L217 148L216 150H215ZM229 149L231 150V148H229ZM240 149H241V148H240ZM246 149L248 150V148H246ZM262 149H263V147L261 148V150H262ZM12 150L15 151V154L17 155V158L14 157V156H9V154H11L12 152L14 153V151H12ZM42 150H43V149H42ZM42 150H41V151H42ZM49 150H50V149H49ZM52 150H53V149H52ZM73 150H74V148H73ZM75 150H76V149H75ZM84 150H86V149H84ZM93 150H94V149H93ZM96 150H95V151H96ZM107 150H108V149H107ZM142 150L144 151L145 149H142ZM150 150H151V149H150ZM152 150H153V149H152ZM166 150H169V148H167ZM190 150H191V149H190ZM193 150H196V149H193ZM230 150H229V151H230ZM243 150H244V149H242V151H243ZM47 151L45 152L46 156H47V154H48ZM61 151H62V150H61ZM61 151H60V152H61ZM66 151H67V150H66ZM66 151H65V152H66ZM89 151H90V149H89ZM89 151H88V152H89ZM95 151H94V153H95ZM103 151H104V150H103ZM103 151H101V152H103ZM109 151H110V150H108L107 152H109ZM143 151H142V152H143ZM163 151H164V149L162 150V152H163ZM171 151H172V150H171ZM174 151H175V150H174ZM185 151H186V149H185ZM185 151H184V155L187 153V151H186V153H185ZM191 151H192V150H191ZM198 151H200V150H198ZM198 151L196 150V153H198ZM203 151H205V150H203ZM232 151H233V150H232ZM235 151H237L236 153H237V155H238V157H239L238 150L235 149ZM257 151H258V150H257ZM49 152H51V151H49ZM86 152H87V151H86ZM88 152H87V153H88ZM155 152H152V153H155ZM167 152H169V151H167ZM176 152H177V151H176ZM216 152H215V154H217ZM223 152H222V153H223ZM227 152H228V151H227ZM227 152H226V153H227ZM245 152H246V151L242 152L243 155L245 154ZM255 152H256V150H255ZM255 152H254V153H255ZM259 152H260V151H259ZM57 153H58V152H57ZM87 153H86V154H87ZM140 153H141V152H140ZM206 153H207V151H206ZM220 153H221V151L218 152V154H220ZM226 153H225V154H226ZM232 153H234V151H233ZM239 153H241V151H240ZM246 153H247V152H246ZM248 153H249V152H248ZM250 153H252V149H251V152H250ZM250 153H249L248 155H251V156L254 155V154H250ZM262 153H263V152H262ZM262 153H261V155H264V154H262ZM30 154L32 155L31 158H30V156H31ZM42 154H44V153L42 152ZM51 154H52V153H51ZM61 154H62V152H61ZM63 154H64V153H63ZM98 154H99V153H98ZM132 154H133V152H132ZM148 154H149V153H148ZM148 154H147V152H146V155H147V156H148ZM157 154H158V152H157ZM157 154H156V155H157ZM189 154H190V153H189ZM189 154L187 153L186 155H189ZM207 154H208V153H207ZM211 154H214V153H211ZM211 154H210V155H211ZM225 154H224V156H226ZM256 154H258V152H257ZM29 155H30V156H29ZM59 155H60V154H59ZM90 155H91V154H90ZM93 155H94V154H93ZM95 155H96V153H95ZM95 155H94V156H95ZM100 155H101V154H100ZM103 155H104V154H103ZM105 155H106V154H105ZM105 155H104V156H105ZM107 155H108V154H107ZM133 155H134V154H133ZM137 155H138V154H137ZM149 155H150V154H149ZM153 155H154V154H153ZM161 155H162V156H165V155H163V154H161ZM161 155H160V157L162 158ZM172 155H173V154H172ZM172 155H171V156H172ZM177 155H178V154H177ZM186 155H185V157H186ZM192 155H193V154H192ZM203 155H204V154H203ZM205 155H206V154H205ZM227 155H229V154L227 153ZM232 155H233V154H232ZM234 155H235V153H234ZM234 155H233V158H234ZM28 156H29V157H28ZM43 156H45V155H43ZM48 156H49V155H48ZM104 156H103V158H104ZM144 156H145V153H144ZM150 156H152V155H150ZM157 156H158V155H157ZM197 156H198V155H197ZM197 156H195V157H197ZM208 156H209V154H208ZM214 156L216 157L217 155H214ZM240 156H242V155H240ZM25 157H26V158H25ZM53 157H54V156H53ZM56 157H57V156H55V158H56ZM63 157H64V156H63ZM97 157L100 158V156H98V155H97ZM97 157H96V158H97ZM105 157H106V156H105ZM107 157H108V156H107ZM145 157H146V156H145ZM176 157H177V156H176ZM182 157H184V156H182ZM185 157L183 158L184 161H185ZM190 157H191V159H193L192 156H190ZM190 157H187V158H190ZM218 157H219V156H218ZM218 157H217V158H218ZM228 157H229V156H228ZM238 157H237V159H238ZM246 157H247V156H246ZM248 157L250 158V156H248ZM252 157H257V156L255 155V156H252ZM51 158H52V157H51ZM99 158H98V159H99ZM110 158H111V157H110ZM133 158H135V155H134ZM137 158H138V157H137ZM140 158H141V157H140ZM153 158L155 159V157H153ZM221 158H222V157H221ZM226 158H227V157H226ZM226 158H224V159H226ZM230 158H231V156L229 157V159H230ZM235 158H236V157H235ZM41 159H42V158H41ZM49 159H50V158H48V161H49ZM56 159L59 160L58 157H57ZM60 159H61V158H60ZM94 159H95V158H94ZM101 159H102V158H101ZM108 159H109V157H108ZM141 159H142V158H141ZM148 159H149V156H148ZM156 159H157V158H156ZM158 159H160V158L158 157ZM175 159H176V158H175ZM175 159H174V160H175ZM181 159H182V158H181ZM227 159H228V158H227ZM229 159H228V160H229ZM237 159H236L235 161H238ZM240 159H242V157H241ZM246 159H247V158H246ZM246 159H242V160H246ZM255 159H256V158H255ZM257 159H260V160L262 159V158L260 157V154H259V157H257ZM46 160H47V159H46ZM51 160H52V159H51ZM99 160H100V159H99ZM105 160H106V159H105ZM139 160H140V159H139ZM151 160H152V158H150V161H151ZM162 160H163V159H162ZM172 160H173V159H172ZM179 160H180V159H179ZM186 160H187V159H186ZM204 160H206V159H204ZM215 160H217V159H215ZM221 160H222V159H221ZM228 160H227V164H228V162L230 161V160H229V161H228ZM249 160H252V161H253V159H249ZM262 160H264V159H262ZM262 160H261V161H262ZM32 161H31V162H32ZM41 161H42V160H41ZM94 161H95V160H94ZM100 161H101V160H100ZM133 161H134V160H133ZM137 161H138V160H137ZM150 161H148V162H150ZM160 161H161V160H160ZM166 161H167V159H165L164 162H166ZM168 161H169V160H168ZM168 161H167V162H168ZM170 161H171V160H170ZM170 161H169V162H170ZM184 161H183V162H184ZM187 161H189V159H188ZM199 161H200V159H199ZM199 161H198V162H199ZM218 161H219V160H218ZM225 161H226V160H224V164H226ZM239 161H240V160H239ZM247 161H248V160H247ZM254 161H256V160H254ZM254 161H253V162H254ZM55 162H56V160H55ZM55 162H53V163H55ZM97 162H98V161H97ZM107 162H108V161H107ZM109 162H110V161H109ZM141 162H142V163L144 162L143 159H142ZM145 162H147V161L145 160ZM155 162H156V161H155ZM158 162H159V161H158ZM174 162H175V161H174ZM183 162L181 163L182 166H183ZM198 162H196V163L198 164ZM200 162H201V161H200ZM202 162H204V161H202ZM220 162H221V161H219L218 163H220ZM231 162H232V160L229 162V164H230ZM244 162H246V161H244ZM253 162H252V164H253ZM33 163H34V162H33ZM33 163H31V164H33ZM53 163H52V161H51V164H52L51 167H53ZM98 163H99V162H98ZM133 163H134V162H133ZM133 163H132V164H133ZM151 163H152V162H150V164H151ZM170 163H172V162H170ZM170 163H168V164H165V163H164V165H166V167H167V165H169ZM189 163H190V162H189ZM189 163L187 162V163H185V164L188 165ZM196 163H195V164H196ZM216 163H217V161H216V162H213V165L215 164V167H216ZM246 163H247V162H246ZM254 163H255V162H254ZM258 163H259V162H257V164H258ZM24 164H26V163L24 162ZM27 164H28V163H27ZM31 164H30V165H31ZM35 164H36V163H35ZM59 164H61V161H59ZM107 164H108V163H107ZM113 164H114V163H113ZM135 164H136V163H135ZM138 164H139V163H138ZM147 164H148V163H147ZM155 164H156V163H155ZM160 164H161V163H160ZM174 164H176V162H175ZM195 164H194V165H195ZM200 164L203 166V163H200ZM200 164H198V165H200ZM204 164H206V165L208 166L209 161H208V163H207V161H206V163H204ZM229 164H228V165H229ZM238 164H239V163H238ZM249 164L252 165L251 163H249ZM249 164H248V165H249ZM259 164H260V163H259ZM262 164H263V161H262ZM21 165H22V164H21ZM54 165H55V164H54ZM56 165H57V164H56ZM152 165H153V164H151L150 166H152ZM161 165H163V164H161ZM164 165H163V166H164ZM189 165H190V164H189ZM191 165H192V164H191ZM209 165H212V164H209ZM222 165H223V164H222ZM240 165H242V164H240ZM240 165H239V166H240ZM243 165H244V164H243ZM245 165H246V164H245ZM248 165H247V166H248ZM255 165H256V164H255ZM255 165H253V166H254L253 169L256 168ZM28 166H29V165H28ZM60 166H61V165H60ZM96 166H98V165H96ZM96 166H95V167H96ZM101 166H102V165H101ZM133 166H134V165H132V167H133ZM142 166H143V165H142ZM145 166H146V165L144 164L143 167H145ZM156 166H157V165H156ZM159 166H160V165H159ZM159 166H158V168H161V167H159ZM176 166H179V165L176 164ZM176 166H173V167H176ZM184 166H186V165H184ZM202 166H201V168H203ZM204 166H205V165H204ZM207 166H206L205 168H207ZM217 166H218V165H217ZM224 166H225V165H224ZM262 166H263V165H262ZM19 167H20V166L18 165V169H19ZM95 167L93 168V170L98 168V167H97V168H95ZM143 167H142V168H143ZM154 167H155V166H154ZM170 167H171V166H170ZM179 167H180V166H179ZM179 167H178V168H179ZM187 167H188V166H187ZM191 167H192V166H191ZM194 167H195V166H193V168H194ZM196 167H197V166H196ZM196 167H195V168H196ZM198 167H200V166H198ZM215 167H213V168H215ZM218 167H222V166H218ZM227 167H228V166H227ZM227 167H226V168H227ZM229 167H230V165H229ZM242 167H243V166H242ZM245 167H246V166H245ZM245 167H244V168H245ZM249 167H250V166H248L247 169H244V168H243V169L246 171V170H248V169L251 168V169H250V172H251V170H252V172H253L252 167H250V168H249ZM257 167H259V165H257ZM53 168H54V167H53ZM58 168H59V167H58ZM114 168H115V167H114ZM114 168H113V169H114ZM130 168H131V167H130ZM147 168H148V166H147ZM149 168H150V167H149ZM152 168H153V167H152ZM155 168H156V167H155ZM168 168H169V167H168ZM171 168H172V167H171ZM171 168H170V170H171ZM180 168L182 169V167H180ZM189 168H190V167H189ZM216 168H217V167H216ZM223 168H224V167H223ZM230 168H231V167H230ZM238 168H239V167H238ZM260 168H261V167H260ZM39 169H40V168H39ZM156 169H157V168H156ZM161 169H163V168H161ZM181 169H180V170H181ZM183 169H184V167H183ZM207 169H208V168H207ZM97 170H99V168H98ZM114 170H115V169H114ZM135 170H136V169H135ZM143 170L146 171V168L143 169ZM152 170H153V169H152ZM168 170H169V169H168ZM170 170H169V172H170ZM177 170H178V169H176V171H177ZM189 170H193V169H189ZM196 170H197V169H196ZM196 170L194 169V171H196ZM209 170H210V169H209ZM212 170H213V169H212ZM219 170H220V169H219ZM221 170H223V169H221ZM227 170H228V169H227ZM241 170H242V169H241ZM244 170H242V171H243V172H241L242 174L240 173V174H241V175H240L241 177L238 176L239 178L242 179V181H241V180H240V181L243 183L244 181H246L247 178H248V180H251V181H252V179H251V178L249 179V177H251V175L253 176V173H254V172H253V173H250L251 175L248 176L247 178L245 177V178H246V179H245V178H243L244 175H245V174L243 175V173H246ZM255 170H256V169H255ZM258 170H259V168H258ZM258 170H257V174H255V175H258V173L260 174V173L262 172L263 169H262V170L260 169L261 172H258ZM260 170H259V171H260ZM1 171H2V169L0 168V172H1ZM34 171H35V169L33 170V172H34ZM53 171H54V169H53ZM94 171H95V170H94ZM111 171H112V170H111ZM128 171H129V170H128ZM147 171H148V170H147ZM149 171H150V170H149ZM154 171H155V170H154ZM154 171H153V172H154ZM163 171H164V169H163ZM171 171H172V170H171ZM178 171H179V170H178ZM178 171H177V173H176L177 176H178ZM194 171H193V172H194ZM197 171H198V170H197ZM202 171H205V169H203ZM223 171H224V170H223ZM232 171H234V170H232ZM232 171H231V173H232ZM239 171H240V170H239ZM239 171H238L237 173H239ZM248 171H249V170H248ZM4 172H5V171H4ZM10 172H12V171H10ZM23 172H24V171H23ZM30 172L32 173V171H30ZM57 172H58V170H57ZM142 172H143V171H142ZM157 172H158V170H157ZM166 172H167V171H166ZM172 172H174V171H172ZM208 172H209V171H208ZM208 172H207V173H208ZM215 172H216V171H215ZM221 172H222V171H221ZM224 172H225V171H224ZM18 173H19V172H18ZM20 173L22 174V172H20ZM20 173H19V174H20ZM31 173H30V174H31ZM125 173H126V172H125ZM147 173H148V172H147ZM174 173H175V172H174ZM188 173H189V171H188ZM196 173H197V172H196ZM196 173H195V174H196ZM204 173H206V172H204ZM209 173H210V172H209ZM209 173H208V175L210 176V174H214V171H213L212 173H210V174H209ZM216 173L218 174V172H216ZM216 173H215L214 175L217 176ZM233 173H234V172H233ZM235 173H236V171H235ZM237 173H236V175H238ZM255 173H256V171H255ZM19 174H18V175H19ZM34 174H36V173L34 172ZM37 174H38V173H37ZM42 174H44V173H42ZM145 174H146V173H145ZM154 174H155V173H154ZM192 174L195 175L194 173H192ZM198 174H199V172H198ZM200 174H201V173H200ZM200 174H199V175H200ZM222 174H223V173H222ZM263 174H264V172H263ZM24 175H26V174H23V176H24ZM38 175H39V174H38ZM52 175H53V174H52ZM150 175H151V174H150ZM152 175H153V174H152ZM152 175H151V176H152ZM189 175H190V174H189ZM196 175H197V174H196ZM199 175H197V176H199ZM203 175H204V174H203ZM203 175H202V176H203ZM218 175H221V174H218ZM229 175H230V174H229ZM231 175H232V174H231ZM231 175H230V179H232V178H231ZM236 175H235V176H236ZM247 175H248V174H247ZM255 175H254V176H255ZM28 176H30V175H28ZM32 176H33V174H32ZM53 176H54V175H53ZM129 176L132 177V173L128 174V177H129ZM171 176H172V174H171ZM173 176H174V175H173ZM173 176H172V177H173ZM175 176H176V175H175ZM216 176H215V178H216ZM242 176H243V177H242ZM260 176H261L262 178H264V177H263L264 175H262V173H261ZM260 176L258 175V177L255 176L254 178H260ZM19 177H20V175H19ZM30 177H31V176H30ZM37 177H38V176H37ZM40 177H42V176H40ZM156 177H157V176H156ZM156 177H155V178H156ZM166 177H167V174H166ZM187 177H188V175H187ZM218 177H219V176H217L216 179H219ZM221 177H229V176H225V173H224V176L221 175ZM221 177H220V178H221ZM2 178H5V177H2ZM7 178H8V177H7ZM10 178H11V177H10ZM20 178H21V177H20ZM24 178H26V177H24ZM32 178H33V177H32ZM34 178H36V175L34 176ZM168 178H169V177H168ZM182 178H183V177H182ZM206 178H211V176H210V177H206ZM215 178H213V179H215ZM234 178H235V177H233V179H234ZM239 178H238V179H239ZM252 178H253V177H252ZM8 179H9V178H8ZM11 179H12V178H11ZM17 179H18V178H17ZM130 179H131V178H130ZM152 179H153V178H152ZM156 179H157V178H156ZM177 179H178V177H177ZM201 179H202V178H201ZM204 179H205V178H204ZM216 179L213 180L214 183H215ZM222 179H223V178H221V180H222ZM227 179H228V178H227ZM243 179H245V180L243 181ZM260 179H261V178H260ZM6 180H7V179H6ZM12 180H13V179H12ZM28 180H29V179H28ZM164 180H165V179H164ZM193 180H194V177L191 175V177L182 180V182L184 181L183 185L187 182V184L184 185V186L187 187V186H192V182H193ZM198 180H199V177H198ZM221 180H220V181H221ZM225 180H226V179H225ZM225 180H224V181H225ZM235 180H236V178H235ZM235 180H233L234 183L236 182ZM248 180H247V181H248ZM257 180H258V179H257ZM262 180H263V179H262ZM14 181H15V180H14ZM25 181H26V180H25ZM32 181H33V180H32ZM32 181H31V182H32ZM36 181H38V180L36 179ZM40 181H42V180L40 179ZM54 181H55V180H54ZM54 181H52V182H54ZM136 181H137V180H136ZM152 181H153V180H152ZM171 181H172V180H171ZM202 181L204 182V180H202ZM207 181H208V180H207ZM211 181H212V180H211ZM217 181L220 183L219 180H217ZM217 181H216V182H217ZM224 181H223V182H224ZM226 181L228 182V180H226ZM238 181H239V180H238ZM253 181H254V179H253ZM0 182H1V179H0ZM6 182H7V181H6ZM23 182H24V181H23ZM31 182H30V184H31ZM33 182H35V181H33ZM139 182H140V181H139ZM147 182H149V181H147ZM196 182H197V177H196ZM200 182H201V180H200ZM203 182H202V183H203ZM218 182H217V184L219 185ZM229 182H230V181H229ZM241 182H240V183H241ZM2 183H3V182H2ZM8 183H9V182H8ZM15 183H16V182H15ZM18 183H19V182H18ZM24 183H25V182H24ZM27 183H28V182H26V184H27ZM131 183H132V182H131ZM140 183H141V182H140ZM210 183H212V182H208V184H209L208 186H210ZM230 183H231V182H230ZM232 183H233V182H232ZM236 183H238V182H236ZM242 183H241V184H242ZM246 183H247V182H246ZM246 183L244 182L245 185H246ZM254 183H255V182H254ZM6 184H7V183H6ZM34 184L37 186L36 183H34ZM34 184H33V185H34ZM39 184H40V183H39ZM50 184H51V182H50ZM133 184H134V183H133ZM154 184H155V183H154ZM168 184H169V183H168ZM194 184H195V181H194ZM196 184H197V183H196ZM198 184H199V181H198ZM217 184H216V185H217ZM2 185H3V184H2ZM10 185H11V182H10ZM10 185L8 184V186H10ZM13 185H14V184H13ZM18 185H19V184H18ZM18 185H17V186H18ZM22 185H24V184H22ZM33 185H32V187H33ZM145 185H146V183H145ZM163 185H164V184H163ZM200 185H201V183L199 184V186H200ZM203 185H205V184L203 183ZM218 185H217V186H214V185H213V186H214L215 188H216V187H219V186H222V188H223L224 190L227 189V187H226L227 183L225 184L224 187H223V185H221V183H220L219 186H218ZM245 185H243V186L245 187ZM248 185H249V184H248ZM8 186H7V188H8ZM24 186H25V185H24ZM49 186H50V185H49ZM142 186H144V185L142 184ZM146 186H148V185H146ZM153 186H154V185H152V187H153ZM165 186H166V185H165ZM193 186H194V185H193ZM196 186H197V185H196ZM199 186H198V187H199ZM201 186H202V185H201ZM208 186H207V187H208ZM227 186L229 187V185H227ZM230 186H231V185H230ZM233 186H234V185H233ZM237 186H238V185H237ZM256 186H257V185H255V187H256ZM0 187H2V186H0ZM3 187H4V186H3ZM20 187H21V186H19V188H20ZM34 187H35V186H34ZM139 187H141V186H139ZM150 187H151V186H150ZM150 187H148V188H150ZM161 187H162V188H160V190L164 188L163 186H161ZM177 187H179V186H177ZM186 187H185V188H186ZM202 187L205 188V189H207V188L204 187V186H202ZM214 187H213V189H214ZM238 187H240V185H239ZM246 187H247V185H246ZM246 187H245V188H246ZM253 187H254V186H253ZM253 187H252V190H253ZM255 187H254V188H255ZM260 187H261V185H260ZM262 187H263V186H262ZM10 188H11V187H10ZM12 188H13V187H12ZM15 188H16V187H15ZM21 188H22V187H21ZM120 188H121V187H120ZM134 188H135V187H134ZM141 188H143V187H141ZM145 188H146V187H145ZM158 188H159V187H158ZM166 188H167V187H166ZM169 188H170V189H169ZM169 188H167V189H169V192H167V193L165 194V197H166V198H165V201L167 202V205H168V201H167V199L169 200V204H171L170 202H174V201H175V203H176V200H177L178 202L182 201V200H180V199H182V197H184V196H180L179 194H177L178 190H179L180 188H182V187H180L178 190H176V194L178 195L177 197L180 196L181 198H177V197L175 196V193L173 194V191H172V190H173V189H172L173 187H172V186L169 187ZM185 188H184V189H185ZM192 188H193V187H192ZM195 188L197 189V187H195ZM208 188H209V187H208ZM235 188H237V187L235 186ZM240 188L242 189V187H240ZM249 188H251V187H249ZM249 188H248V189H249ZM257 188H259V187H257ZM16 189H17V188H16ZM34 189H35V188H34ZM143 189H144V188H143ZM146 189H147V188H146ZM146 189H145L144 191H146ZM150 189H153V188H150ZM182 189H183V188H182ZM187 189H188V190H187V191H188V192H187V193H188V196H192V199H193L192 201L195 202V205H197V206L199 207V206H200L199 204L201 203V201H200V200H197V198L194 196V195L197 194V192H198L199 190L197 189L198 191L196 190V191H197L196 194L191 195V194H193V193H195V192H192V191H191V192H192V193H191V192H189V188H187ZM199 189H200V191H201L202 188L199 187ZM211 189H212V187H211ZM216 189H217V188H216ZM220 189H221V188H220ZM230 189H231V188H230ZM238 189H239V188H238ZM246 189H247V188H246ZM248 189H247V190H248ZM262 189H263V188H262ZM17 190H18V189H17ZM121 190H122V189H121ZM160 190H159V191H160ZM163 190H164V189H163ZM163 190H162V191H163ZM180 190H181V189H180ZM180 190H179V191H180ZM202 190H204V189H202ZM207 190H208V192H210V188L207 189ZM217 190H219V189H217ZM233 190H234V189H233ZM233 190H232V191H233ZM239 190H240V189H239ZM249 190H250V189H249ZM255 190H256V189H255ZM258 190H259V189H258ZM6 191H7V190H6ZM19 191H20V189H19ZM23 191H24V190H23ZM23 191H22V192H23ZM75 191H76V190H75ZM82 191H84V190H82ZM86 191H87V190H86ZM86 191H85V192H86ZM89 191H90V190H89ZM89 191H88V192H89ZM94 191H95V190H94ZM136 191H138V190H136ZM149 191H150V190H149ZM151 191H152V190H151ZM154 191H155V188H154ZM183 191H184V190H181V192H183ZM200 191H199V192H200ZM215 191H216V190H215ZM226 191H227V190H226ZM232 191H230V192H232ZM234 191L236 192V189H235ZM259 191H260V190H259ZM11 192H12V191H11ZM22 192H21V193H22ZM24 192H25V191H24ZM95 192H96V191H95ZM95 192H94V193H95ZM174 192H175V191H174ZM205 192H206V191H205ZM205 192H204V193H205ZM213 192H214V190H213ZM220 192H222V191H220ZM247 192H248V191H247ZM251 192H254V193L256 192V194H258L257 191H254V190L251 191ZM261 192L264 194L263 191H260V194H261ZM8 193H9V192H8ZM18 193H19V192H16V195H17ZM69 193H70V192H69ZM72 193H73V192H72ZM77 193H78V192H77ZM86 193H87V192H86ZM90 193H92V192L90 191ZM104 193L106 194V192H104ZM104 193H103V194H104ZM120 193H122V192H120ZM140 193H141V192H140ZM145 193H146V192H144V195H146ZM153 193H154V192H153ZM156 193H158V192H156ZM179 193H180V192H179ZM187 193H186V194H187ZM190 193H191V194H190ZM200 193H201V192H200ZM211 193H212V192H211ZM217 193H218V192H217ZM223 193H224V192H223ZM228 193H229V191H228ZM228 193H227V194L224 193L225 196H226V195L228 196V198H229V195H231L230 198H231L232 195H233L234 198L232 197V199H234V200H236V199L238 198V197H235V195L237 194V192L235 193V195H234V193L228 195ZM239 193H242V192H241V191H240V192L238 191V194H237L238 196H239ZM254 193H252V194L254 195ZM13 194H14V193H13ZM19 194H20V193H19ZM22 194H23V193H22ZM22 194H21V195H22ZM79 194H80V193H79ZM105 194H104V195H105ZM127 194H128V193H127ZM142 194H143V193H142ZM148 194H149V193H148ZM150 194H151V193H150ZM180 194H181V193H180ZM183 194H184V192H183ZM189 194H190V195H189ZM218 194H219V193H218ZM10 195H12V193H10ZM75 195H77V194H75ZM80 195H82V192H81ZM91 195H92V194H91ZM91 195H90V196H91ZM101 195H102V194H101ZM106 195H107V194H106ZM108 195H110V194H108ZM114 195H115V194H113V196H114ZM116 195H117V194H116ZM118 195H119V194H118ZM132 195H133V194H132ZM132 195H131V196H132ZM134 195H135V194H134ZM151 195H153V194H151ZM151 195H148L149 200H153V199H152L153 196H151ZM156 195L158 196V194H156ZM200 195H201V194H200ZM203 195H204V194H203ZM206 195H207V194H206ZM208 195L210 196L211 194H208ZM214 195H215V194H214ZM240 195H242V196H240V197L244 198L243 196L246 195V193H245L244 195H243V193L240 194ZM248 195H249V194H247L246 197H248ZM261 195H262V194H261ZM17 196H18V195H17ZM69 196H70V195H69ZM99 196H100V195H99ZM137 196H138V195H137ZM154 196H155V194H154ZM157 196H156V197H157ZM186 196H187V195H186ZM193 196H194V197H193ZM204 196H205V195H204ZM204 196H203V197H204ZM216 196H217V195H216ZM222 196H223V194L220 195V198H221V199H222ZM255 196H256V195H255ZM25 197H26V195H25ZM73 197L75 198V196H73ZM91 197H92V196H91ZM100 197H101V196H100ZM118 197H120V195L117 196V198H118ZM124 197H125V194H124ZM124 197H123V195H122V197L120 198V201H126L127 199L124 198ZM156 197H155V198H156ZM159 197H161V196L159 195L157 198H159ZM162 197H163V196H162ZM201 197H202V196H201ZM203 197H202V198H203ZM211 197H212V196H211ZM223 197H224V196H223ZM249 197L251 198L252 196L250 195ZM258 197L261 198L260 196H258ZM9 198L11 199V196H10ZM19 198H20V197H19ZM77 198H78V197H77ZM83 198H84V197H83ZM83 198H82V199H83ZM93 198H94V196H93ZM127 198H128V197H127ZM129 198H131V197H129ZM157 198H156V199H157ZM188 198H189V197H188ZM212 198H214V197H212ZM225 198H226V197H225ZM235 198H236V199H235ZM242 198H241V199H242ZM252 198H253V197H252ZM254 198H255V197H254ZM254 198H253V200H254ZM256 198H257V196H256ZM256 198H255V201H256ZM259 198H257V200H259ZM67 199H68V198H67ZM69 199H70V198H69ZM163 199H164V198H162V200H160V199H158V200H160L161 202H163ZM185 199H186V197H185ZM189 199L191 200V197H190ZM198 199H199V198H198ZM215 199H216V198H215ZM217 199H218V198H217ZM223 199H224V198H223ZM244 199H245V198H244ZM244 199H243V200H244ZM102 200H103V199H102ZM115 200H117V199H115ZM146 200L148 201V199H146ZM179 200H180V201H179ZM190 200H189V201H190ZM202 200H203V199H202ZM205 200H206V199H205ZM210 200H211V199H210ZM228 200H229V199H228ZM228 200H227V201H228ZM234 200H233V201H234ZM237 200H238V199H237ZM246 200H248V198H247ZM251 200H252V199H251ZM251 200H250V201H251ZM260 200H263V199H260ZM260 200H259V201H260ZM10 201H11V200H10ZM73 201H74V200H73ZM73 201H72V202H73ZM86 201H87V200H86ZM117 201H118V200H117ZM156 201H157V200H156ZM183 201L185 202L184 199H183ZM197 201H200V203L198 204ZM213 201H214V200H213ZM216 201H217V200H216ZM216 201H215V202H216ZM220 201H221V200H220ZM225 201H226V200L224 199L223 204H224ZM229 201H230V200H229ZM229 201H228V203H229ZM238 201H239V200H238ZM241 201H242V200H241ZM259 201H256V202L259 203ZM68 202H69V201H67V203H68ZM79 202H81V201H79ZM186 202H187V200H186ZM186 202H185V203H186ZM203 202H204V201H203ZM205 202H207V201H205ZM211 202H212V201H211ZM218 202H219V201H218ZM218 202H217L216 204H213V207H214V205H216V206L219 205L220 202H219V203H218ZM247 202H248V201H245V204H246V205H248ZM16 203H17V202H16ZM67 203H66V204H67ZM75 203H76V202H74V204H75ZM77 203H78V201H77ZM118 203H119V201H118ZM147 203H148V202H147ZM157 203H158V201H157ZM159 203H160V202H159ZM181 203H183V202H181ZM207 203H208V202H207ZM212 203H213V202H212ZM221 203H222V201H221ZM232 203H233V205H235V204H236V201H235V202H232ZM239 203H240V202H239ZM239 203H238V204H239ZM243 203H244V202H243ZM243 203H242V205L244 206ZM258 203H256V204H258ZM260 203H262V202H260ZM260 203H259V207L261 208V204H260ZM263 203H264V202H263ZM74 204H73V205H74ZM78 204H79V203H78ZM82 204H83V203H82ZM85 204H86V203H85ZM88 204H89V203H88ZM112 204H113V203H112ZM114 204H115V203H114ZM114 204H113V205H114ZM119 204H120V203H119ZM119 204H117V205H119ZM143 204H144V203H143ZM164 204H165V202H164ZM183 204H184V203H183ZM183 204H182V205H183ZM188 204H189V203H188ZM193 204H194V203H193ZM76 205H77V204H76ZM80 205H81V203H80ZM86 205H87V204H86ZM161 205H163V204L161 203ZM161 205H160V206H161ZM172 205H173V204H172ZM174 205H175V204H174ZM190 205H191V204H190ZM201 205H203V203H202ZM220 205H221V204H220ZM233 205H232V206H233ZM239 205H241V204H239ZM262 205H263V204H262ZM64 206H65V205H64ZM77 206H78V205H77ZM84 206H85V205H84ZM88 206H89V205H88ZM151 206H152V205H151ZM153 206H154V205H153ZM156 206H157V205H156ZM169 206H170V205H169ZM192 206H194V205H192ZM192 206H190V207H192ZM204 206H205V205H203V207H204ZM206 206H207V205H206ZM208 206H209V205H208ZM211 206H212V205H211ZM211 206H210V207H211ZM228 206H229V205H228ZM228 206L226 205V208H228ZM254 206H256V205H255V202H254ZM81 207H82V206H81ZM123 207H124V206H123ZM145 207H146V206H145ZM165 207H166V206H165ZM176 207H177V206H176ZM210 207H208V208L210 209ZM213 207H212V208H213ZM217 207H218V210L220 211L219 208L222 207V206H220V207L217 206ZM224 207H225V206H224ZM236 207H237V206H236ZM238 207H239V206H238ZM249 207H251V206H249ZM116 208L118 209V207H116ZM121 208H122V205H121L120 209H121ZM157 208H158V206H157ZM171 208H172V207H171ZM186 208H187V207H186ZM199 208H201V207H199ZM212 208H211V209H212ZM222 208H223V207H222ZM222 208H221V209H222ZM230 208H231V203H230ZM241 208H245V207H241ZM251 208H252V207H251ZM257 208H258V206H257ZM262 208H264V207H262ZM86 209H88V208H86ZM86 209H85V210H86ZM120 209H118V210L120 211ZM123 209H124V208H123ZM123 209H122V210H123ZM143 209H145V208H143ZM155 209H156V208H155ZM201 209H202V208H201ZM201 209H199V210H201ZM205 209H206V208H205ZM211 209H210V210H211ZM232 209H233V208H232ZM239 209H240V208H239ZM247 209H248V207H247ZM254 209L256 210V208H254ZM122 210H121V212H123ZM126 210H127L126 212H128V208H127V207H126ZM129 210L132 211L133 209L130 208ZM168 210H169V209H168ZM173 210H174V209H173ZM173 210H172V211H173ZM180 210L182 211V209H180ZM223 210H224V209H223ZM226 210H227V209H226ZM249 210H250V209H249ZM252 210H253V208H252ZM259 210H260V209H259ZM259 210H258V211H259ZM263 210H264V209H262V212H263ZM80 211H81V210H80ZM130 211H129V213H130ZM138 211H139V208H138ZM138 211H137V212H138ZM161 211L163 212V210H161ZM185 211L188 212L187 209H186ZM189 211H191V210H189ZM194 211H198V208H197V209L195 208ZM202 211H204V209H203ZM214 211H215V210H214ZM216 211H217V210H216ZM216 211H215V212H216ZM236 211H237V210H236ZM240 211H241V209H240ZM240 211H239V212H240ZM243 211H244V210H243ZM66 212H67V211H66ZM124 212H125V211H124ZM139 212H140V211H139ZM139 212H138V213H139ZM152 212H153V211H152ZM152 212H151V214H153ZM168 212H169V211H168ZM168 212H166V214H169ZM192 212H193V211H192ZM205 212H206V211H205ZM205 212H203V213L205 214ZM210 212H211V211H210ZM210 212H209V213H210ZM212 212H213V211H212ZM212 212H211V213H212ZM225 212L227 213V211H225ZM237 212H238V211H237ZM241 212H242V211H241ZM245 212H246V211H245ZM63 213H65V212L63 211ZM67 213H68V212H67ZM81 213H82V212H81ZM134 213H135V212H134ZM154 213H155V212H154ZM156 213H157V212H156ZM163 213H164V212H163ZM170 213H171V212H170ZM184 213H185V212H184ZM209 213H208V214H209ZM217 213H220V212H217ZM229 213H230V212H229ZM234 213L236 214V212H234ZM247 213H248V212H247ZM247 213H246V214H247ZM257 213H258V212H257ZM260 213H261V212H260ZM52 214H53V215H52ZM130 214H132V213H130ZM147 214H148V213H147ZM195 214H196V213H195ZM197 214H199V213H197ZM200 214H202V212H201ZM231 214H232V212H231ZM231 214H230V215H231ZM238 214H239V213H238ZM238 214H236V215H238ZM240 214H242V213H240ZM263 214H264V212H263ZM51 215H52L51 218H52V217H57V216H59V218H60V216L63 215V214H62L61 204H55L54 211H53V213H51ZM66 215H67V214H66ZM114 215H115V214H114ZM141 215H142V214H141ZM155 215H156V214H155ZM180 215H181V214H180ZM180 215H179L178 218H181ZM191 215H194V213H193V214L190 213V215H188V217H187V215H186V217L189 218V220H190ZM210 215H211V214H209L208 216H210ZM261 215H262V214H261ZM144 216H147V215H144ZM149 216H151V215H149ZM177 216H178V215H177ZM194 216L196 217V215H194ZM214 216H215V215H214ZM214 216H213V217H214ZM220 216H221V214H220ZM227 216H229L228 213H227ZM242 216H243V215H242ZM113 217H114V216H113ZM116 217H118V216H116ZM137 217H138V216H137ZM140 217H142V216H140ZM140 217H138V218H140ZM154 217H156V216L153 215V218H154ZM157 217H158V215H157ZM159 217H160V216H159ZM184 217H185V216H184ZM186 217H185V219H186ZM218 217H219V214H218ZM224 217H225V216H224ZM237 217H238V216H237ZM61 218H62V217H61ZM80 218H81V217H80ZM82 218H83V217H82ZM82 218H81V219H82ZM160 218H161V217H160ZM199 218H200V217L198 216L197 221L199 220ZM204 218H205V217H204ZM207 218H208V217H207ZM207 218H205V219H207ZM216 218H217V217H216ZM220 218H221V217H220ZM228 218L231 219L230 217H228ZM228 218H227V219H228ZM239 218L242 220V218H245V217H241V216H239ZM83 219H84V218H83ZM116 219H117V218H116ZM129 219L132 221L133 217H130ZM134 219H135V218H134ZM142 219H144V218L142 217ZM148 219H150V218H147V220H148ZM154 219H155V218H154ZM173 219H174V218H173ZM191 219H192V218H191ZM195 219H196V218H195ZM195 219H193V220H195ZM200 219H201V218H200ZM208 219H209V218H208ZM210 219H211V217H210ZM227 219H224V220H227ZM229 219H228V220H229ZM235 219H236V216H235ZM55 220H56V219H55ZM78 220H79V219H78ZM108 220H109V219H108ZM139 220H141V218H140ZM145 220H146V219H145ZM151 220H152V219H151ZM163 220H165V218H164ZM170 220H171V219H170ZM170 220H168V221H170ZM175 220H176V216H175ZM186 220H187V221H186ZM186 220H184V218L179 219L178 222H177V220H176V221L172 220V221L175 222V224H173V222H171V223H172V226H173V229H171V230H172V231H171V232H172V234H171V236H172L171 244H172L173 246H174L175 243H176L177 241H179L182 237H184V238H182V239H185V240L187 241L188 237L190 236L189 233H188V234H189V236H188L187 232L189 231L190 228H192V230H193V232L195 233V235L201 233V232H200L201 229H200V227L198 226L199 223L196 222V223L194 224L191 220H190V221H188V219H186ZM201 220H202V219H201ZM214 220H215V219H214ZM214 220L211 219V222H212V221L214 222ZM217 220H219V218H218ZM217 220H216V221H217ZM220 220H222V218H221ZM232 220H233V219H232ZM66 221H67V220H66ZM66 221H65V222H66ZM135 221H138V220L136 219ZM142 221H143V220H141V222H142ZM153 221H154V220H153ZM184 221H186L187 223H189V225H188L189 228H188L186 222H184ZM202 221H203V220H202ZM206 221H207V220H206ZM80 222H81V220H80ZM107 222H108V221H107ZM143 222H144V221H143ZM161 222H163V221H161ZM198 222H199V221H198ZM204 222H205V221H204ZM208 222L210 223V221H208ZM227 222H228V221H227ZM227 222H225V223H227ZM230 222H231V221H230ZM237 222H238V221H237ZM240 222H241V221H240ZM243 222H244V221H243ZM78 223H79V222H78ZM100 223H102V222H100ZM103 223H104V222H103ZM137 223H139V222H137ZM137 223H135V224H137ZM154 223H155V221H154ZM156 223H158V222H156ZM201 223H202V222H201ZM201 223H200V224H201ZM231 223L233 224V222H231ZM106 224H107V223H106ZM128 224H129V223H127V225H128ZM148 224H149V223H148ZM151 224H152V222H151ZM151 224H150V225H151ZM158 224H159V223H158ZM158 224H157V225H158ZM165 224L167 225V222H166ZM168 224H169V222H168ZM204 224H205V223H204ZM204 224L202 223V225H204ZM217 224L219 225V228L216 229V232H218L217 230H219V229H220V230H221V229L223 230V228L220 227V226H221V221H220V224H219V223H217ZM222 224H224V223H222ZM237 224H238V223H237ZM245 224H246V222H245ZM27 225H28V224H27ZM109 225H110V224H109ZM123 225H124V224H123ZM130 225H131V224H130ZM146 225H147V224H146ZM146 225H145V227L150 228L149 226H146ZM207 225H208V224H207ZM207 225H206V226H207ZM215 225H216V224H215ZM215 225H213V227H214ZM226 225H227L228 227H230V226H229L230 224L228 225V223H227ZM226 225H225V228L227 227ZM234 225H235V224H234ZM234 225H233V226H234ZM87 226H88L87 223L85 224V223L82 222V224L79 223V224L77 225L76 228H78L79 230L83 231V230L86 229ZM103 226H106V225L104 224ZM103 226L100 227V228H103ZM124 226H125V225H124ZM124 226H123V228H124ZM131 226H132V225H131ZM143 226H144V225H143ZM163 226H165V225H163ZM170 226H171V225H169V228H170ZM204 226H205V225H204ZM223 226H224V225H223ZM223 226H222V227H223ZM107 227H108V226H107ZM109 227H110V226H109ZM119 227H121V226H119ZM137 227H138V226H137ZM137 227H135V228H137ZM139 227L143 228L142 226H139ZM158 227H159V226H158ZM160 227H161V226H160ZM208 227H209V225H208ZM228 227H227V228H228ZM234 227H235V226H234ZM238 227H241V226H237V228H238ZM18 228H19V231H20L21 234H24V236H25V235H28L29 243H28L27 245L21 247L20 251H18V252H21L19 255H16L14 252H11L10 249H9V250H8L7 248H3V249H1V250H3L2 253L4 252V257H3V255H2L3 258H1V256H0V258H1V259H0V264H73V263H74V262H73V261H74V258L72 257L73 254L71 255V249H72V248H69V246H63L65 249L68 248L67 250H64V248H63V250H64V251H63L62 248H61L63 242L60 243V241L56 240L55 237H54V239L50 238V240H49V239H46V238H43V236H40L41 233L38 234V233L36 232L37 230L35 231L34 228H33L32 226H30V224H29L28 226L25 225V227H18ZM130 228H132V227H130ZM151 228H152V227H151ZM204 228H205V227H204ZM204 228H203V229H204ZM210 228H211V224H210ZM232 228H233V227H232ZM105 229H106V228H105ZM105 229L103 228L102 230H105ZM119 229H121V228H119ZM119 229H118V230H119ZM143 229H144V228H143ZM145 229H147V228H145ZM152 229H153V228H152ZM156 229H157V227H156ZM205 229H206V228H205ZM212 229H213V228H211L210 231H214V229H213V230H212ZM230 229H231V227H230ZM108 230H109V229H108ZM126 230H127V229H126ZM138 230H139V229H138ZM141 230H142V229H141ZM192 230H191V231H192ZM226 230H228V229H225V231H226ZM233 230H234V229H233ZM109 231H110V230H109ZM119 231H122V229L119 230ZM130 231H131V230H130ZM130 231H129V232H130ZM135 231H136V230H135ZM135 231H133V232H135ZM148 231H149V230H148ZM148 231L146 230V232H148ZM151 231H152V230H151ZM151 231H149V232H151ZM202 231L204 232V230H202ZM206 231H207V230H206ZM99 232H100V231H99ZM103 232H104V231H103ZM105 232H106V231H105ZM125 232H126V231H125ZM127 232H128V231H127ZM131 232H132V231H131ZM142 232H143V230H142ZM144 232H145V230H144ZM144 232H143V233H144ZM146 232H145V233H146ZM157 232H158V230H157ZM193 232H192V234H194ZM118 233H119V232H118ZM122 233H123V232H122ZM143 233H141V235H142ZM151 233H152V232H151ZM155 233H156V232H155ZM155 233H153V234H155ZM168 233H169V232H168ZM212 233H213V232H210V235H209V236H211ZM120 234H121V233H120ZM147 234H148V233H147ZM153 234H151V235H152V236H155V235H153ZM156 234H157V233H156ZM158 234H159V233H158ZM158 234H157V236H158ZM161 234H162V233H161ZM208 234H209V233L207 232V235H208ZM216 234H217V233H216ZM226 234H227V233H226ZM226 234H223V235H226ZM99 235H100V234H99ZM118 235H119V234H118ZM125 235H127V234H125ZM130 235H132V234L130 233ZM130 235H129V236H130ZM151 235H150V236H151ZM162 235H163V234H162ZM164 235H167V234H164ZM168 235H169V234H168ZM186 235H187L188 237H187ZM195 235H194V236H195ZM205 235H206V234H205ZM205 235L202 236V237L206 238ZM213 235H214V233H213ZM213 235H212L211 237H212V238H215V237H213ZM219 235H221V234H219ZM227 235H228V234H227ZM232 235H233V234H232ZM232 235H231V236H232ZM47 236H48V235H47ZM49 236H50V235H49ZM101 236H102V235H101ZM133 236H134V234H133ZM137 236H138V235H137ZM152 236H151V239H152ZM157 236H156V237H157ZM215 236H216V235H215ZM228 236H230V234H229ZM141 237H142V236H141ZM143 237H145V234H144ZM160 237H161V236H160ZM165 237H166V236H165ZM165 237H164V238H165ZM47 238H49V237H47ZM131 238H132V237H131ZM133 238H134V237H133ZM135 238H136V237H135ZM148 238L150 239V237H148ZM157 238H158V237H157ZM186 238H187V239H186ZM189 238H190V237H189ZM193 238H194V241L197 242L196 239H198V236H197V238H196V236L193 237ZM195 238H196V239H195ZM217 238H218V236H217ZM221 238H223V236H221ZM125 239H126V238H125ZM167 239H168V238H167ZM191 239H192V235H191ZM201 239H202V238H201ZM219 239H220V238H219ZM110 240H111V239H110ZM123 240H124V239H123ZM134 240H135V239H134ZM141 240H142V239H141ZM154 240H155V238H154ZM154 240L152 239V241H154ZM156 240H157V239H156ZM156 240H155V241H156ZM159 240H160V239H159ZM161 240H162V239H161ZM161 240H160V241H161ZM164 240H165V239H164ZM185 240H183V241L186 243ZM192 240H193V239H192ZM199 240H200V239H199ZM208 240H209V239H208ZM214 240H216V239H213L212 241L209 240V242H211V243H210V245H211V248H210L211 251H210V252H214V249H215V241H214ZM222 240H225V239H224V238L221 239V244H222V247H223L224 245H223V243H222V242H223ZM125 241H126V240H125ZM125 241H124V242H125ZM131 241H132V240H131ZM146 241H147V240H146ZM206 241H207V240H206ZM231 241H232V240H231ZM107 242H109V241H107ZM110 242H111V241H110ZM110 242H109V244H110ZM124 242H123V243H124ZM179 242H180V241H179ZM189 242H191V240H189ZM189 242H188V243H189ZM201 242H202V240H201ZM204 242H205V241H204ZM209 242H208V243H209ZM216 242H217L216 244H218V246H219V244H220V243H219V240H218V241L216 240ZM229 242H230V240H229ZM232 242H233V241H232ZM236 242H237V241H236ZM140 243H141V242H140ZM144 243H145V241H144ZM144 243H143V244H144ZM151 243H152V242H151ZM155 243H156V242H155ZM155 243H154V244H155ZM157 243H158V242H157ZM157 243H156V244H157ZM159 243H160V242H159ZM165 243H166V242H165ZM180 243H181V244H179V246L182 245V242H180ZM188 243H187L186 246L189 247V246H190L189 244H191V243H189V244H188ZM197 243H198V242H197ZM205 243H207V242H205ZM208 243H207V244H208ZM226 243H227V242H226ZM148 244H149V241H148ZM167 244H168V241H167ZM171 244H170V245H171ZM199 244H200V242H199ZM229 244H230V243H229ZM234 244H235V242H234ZM64 245H65V244H64ZM69 245H70V244H69ZM111 245H112V243H111ZM114 245H115V244H114ZM114 245H113V246H114ZM144 245H145V244H144ZM146 245H147V244H146ZM146 245H145V246H146ZM176 245H177V244H176ZM195 245H196V244H195ZM201 245H203V244H201ZM204 245H206V244H204ZM226 245H228V244H226ZM117 246H118V245H117ZM160 246H161V245H160ZM162 246H163V245H162ZM165 246H166V245H165ZM165 246H164V249L166 250L167 248H165ZM173 246H171V247H173ZM179 246L177 245V247H179ZM184 246H185V245L183 244V246L181 247V249H182ZM193 246H194V245L191 244V247H193ZM206 246H207V245H206ZM206 246H205V247H206ZM218 246L216 245L217 249H218V248H221L220 246H219V247H218ZM230 246H231V245L226 246V248H227V247H230ZM5 247H6V246H5ZM155 247L158 248V246H155ZM166 247H167V246H166ZM188 247H187V248H188ZM200 247H201V246H200ZM207 247H208V246H207ZM224 247H225V246H224ZM233 247H234V246H233ZM123 248H124V247H123ZM146 248H147V250H148V247H146ZM151 248L153 249L152 245H151ZM159 248H160V247H159ZM159 248H158V250H159ZM202 248H203V247H202ZM208 248H209V247H208ZM112 249H113V248H112ZM138 249H139V248H138ZM149 249H150V248H149ZM169 249H170V248H169ZM171 249H172V248H171ZM173 249H174V248H173ZM185 249H186V248H185ZM188 249H189V248H188ZM190 249L192 250V248H190ZM190 249H189V250H190ZM193 249H194V247H193ZM196 249H197V248H195V250H196ZM200 249H201V248H200ZM205 249H206V248H205ZM223 249H224V248H223ZM11 250H12V249H11ZM60 250L63 251L64 253L62 252L63 254H62V253L60 254V252H58V251H60ZM103 250H104V249H103ZM143 250H145V249H143ZM147 250H145V251H147ZM175 250L178 251L179 249L176 248ZM182 250H183V249H182ZM198 250H199V248H198ZM198 250H197V254H198ZM207 250H208V249H207ZM225 250H226V249H225ZM232 250H233V248H232ZM16 251H17V250H16ZM105 251L107 252L106 249L104 250V252H105ZM111 251H112V250H111ZM173 251H174V250H173ZM173 251H172V252H173ZM183 251H184V250H183ZM183 251H182V252H183ZM46 252H47V253H46ZM77 252H78V250H77ZM115 252H116V251H115ZM149 252H151V251H149ZM149 252H148V253H149ZM155 252H156V251H155ZM160 252H161V251H160ZM163 252H164V251H163ZM163 252H162V253H163ZM169 252H170V251H169ZM186 252H187V250H186ZM189 252H191V251H189ZM200 252H201V251H199V253H200ZM210 252H209V253H210ZM227 252H228V251H227ZM0 253H1V252H0ZM73 253H74V252H73ZM143 253L146 254L147 252H143ZM148 253H147V256H148ZM151 253H152V252H151ZM157 253H159V252H156V254H157ZM174 253H175V252H174ZM179 253H181V252H179ZM187 253H188V252H187ZM192 253H193V252H192ZM194 253H195V252H194ZM201 253H203V252H201ZM201 253H200V254H201ZM217 253H218V252H217ZM219 253H220V251H219ZM224 253H225V252H224ZM228 253H229V254H232L233 252H228ZM228 253H227V254H228ZM107 254L109 255V254H110V251H108ZM117 254H118V253H117ZM149 254H150V253H149ZM165 254H166V253H165ZM175 254H176V253H175ZM175 254H174V255H175ZM181 254H185V251H184V253H181ZM188 254H189V253H188ZM188 254H186V255H188ZM197 254H196V255H197ZM204 254H205V253H204ZM204 254H203V255H204ZM142 255H143V254H142ZM151 255H152V254H151ZM166 255H167V254H166ZM168 255H169V254H168ZM171 255H172V254H171ZM174 255H173V256H174ZM177 255L180 256V254H177ZM189 255H190V254H189ZM196 255H195V257L198 256V255H197V256H196ZM215 255H216V253H215ZM220 255H222V254H219V256H220ZM223 255H224V254H223ZM223 255H222L221 258H223ZM235 255H237V254H235ZM112 256H113V255H112ZM164 256H165V255H164ZM205 256H206V255H205ZM212 256H214V255H212ZM216 256H217V255H216ZM216 256H215V259L218 257V256H217V257H216ZM231 256H233V254H232ZM88 257H89V256H88ZM145 257H146V256H145ZM148 257H150V255H149ZM166 257H168V256H166ZM180 257L184 258L183 256H180ZM180 257H179V258H180ZM189 257H190V256H189ZM198 257H199V256H198ZM201 257H202V256H200V258H201ZM229 257H230V255H229ZM236 257H237V256H236ZM151 258H152V257H151ZM163 258H164V257H163ZM170 258L172 259V258H174V257H170ZM175 258H177L176 255H175ZM179 258H178V259H179ZM187 258H188V256H187ZM191 258H192V257H191ZM205 258H206V257H205ZM211 258H212V257H211ZM211 258H210V262H211ZM221 258H219V259H221ZM224 258L227 259V256L224 257ZM224 258H223V259H224ZM72 259H73V260H72ZM164 259H166V258H164ZM164 259H162V260H164ZM180 259H181V258H180ZM188 259H189V258H188ZM203 259H204V257H203ZM215 259H212V260L215 261ZM76 260L78 261L77 258H76ZM76 260H75V261H76ZM79 260H80V259H79ZM166 260H167V259H166ZM173 260L175 261V259H173ZM185 260H186V258H185ZM191 260H192V259H191ZM229 260H230V259H229ZM171 261H172V260H171ZM174 261H173V262H174ZM181 261H184V260H181ZM181 261H179V262H181ZM200 261H201V260H200ZM202 261H203V260H202ZM214 261H213V263H214ZM218 261H219V260H218ZM221 261H222V260H221ZM225 261H226V260H225ZM231 261H232V260H230V262H231ZM78 262H79V261H78ZM90 262H91V261H90ZM159 262H160V261H159ZM177 262H178V261H176V263H177ZM179 262H178L177 264H181V263H179ZM188 262H190V264H194V263L196 262V259H195V262H194V263H191L192 261H188ZM188 262H187V263H188ZM203 262H206V261H203ZM208 262H209V261H207L206 263H208ZM210 262H209V263H210ZM215 262H216V261H215ZM219 262H220V261H219ZM219 262H218V263H219ZM235 262H236V261H235ZM76 263H77V262H76ZM76 263H74V264H76ZM80 263H81V261H80ZM162 263H165V261H163ZM166 263H167V261H166ZM166 263H165V264H166ZM170 263H171V262H170ZM170 263H169V264H170ZM184 263H186V261H185ZM223 263H224V262H222L221 264H223ZM228 263H229V261H228ZM77 264H78V263H77ZM167 264H168V263H167ZM172 264H173V263H172ZM174 264H175V263H174ZM195 264H196V263H195ZM197 264H198V263H197ZM199 264H200V263H199ZM214 264H215V263H214ZM219 264H220V263H219ZM225 264H227V262H225Z\"/></svg>","mask_w":264,"mask_h":264},{"label":"water","instance_id":"water-1","mask_svg":"<svg viewBox=\"0 0 264 264\" xmlns=\"http://www.w3.org/2000/svg\"><path fill=\"white\" fill-rule=\"evenodd\" d=\"M212 0H208L206 9L210 7ZM3 119L0 115V120ZM125 165H121V173L114 183L110 185H116L122 175V171ZM100 183L107 184L104 180L96 176H88L85 171L81 173V176L76 174L75 165L72 166L70 173L67 177L57 182L45 195V184L41 185L38 192L35 194L29 191L27 201H20L18 205L11 208H7L6 200L3 197L0 201V243H4L10 248H14V245L20 241H24L25 238L17 234L11 235L9 228L13 226H22L26 223L33 222L38 230L45 235L53 234L57 235L63 240L68 239V235L63 232V225L59 221H51L50 215L54 208L56 201L62 199L63 192L70 188H83L90 187ZM69 232L72 230L73 225L65 226ZM71 235H73L71 233ZM68 236V237H67ZM73 241V240H71Z\"/></svg>","mask_w":264,"mask_h":264}]
</instances>
